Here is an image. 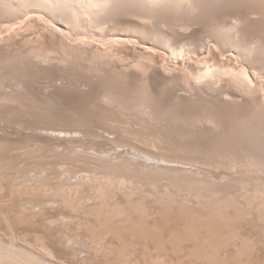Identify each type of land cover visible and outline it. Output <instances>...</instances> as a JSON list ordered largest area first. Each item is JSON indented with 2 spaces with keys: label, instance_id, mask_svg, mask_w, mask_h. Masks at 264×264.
<instances>
[{
  "label": "bare ground",
  "instance_id": "1",
  "mask_svg": "<svg viewBox=\"0 0 264 264\" xmlns=\"http://www.w3.org/2000/svg\"><path fill=\"white\" fill-rule=\"evenodd\" d=\"M219 1H223V0H0V8L2 9V11L4 10V12H2L1 10V12L6 16V14H14V18H12L11 20H8L9 22H11L13 19H16V18H18V17H21L20 15V13L22 12V10H24V8H26L27 7V10H29V12L32 14H34V16H33V18L34 17H36L35 16V14H39L40 15V17H43L45 20H46V22H47V20H49V23H53V22H58L59 24H62V26L65 24V28L66 27H68L69 29L67 30V32H69L70 31V27H72V29L73 28H75L77 25L76 24H78V22H79V18H80V16L82 17V15L84 16V14L85 13H87V12H90V11H88V9H90V10H92V12H93V9L94 10H97L95 13L96 14H93V16H94V18H93V16L92 15H90L91 14V12H90V14H85V15H90L91 17L90 18H93L92 20H95V22L93 21V22H91L94 26H95V24H97V28H98V26L100 27V25H104L106 22H107V20L109 21H112V22H114L115 21V23H116V20H115V18H114V12L115 13H117V12H119L118 11V9L117 8H119V7H121L124 11H126L127 12V14H128V18H129V16L130 15H134V16H136V17H131L130 16V18L129 19H127L125 16H126V12H124L125 14V16H122V17H124V18H122L123 20L126 18V20H130L131 18L133 19V18H137V16L139 17V18H141V19H143V20H141V19H139L140 21H138L139 23H137L136 22V20H134L137 24H133V25H130L131 24V22L129 21H127V24L126 25H128V23H129V25L128 26H119V22H118V24L116 23H114V26L112 27V29L110 30V28L108 29V31L110 32V34H111V36H110V39L112 38H114V40H112L111 39V41L113 42V41H121L122 43H125L124 41H130L131 39H130V37L132 36V35H134V34H136L137 33V35H138V33H139V35H140V33H141V35L142 34H144L145 36L142 38L143 39V43H144V46L146 47V50L148 51V49H150V48H155V47H160V48H164V45H165V47L167 46L168 48H169V50H170V53L174 56V55H176V56H182V57H184V56H188V57H191V60L192 59H196V60H200V62L201 61H203L204 63H205V66L202 64V66H203V68L202 69H199V71L197 72L196 71V73H194L193 75V77H195L194 79H193V82L192 83H190V81H191V79L190 80H184V78H182V80L180 79L181 77H184V76H181L180 78H179V76L177 77V76H175V74L173 73V71L171 72V73H173L174 74V76H173V74H171V73H166V71L164 70V72H162V71H159L160 69H158V71L160 72V73H158V77L159 78H157V79H162L161 81H162V88H163V91H164V87H166V88H168V89H173V87H174V90L176 91V90H178V92L179 91H182L183 90V92L185 93V91H186V93L187 94H185L186 96V98H193L194 99V101H195V99L196 98H201L200 100H196V103L198 102V104L199 103H201L202 104V102L201 101H203V99H209V101H210V98H211V102H212V100L214 99V98H217V99H221V100H225V98L228 100V101H230V102H233L234 101V103H232L234 106H235V101H236V103L239 101L241 104H244V105H246L247 107H245V108H248L247 110H248V114L247 115H245L244 113H243V116L245 117H243L244 119H242V116H240V118H241V120L240 121H236V120H238V119H240V118H238L239 116H236V112H231L232 114L233 113H235V117H237L238 119H236L235 121L237 122H235L234 120H233V122H235L236 124H234V126L233 127H235V128H239L240 129V127L243 129L244 128V126H246V128H247V126H249V127H251V129H250V131L248 130V132H249V135L247 136L246 135V129H245V135L246 136H244V137H242L241 135V137L242 138H245V142L242 140V139H239V137H237L236 135H235V132L238 130H236L235 128V130L234 129H232V130H234V132L231 130V132L229 133V132H227L228 133V138H226V139H224V137H223V139L224 140H226V141H224V142H229L233 137H235L236 136V138L235 139H237V140H235L236 141V143L238 142V140L240 141L241 140V144H240V142L239 143H237L236 144V149H235V147H234V149L232 148V146L229 144V143H227V145H229V146H231V148H229V147H227L226 149H225V145H223L222 146V144L224 143H222V140L220 141L222 144H220L219 142L217 143L216 141V143L215 144H217V145H215V146H213V148L212 147H210V148H206V147H203L202 146V143H201V146H188V145H186L187 144V142L186 143H184V144H180V142L183 140L182 138H184L182 135H180V136H182L181 137V139H179V140H177V137L175 136H173L174 138H176V141H180L179 142V144H174L173 146H170L171 148H172V150H170L171 148H169V146H167L169 149L168 150H170V151H175L174 153H173V155L171 154V155H169V154H166V151H160V152H158V151H156V154L154 153V150L153 151H151L150 150V152H148L149 151V149H148V151H145L144 152V150H141L140 148H137V150L138 149H140L142 152H144L143 154H145L148 158H150V159H152L153 158V161H154V158L156 159V161L157 160H159V159H162V160H170V162H172V163H174V162H176V164L177 165H171V166H168V164H165L164 162V164H162L161 163V165H159L158 166V163L161 161H158V163H156V164H154L155 162H150V164L151 165H153V166H151V165H148L147 164V159H146V161H144V162H146V163H144V162H141V161H143V159H145V158H143L142 157V159H139V161H140V163H137V162H139L138 161V158L140 157V154L138 155L137 153H135L136 154V156L138 157V158H134V160H135V162H134V160H133V158L132 157H134V156H132V152H131V156L128 158V157H126V158H124V156L122 155V159H121V156H119L120 157V160L118 161H116V160H114V159H112V160H114V161H112L111 160V158H112V156L113 155H111V157H109L110 158V160H108V162H107V157H106V159H102V157H105V156H100V157H97V154L96 155H94V156H96V157H93V155H91L90 153L91 152H89V151H87L88 153V155L89 156H91V158L93 159H91V158H89V156L88 155H85V158H88V159H91V161H93L94 162V160L95 161H99L100 163L101 162H103L104 163V165H102V168H101V170H104L106 167H103V166H106V165H109V166H111V167H113V168H106V172H107V170L108 169H110V173H111V170H112V173H113V170L115 171V170H118V171H116L117 172V174H116V176L115 175H113V177H115V179L112 177V176H109V171H108V173H106V176L105 175H102V177L99 175V173H96V174H98L99 176H100V179L102 178L103 179V176H104V178H106L105 180L103 179V181H98L97 179H96V181H98L99 183H97L96 184V186H94V187H96V188H94L95 190H93V191H95L96 192V198L93 196L92 198H94V200L93 201H95L94 202V204L92 205L91 203V205L90 206H88V205H86L87 203H84V202H86V201H83L86 197L84 196V192H81V193H83V194H79V192H77L78 194H76L75 193V195H73L74 193V191L76 192V190L78 189V188H76V189H74V191L73 192H71V191H69L68 193H67V191H66V189H67V187L66 188H64L65 186H68V187H70V186H72V187H74L75 188V183H73L72 185L71 184H69L68 182H66L65 181V183L66 184H64V186L63 185H61V183L63 182V180H62V182L61 181H58V180H54V181H57L58 183L59 182H61L60 183V185L61 186H63V189L66 191V193L64 192V194L66 195L67 194V196H68V201H67V204H70L69 206H71V205H73L74 203L76 204V201H77V199L79 198V197H82V198H84V199H82V198H79L78 199V201L80 200V199H82V202H83V204H84V208L83 209H88L89 210V212L88 213H90V211L91 212H93L94 214H91L90 213V215H94V218L96 219V221H97V226L99 225V227H103V228H105V230H109L110 229V226L112 225V227L113 228H115L116 229V227L115 226H117V227H122L121 228V230L119 229V228H117V230L118 231H121V232H119L118 233V231L116 232V233H118V239L120 238V236H121V233H122V236H121V238L122 237H124V235H125V233L128 231V229H129V231L128 232H130L132 235L130 236V234L128 233L126 236H129V237H131L132 238V236H133V238H134V236H135V238L134 239H137L136 238V236H138V234H140V238L141 239H143V236L145 235V237H148V239L146 240L145 239V237H144V239L146 240V242H143V243H145L146 245H148V246H145V244H144V246L145 247H151V246H153V248H159L160 247V245L161 246H163V245H166V246H163V247H169L170 248V250H169V248H167V249H164V251L162 250V248L160 249H158L159 251H157V249H155L157 252H161V251H163L164 253H168V255H167V253H166V255L169 257V252L171 251H177V249H179V247H180V251L178 250V252L179 253H181V251H183L184 252V254H185V250H186V255L185 256H187V257H189V258H191L192 259V261H194L195 259H198V260H201V263H200V261H194V262H197V264H202L203 263V261H204V264L205 263H207V264H215V263H217V264H230V263H236V262H239L240 264H250L251 263V261H252V258H254L253 257V255L255 254L254 253V251H255V249H256V246H257V244H258V242H259V238H257L258 239V242H257V240L255 239V237H254V239H253V236L252 235H250V232H248L247 233V231H246V229H248L246 226H250V229L248 230V231H250V230H252L253 232H254V230L253 229H255V227H258V228H256V230H258L259 228H260V225L258 226V225H256V226H254L253 224H254V221H256L257 223H259V222H261V226H263V231L261 232L260 230V232H261V235L260 234H257V236H259L260 235V237L262 236L263 238H264V39H261V38H263L264 37V35L262 34L261 36L259 35L258 37L261 39H259V42H258V40H256L257 41V43L258 44H256V41L255 40H252L249 36H247V37H249V39L246 37V38H243V39H240V36H242L245 32H244V30H243V34L241 35L240 34V36L238 37L237 35H235L234 34V32H235V30L238 28L239 29V24L237 23V21H240V20H236V22H234V24L230 21V22H227L228 20H225L224 22H225V24H224V22H223V25H221V24H219L218 22H217V20L216 21H213L215 24H216V22H217V25L216 26H213L214 24L213 23H211V22H208V24L209 23H211V25L214 27V28H211V27H206V29L204 28L203 30H201V32H205V34L206 35H202L201 33V35H202V37L200 36H198V34L196 35V36H194V37H196V38H194L192 35V33H191V35L189 34V36H187L186 37V35H185V37L186 38H188L186 41L184 40L183 41V39H184V37L182 36V39H180V40H182L181 42H179L178 40H179V38H178V35L180 36V34H178L179 32L178 31H182V29L183 28H185L186 27V19L188 18V16H193L194 15V17L196 16V14L199 12V5H206V4H208L209 3V5L210 4H215L216 5V7L218 8L219 6H220V8L224 5V3L223 4H221V2H220V4L221 5H217L216 3H218ZM225 1H230V0H225ZM237 1V0H236ZM239 1V0H238ZM243 1H245V0H243ZM251 1V0H250ZM254 1V0H253ZM256 2H257V0H255ZM259 1V0H258ZM231 2V1H230ZM261 2L263 3L264 2V0H261ZM260 2V3H261ZM202 3V4H201ZM225 3H229V2H225ZM243 3V2H242ZM241 3V4H242ZM249 3H251V2H249ZM191 4H196L197 6H199L198 8L199 9H197L195 6L196 5H192L191 7H193L192 8V10L190 9L191 7L189 6V5H191ZM234 4V3H233ZM232 4V2H231V4L230 5H233ZM244 4H248V3H244ZM244 4L242 5L243 6V8L242 9H244ZM254 3H251V4H249L250 5V7H251V5H253ZM264 4V3H263ZM211 5V7H210V9L213 7V8H216L215 6H212ZM240 5V4H239ZM225 6V5H224ZM228 6V5H227ZM256 6V8H257V5H255ZM231 7V6H230ZM237 7V6H236ZM247 7H248V5H247ZM249 7V8H250ZM85 8L87 9V11L85 12L84 10H85ZM201 8H203V6H201ZM205 9H207L208 7L206 6V7H204ZM203 8V9H204ZM217 8H216V10H217ZM219 8V9H220ZM229 8V7H228ZM245 8H246V6H245ZM248 8V9H249ZM252 8H254V6L252 7ZM80 9H84V10H82L83 12H85V13H83L82 15H80L81 13H80ZM195 9H197V10H195ZM202 9V10H203ZM204 9V10H205ZM226 9V8H225ZM230 9V8H229ZM240 9V8H239ZM241 9V10H242ZM115 10H117V11H115ZM197 11V13L196 14H194L195 12L194 11ZM212 10V9H211ZM215 10V9H214ZM215 10V11H216ZM222 10H224V9H222ZM250 10V9H249ZM252 10H254V9H252ZM5 11H6V13H5ZM25 11V10H24ZM81 11V12H82ZM122 11V10H121ZM207 11V10H206ZM235 11V10H234ZM233 11V12H234ZM240 11V10H239ZM243 12V15H244V11L245 10H242ZM251 11V10H250ZM0 12V13H1ZM8 12V13H7ZM28 12V11H27ZM123 12V11H122ZM121 12V13H122ZM203 12V13H202ZM200 11V13H202L203 14V16H204V11ZM208 12H210V10L208 11ZM207 12V13H208ZM218 12V11H217ZM224 12V11H223ZM222 12V13H223ZM228 12H230V10L228 11ZM232 12V11H231ZM237 12V11H236ZM1 13V14H2ZM165 13H169L170 15H173V16H175V17H179L178 18V20L177 21H179V19L181 18L182 19V21L185 19V25H183V26H181L182 24H180L181 23V21H180V23L179 22H176L177 24L179 23L180 25V27L179 26H177L176 28L177 29H175V25L174 26H169V24H170V22H168L169 20H166L169 24H168V26H166L165 25V22H163L162 23V16L164 17H166V18H168L167 16H169V18L168 19H171V20H174V18L175 17H173V16H170L169 14H167V15H165ZM199 13V14H200ZM212 13V12H211ZM214 13V12H213ZM220 13V12H219ZM249 13V12H248ZM251 13V12H250ZM249 13V15L251 16V14L252 13H254V14H252V16L253 17H255L256 15H257V13H260L261 14V19L263 18V11H262V13H261V11H259V9L257 8V10L255 9V11L253 12L252 11V13L250 14ZM10 14V15H11ZM15 14H20L19 16L18 15H16L15 16ZM25 13L24 12H22V18L21 19H24L23 18V15H24ZM28 14V13H27ZM30 14V15H31ZM130 14V15H129ZM199 14H197V15H199ZM221 14V13H220ZM225 14H227V12L225 13ZM231 14V13H230ZM237 14V13H236ZM241 13L239 12V15H240ZM4 15H3V21H4V19H5V21H6V18H4ZM30 15H28V16H30ZM38 15V16H39ZM80 15V16H79ZM117 15H119V13L117 14ZM116 15V16H117ZM205 15H206V12H205ZM208 15V14H207ZM211 15V14H210ZM209 15V17H211ZM215 15V14H214ZM217 15V14H216ZM223 15V14H222ZM228 15H229V13H228ZM238 15V14H237ZM242 15V16H243ZM8 16V15H7ZM25 16V15H24ZM200 16H202V15H199V17ZM202 16V17H203ZM226 16V15H225ZM235 15H233V17H234ZM250 16H248V17H250ZM258 17H260L259 15H257ZM255 17L256 19H254V20H256L257 21V19H258V21L260 20V18H258V17ZM0 17V18H1ZM9 18L10 17H12V16H8ZM7 17V18H8ZM16 17V18H15ZM25 17H27V16H25ZM31 17V16H30ZM30 17H28V19L30 18ZM171 17V18H170ZM173 17V18H172ZM183 17H186V18H183ZM193 17V18H194ZM197 17V16H196ZM195 17V18H196ZM214 17V16H213ZM221 17V16H220ZM236 17V16H235ZM244 17H246V16H244ZM8 18V19H9ZM32 18V17H31ZM30 18V19H31ZM39 18V17H38ZM83 18V17H82ZM82 18H81V22H82ZM87 18V17H86ZM117 18H119V17H117ZM145 18H147L146 20H148L149 18L151 19H153V22H154V24L152 23V22H150L149 20L148 21H146V20H144ZM156 18V22L157 23H159L160 24V22L162 23V26L163 25H165L164 27L166 28H168V27H172V29L171 30H168V29H163V28H161L162 26H161V24L159 25H157L156 23H155V21H154V19ZM165 18V19H166ZM206 18H207V16H206ZM205 17H204V19H206ZM212 18V17H211ZM227 18H231V16H227ZM27 19V20H28ZM35 19V18H34ZM40 20L42 19V18H39ZM122 19H121V21H122ZM131 19V20H132ZM202 18H200V19H197V20H201ZM203 19V21H205ZM234 19V18H233ZM240 19V18H239ZM244 19V18H243ZM253 19V18H252ZM264 19V18H263ZM1 21H2V19H0ZM16 20H19V18L18 19H16ZM16 20H14L13 22H15ZM45 20H44V22H45ZM85 20V19H84ZM88 20V19H87ZM119 20H120V18H119ZM119 20H117V21H119ZM176 20V19H175ZM174 20V21H175ZM189 20H195V19H189ZM188 19H187V21H189ZM197 20H196V22H197ZM214 20H215V17H214ZM222 20V19H221ZM235 20V19H234ZM245 20H248V19H246L245 18ZM251 19H249V21H250ZM0 21V22H1ZM2 21V22H3ZM19 21H21V20H19ZM51 21H53V22H51ZM106 21V22H105ZM109 21V23H112V22H110ZM125 21V20H124ZM152 21V20H151ZM202 21V20H201ZM210 21H212V20H210ZM233 21V20H232ZM242 21V20H241ZM240 21V22H241ZM253 21V20H252ZM257 21V22H258ZM13 22H12V24H13ZM17 22V21H16ZM81 22H79V23H81ZM132 22H133V20H132ZM145 22V23H144ZM167 22H166V24H167ZM193 22V24H194V21H192ZM192 22H191V24H192ZM195 22V23H196ZM200 22V21H199ZM207 22V21H206ZM239 22V23H240ZM246 21H244V23H245ZM255 22V21H254ZM256 22V23H257ZM261 22H263V21H261ZM8 23V22H7ZM95 23V24H94ZM108 23V25H110ZM125 22H121L120 24H124ZM150 24L149 25V27H151V28H149L148 26H147V24ZM151 23L153 24L152 26H151ZM171 23H172V21H171ZM175 23V22H174ZM174 23H172V24H174ZM183 24H184V22H182ZM189 23H190V21H189ZM202 23V22H201ZM201 23H199V24H201ZM244 23L242 22L241 24H243V26H242V28H241V26H240V29L242 30V29H244ZM260 23V22H259ZM3 24V23H2ZM1 24V25H2ZM46 24V23H45ZM91 24V25H92ZM190 24V30H192V27H193V24L191 25ZM204 24H207V23H203V24H201L202 25V27H204ZM238 24V25H237ZM251 24V23H250ZM253 24V23H252ZM251 24V25H252ZM262 24V23H261ZM261 24H259L258 26H261ZM264 24V23H263ZM0 25V26H1ZM5 25H7L6 23H5ZM9 25H10V23H9ZM9 25H7L6 27H8L9 28ZM53 25H54V23H53ZM57 25V24H56ZM56 25H54V27L56 28V30H60V31H64V33L66 32L65 31V29H62V28H60L59 26H57L56 27ZM92 25V26H93ZM108 25H106L105 24V26H107V27H105L106 29L109 27ZM112 25H113V23H112ZM196 25H197V23H196ZM210 25V24H209ZM248 24L246 23V26H247ZM251 25H250V27H251ZM256 25V24H255ZM254 25V26H255ZM21 26V25H20ZM50 26V25H49ZM74 26V27H73ZM79 26H82L81 24L79 25ZM89 26V25H88ZM93 26V27H94ZM161 26V27H160ZM189 26V25H188ZM192 26V27H191ZM199 26V28L201 27L200 25H198ZM236 26H238L237 28H236ZM245 26V27H246ZM253 26V27H254ZM257 26V28H259ZM11 27V26H10ZM64 27V26H63ZM86 27V26H85ZM92 27V28H93ZM96 27H94V29L92 30V28H91V30H92V32L90 31V27H89V29H88V31H89V33L91 32V33H94L96 30H95V28ZM104 27H102L101 26V28H100V31L102 30V28H104ZM125 27V28H124ZM127 27V28H126ZM174 27V28H173ZM179 27V28H178ZM8 28H6V30L8 29ZM52 28H53V26H52ZM181 28V29H180ZM233 28H236L235 30L233 29ZM255 28H256V26H255ZM257 28H256V30H257ZM1 29H2V27H1ZM0 29V30H1ZM3 29H5V27L3 26ZM33 29V28H32ZM71 29V30H72ZM87 29V28H86ZM106 29L104 30V32L106 31ZM188 29V27L186 28V30ZM189 29H188V31H189ZM202 29V28H201ZM232 29H233V31H232ZM246 29H248L247 27H246ZM252 29H254V28H252ZM15 30V29H14ZM37 30V29H36ZM55 30V29H54ZM77 30V29H76ZM81 30V29H80ZM95 30V31H94ZM167 30V31H166ZM185 30V29H184ZM186 30H185V32H186ZM249 30H250V28H249ZM255 30V29H254ZM261 30V29H260ZM263 30H264V28H263ZM25 31V30H24ZM43 31V30H42ZM82 31V30H81ZM94 31V32H93ZM98 31V30H97ZM100 31H98V33H101ZM200 31V30H199ZM239 31L240 30H238V31H236V32H238L239 33ZM246 31V30H245ZM252 31V30H251ZM12 32V31H11ZM16 32V31H15ZM32 32V31H31ZM79 32V31H78ZM82 32H84V30L82 31ZM104 32L102 31V33H101V35L100 36H103L102 34H104ZM107 32V31H106ZM108 32V33H109ZM175 32H177V36L175 35ZM184 32V31H183ZM182 33V34H186V33ZM191 32V31H190ZM242 32V31H241ZM0 33H2V32H0ZM9 33V32H8ZM108 33H106V34H108ZM237 33V34H238ZM253 33V32H252ZM263 33H264V31H263ZM4 34V33H3ZM41 34V33H40ZM43 34V33H42ZM63 34V33H62ZM75 34V33H74ZM88 34V33H87ZM106 34H104V36H105V40H106ZM246 34V33H245ZM257 34V33H256ZM255 34V35H256ZM21 35V34H20ZM79 35V34H78ZM91 35H93V34H91ZM98 35V34H97ZM173 35H175L176 37L174 38L173 37ZM187 35H188V33H187ZM37 36V35H36ZM68 36H70V35H68ZM67 36V37H68ZM75 36H77V35H75ZM93 36H95V35H93ZM107 36H109V34L107 35ZM135 36V35H134ZM197 36L199 37L198 39H197ZM263 36V37H262ZM16 37V36H15ZM26 37V36H25ZM30 37H33V36H30ZM66 37V36H65ZM86 37V36H85ZM91 37V36H90ZM254 37H256V36H254ZM93 38V37H92ZM133 38V37H132ZM176 38L178 39V40H176ZM185 38V39H186ZM191 38H192V40H191ZM242 38V37H241ZM20 39V38H19ZM26 38H24V40H25ZM63 39H64V36H63ZM71 39H74V38H71ZM78 39V38H77ZM82 39V38H81ZM84 39V38H83ZM82 39V40H83ZM98 39H100V38H98ZM103 39V38H102ZM108 39V38H107ZM135 39V38H134ZM195 39V40H194ZM245 39H247V40H245ZM251 39V41H249ZM0 40L2 41V39L0 38ZM27 40L29 41V38L28 39H26V41H25V43L27 42ZM40 40V39H39ZM75 40V39H74ZM87 40V39H86ZM95 40V39H94ZM101 40V39H100ZM104 40V41H105ZM189 40H191V41H189ZM16 41V40H15ZM21 41H23V40H21ZM21 41H19V42H21ZM31 41V40H30ZM30 41H29V43H30ZM35 41H37V40H35ZM69 41V40H68ZM72 41V40H71ZM91 41H93V40H91ZM99 41V40H98ZM110 41V40H109ZM138 41V40H137ZM141 41V40H140ZM207 41H211V44L217 49V51H211V55L212 56H210V58L211 57H213L212 59L215 61H213L214 63H212V62H210V63H212V64H210L209 63V61L207 60V55L205 56L204 54H205V47H206V43H208ZM255 41V42H254ZM17 42V41H16ZM24 42V41H23ZM83 42V41H82ZM84 42H85V40H84ZM95 42V41H94ZM102 42V41H101ZM107 42V41H106ZM131 42V41H130ZM139 42V41H138ZM77 43V42H76ZM86 43H88L87 41H86ZM85 43V44H86ZM119 43V42H118ZM129 43V42H128ZM210 43V42H209ZM3 44V43H2ZM1 44V45H2ZM28 43H26V46L29 48L30 46H28L27 45ZM31 45H32V42L30 43ZM74 44H75V42H74ZM93 44H95V43H93ZM96 44H97V41H96ZM100 44V43H99ZM111 43H109L108 45H110ZM115 44V43H114ZM22 45H25V44H23L22 43ZM21 45V46H22ZM67 45V44H66ZM77 45V44H76ZM211 45V46H212ZM33 46V45H32ZM37 46V45H36ZM79 46V45H78ZM81 46V45H80ZM86 46V45H85ZM115 46V45H114ZM125 46V45H124ZM212 46V47H213ZM3 47V46H2ZM1 46H0V48H2ZM9 47V46H8ZM15 48H16V46H14ZM18 47V46H17ZM34 47H35V45H34ZM38 47V46H37ZM36 47V48H37ZM72 47H73V45H72ZM109 47V46H108ZM145 47H144V49H145ZM213 47V48H214ZM6 48V47H5ZM20 48V47H19ZM26 48V47H25ZM36 48H32L31 49V47H30V49H28V50H26V49H23L22 47H21V49H19L20 51L23 49L24 51L26 50L27 51V53L25 54V53H22V54H24V55H22L21 54V58H23V59H19V61L21 62L20 63V65H18L19 67H23L22 69L24 70V67H25V64L26 65H28L29 63H31L30 61H31V59L33 58V60H34V62L36 63L37 61H39L40 63H42V61L43 62H45L44 60H48V58L51 56L50 55V53H48V52H45L44 50H42V49H40L39 50V48L40 47H38V50L36 49ZM41 48H43V47H41ZM45 48V47H44ZM70 48V47H69ZM74 48V47H73ZM78 48V47H77ZM107 48V47H106ZM168 48L166 49V50H168ZM10 49V48H9ZM18 49V48H17ZM15 50V51H13V54L14 55H19L18 56V58H20V54H15L16 52L17 53H19L18 51L19 50ZM36 49V50H35ZM83 49V48H82ZM97 49H98V47H97ZM100 49V48H99ZM98 49V50H99ZM107 49H109V48H107ZM156 49V48H155ZM3 50H5V53L8 51L7 50V48L6 49H3ZM11 50V49H10ZM23 50H22V52H23ZM151 50V49H150ZM150 50H149V52H150ZM154 50V49H153ZM152 50V52H154ZM159 50V49H158ZM157 49H156V51L155 52H161L160 50L158 51ZM0 51H2V50H0ZM45 53H44V52ZM66 51H69L68 50V48H67V50ZM73 51V50H72ZM75 51V50H74ZM104 51V50H103ZM106 51V50H105ZM108 51V50H107ZM111 51H112V49H111ZM15 52V53H14ZM76 52V51H75ZM74 52V53H75ZM120 52V51H119ZM167 52V51H166ZM214 52V54H212ZM1 53V55H2V58L4 59V58H6L8 55H6V57H4L3 56V54H4V51H3V53L2 52H0ZM10 53V52H9ZM65 53V52H64ZM71 53V52H70ZM102 53V52H101ZM106 53V52H105ZM110 53V52H109ZM112 53V52H111ZM162 53V52H161ZM7 54H8V52H7ZM51 54H52V52H51ZM57 54V53H56ZM55 54V55H56ZM73 54V53H72ZM76 54V53H75ZM78 54V53H77ZM209 54V53H208ZM0 55V56H1ZM50 55V56H49ZM54 55V54H53ZM52 55V56H53ZM68 55H69V53H68ZM84 55V54H83ZM101 55V54H100ZM102 55H104L103 53H102ZM101 55V56H102ZM17 56H15V57H17ZM60 56H61V53H60ZM72 56V55H71ZM81 56V55H80ZM79 56V57H80ZM99 56V55H98ZM161 56V55H160ZM171 56V55H170ZM231 56H236V57H238L237 59H239L238 60V63H237V60H236V62H234V63H237L236 65H234V63H233V65L232 64H230V57ZM57 57V56H56ZM59 57V56H58ZM62 57V56H61ZM75 57V56H74ZM78 57V58H79ZM100 57V56H99ZM104 57V56H103ZM106 58H107V56H105ZM116 57V56H115ZM235 57V58H236ZM1 58V57H0ZM13 58H14V56H13ZM12 58V59H13ZM17 58V59H18ZM31 58V59H30ZM35 58V59H34ZM63 58V57H62ZM98 58V57H97ZM106 58H104V59H106ZM177 58V57H176ZM181 58V57H180ZM234 58V59H235ZM3 59H0V61L1 60H3ZM11 59V60H12ZM50 59V61L52 62V59L51 58H49ZM61 59V58H60ZM65 59V58H64ZM63 59V60H64ZM69 59H71V57L69 58ZM85 59V58H84ZM102 60V59H100L102 62L104 61V63H105V60ZM113 59V58H112ZM172 59V58H171ZM184 59V58H183ZM194 59V60H195ZM8 60H10V59H8ZM8 60H6V61H8ZM14 60V59H13ZM16 60V59H15ZM28 60H29V62H28ZM57 60V59H56ZM77 60V59H76ZM75 60V61H76ZM95 60H97V59H95ZM135 60V59H134ZM140 60V59H139ZM187 60V59H186ZM193 60V61H194ZM5 61V60H4ZM17 61V63H19L18 62V60H16ZM65 61V60H64ZM108 61V60H107ZM143 61V60H142ZM165 61V60H164ZM57 62V61H56ZM59 62V61H58ZM63 61H61V63H62ZM71 62H72V60H71ZM71 62H69V64L71 63ZM81 62V61H80ZM119 62V61H118ZM137 62L138 63H135L134 64V67L138 70V72L140 71V73L142 74V76L143 77H141V75H140V78H142V79H140V82L138 83V86L137 87H135V88H132L133 90L131 91L130 89H131V87H130V93L129 94H127L126 95V93L125 94H123L122 92H117V93H114L115 92V90H114V92L112 91H108V92H102V94H101V91H100V93L96 96V94H94V98H95V101H93L92 99V103L90 102V107H88V108H90L91 110L90 111H92V109L93 108H96L97 107V103H100V104H104L103 106H107V108L110 106V104L111 105H114V106H116V107H114V106H111V107H109V109H112V107H113V110H120V111H118V112H120V113H122V107H123V109L124 108H128L129 110H133L134 112H137L138 110L136 109V108H138L139 109V111H141V114H140V116H139V120L138 121H136L138 118H137V116L139 115V113L137 112V115L136 114H134V115H136V117H135V122L133 123V125L135 124V129H136V127H139V125H138V123L137 122H139V124H141L140 125V127H142V128H144L145 126H149V124L150 123H152V121H153V123L154 122H158V124H156V123H154L155 125H159V123L162 121V123H163V121L165 122V123H161L162 124V127H161V124L156 128L157 130H166V131H164V133L166 132L167 133V131L169 132V131H171V133H172V131H173V129H174V127L176 126V128L175 129H178V127H180L178 130H175L176 132H175V134L176 133H178L179 131L181 132H179V134H182L183 132L185 133L186 131L185 130H187L188 128L190 129H193V131H194V133H199V135H198V137H200V133H203V134H205V136L207 137V134H210V133H215L216 132V130H218V129H221L219 126H220V122H221V118H219V114L217 115L216 113H214V114H208V112H206L207 114H205V113H200V114H197L196 115V113H199V112H196L195 114L192 112L189 116L187 115V114H182V113H177L179 110H180V106H182V104L179 106V105H177L176 107L177 108H179V110L178 111H176L177 109L175 108V105L173 106H170V109H169V111H168V113H167V111L165 112V114H164V108L160 111V106H156L155 107V103L153 102L154 101V98H158V96H156L155 94H156V92L155 93H152V89H151V91H149L148 90V88H149V84H148V82L150 81H148V76L149 75H147V72H149V70L148 69H151V68H149L147 65H145V64H142V62H139L138 60H137ZM181 62H182V60H181ZM188 62V61H187ZM199 62V63H200ZM11 63V62H10ZM10 63H7L8 65L10 64ZM14 63H15V61H14ZM14 63H12V67H13V65H14V67H13V69H11L10 71H16V70H18V66L16 65V64H14ZM25 63V64H24ZM40 63H38V65H40V66H42V68H43V65H45V64H43V65H41ZM45 63H47V62H45ZM60 63V62H59ZM83 63V62H82ZM86 63V62H85ZM94 63H100L99 61L98 62H94ZM112 63V62H111ZM114 63V62H113ZM198 63V62H197ZM5 65V64H3L4 66H3V68H1L0 67V70H2V72L3 73H1V71H0V99L2 100V101H5L6 103H8V102H16V104L18 103V104H20L21 105V102L23 101L24 102V100H22V99H20V98H25V96H26V94H24L26 91H25V89L24 88H22V87H24V84H23V86L21 87L22 88V90L23 91H25V92H23V91H21V89H14L13 87H15V86H11L12 88L11 89H9L10 88V84H8V83H11V84H16V82H19V81H12V80H14V79H11V81H8V78L10 77V74H9V71H7L8 69H6V67H8V65ZM52 64V63H51ZM51 64H49V65H51ZM63 64H64V62H63ZM67 64V63H66ZM69 64H67V66L69 67ZM74 64V63H73ZM89 64V63H88ZM102 64V63H101ZM115 64V63H114ZM122 64V63H121ZM153 64H155V63H153ZM183 64V63H182ZM0 65H2L1 63H0ZM30 65V64H29ZM29 65L27 66V67H29ZM37 65V66H38ZM47 65V64H46ZM84 65V64H83ZM92 65V64H91ZM99 65V67H100V64H98ZM161 65V64H160ZM185 65V64H184ZM188 65V64H187ZM17 66V67H16ZM35 66H36V64H35ZM48 66V65H47ZM54 66H55V64H54ZM54 66H53V68H54ZM56 66H58V65H56ZM64 66H66V65H64ZM67 66H66V69H67ZM81 65H79V67H80ZM159 66V65H158ZM166 66H168V65H166ZM10 67H11V65H10ZM26 67V68H27ZM60 67V66H59ZM73 67H76L75 66V64H74V66ZM72 67V68H73ZM85 67V66H84ZM97 67V66H96ZM103 67H105L104 65H103ZM113 67V66H112ZM36 68V67H35ZM40 68V67H39ZM56 68V67H55ZM62 68H63V65H62ZM87 68V67H86ZM90 68V67H89ZM89 68H87V69H89ZM108 68V67H107ZM121 68V67H120ZM167 68V67H166ZM171 68V67H170ZM186 68V67H185ZM21 69V68H20ZM36 69H38V68H36ZM35 69V70H36ZM51 69H52V67H51ZM64 69V68H63ZM82 69V68H81ZM83 69H85V68H83ZM97 69H99L98 67H97ZM96 69V70H97ZM155 69V68H154ZM172 69V68H171ZM34 70V72H37V71H35ZM47 70V69H46ZM62 70V69H61ZM79 70V69H78ZM86 70V69H85ZM96 70L94 69L93 70V68L91 69L90 68V70H88V71H95L96 72ZM100 73H102V72H104V70L103 69H101L100 68ZM103 70V71H102ZM115 70V69H114ZM114 70H112L111 69V71H114ZM163 70V69H162ZM180 70V69H179ZM27 71V70H26ZM30 71V70H29ZM32 71V70H31ZM42 71V70H41ZM67 71H69V70H67ZM70 71H72L71 70V68H70ZM75 71V70H74ZM82 71V70H81ZM87 71V70H86ZM156 71H157V69H156ZM157 71V72H158ZM170 71V70H169ZM182 71V70H181ZM186 71V70H185ZM18 72V71H17ZM38 72H40V71H38ZM37 72V73H38ZM45 72V71H44ZM59 72V71H58ZM77 72V71H76ZM83 72V71H82ZM85 72V71H84ZM107 72V71H106ZM116 72H117V70H116ZM115 72V73H116ZM137 72V71H136ZM137 72V73H138ZM152 72H153V70H152ZM189 72V71H188ZM191 72V71H190ZM25 73V72H24ZM47 73V72H46ZM53 73V72H52ZM119 73V75L120 76H122L123 77V80H124V77H126V76H123V75H121V71L120 72H117V74ZM125 73V72H124ZM13 74H14V72H13ZM16 74V73H15ZM20 74V73H19ZM34 74H36V73H34ZM41 73H39V75H40ZM68 74V73H67ZM69 74H71V73H69ZM82 74V73H81ZM86 74V73H85ZM90 74H91V72H90ZM110 74V73H109ZM149 74V73H148ZM151 74H153V73H151ZM177 74V73H176ZM190 74L192 75V73H189V75H185V78L187 77V76H190ZM49 75H50V73H49ZM84 75V74H83ZM92 75V74H91ZM104 74H101V76H103ZM126 75V74H125ZM135 75V74H134ZM137 75V74H136ZM135 75V76H136ZM139 75V74H138ZM146 75H147V77H146ZM157 75V74H156ZM155 75V76H156ZM179 75V74H178ZM15 76V75H14ZM23 76H24V74H23ZM22 76V77H23ZM63 76V75H62ZM74 76V75H73ZM85 76V75H84ZM94 76H95V74H94ZM93 76V77H94ZM100 76V74H99V78L101 77ZM105 76H107L106 74H105ZM18 77V76H17ZM20 78H21V76H19ZM25 77V76H24ZM30 77H31V75H30ZM42 77H43V75H42ZM64 77H65V75H64ZM82 77V76H81ZM97 77H98V75H97ZM121 77V78H122ZM15 78V77H14ZM33 78V77H32ZM44 78V77H43ZM56 78H58V77H56ZM77 78V77H76ZM88 78V77H87ZM86 78V79H87ZM102 78V77H101ZM106 79H107V77H105ZM133 78V77H132ZM136 78V77H135ZM150 78V77H149ZM152 78H153V76H152ZM189 78V77H188ZM192 78V77H191ZM10 79V78H9ZM24 79V78H23ZM34 79V78H33ZM42 79V78H41ZM75 79V78H74ZM73 79V80H74ZM85 79V80H86ZM89 79V78H88ZM92 79V78H91ZM126 79V78H125ZM137 79V78H136ZM154 79V78H153ZM16 80V79H15ZM17 80H19V79H17ZM27 80V79H26ZM30 80V79H29ZM38 80V79H37ZM65 80V79H64ZM67 80V79H66ZM65 80V81H66ZM71 80V79H70ZM77 80H78V78H77ZM80 80V79H79ZM97 80V79H96ZM101 80H103V79H101ZM120 80H122V79H120ZM123 80H122V82H120V83H122V84H127L126 86L128 87L129 86V84H128V82H126L125 80H124V82H123ZM127 80V79H126ZM131 80V79H130ZM138 80V79H137ZM33 81V80H32ZM40 81V80H39ZM47 81H48V79H47ZM51 81V80H50ZM53 81H55V80H53ZM57 81V80H56ZM65 81H63V82H65ZM94 81H95V78H94ZM98 81V80H97ZM128 81H129V78H128ZM132 81H134V80H132ZM148 81V82H147ZM182 81H185V82H187V83H189V86H188V84H187V86H183L184 84H183V82ZM189 81V82H188ZM28 82V81H27ZM30 82V81H29ZM34 82V81H33ZM44 82V81H43ZM52 82V81H51ZM63 82L61 83V84H63ZM67 82V81H66ZM78 82V81H77ZM104 82H106V80L104 79ZM160 82V81H159ZM184 82V83H185ZM20 83V82H19ZM18 83V84H19ZM36 83V82H35ZM38 83V82H37ZM70 83H71V81H70ZM82 83V82H81ZM88 83V82H87ZM108 83H110V82H108ZM119 83V82H118ZM130 83H131V81H130ZM152 83V82H151ZM150 83V84H151ZM161 83V82H160ZM181 83V84H180ZM33 84V83H32ZM31 84V85H32ZM43 84V83H42ZM54 84V83H53ZM56 84V83H55ZM59 84H60V82H59ZM59 84H57V85H59ZM75 84V83H74ZM80 84V83H79ZM99 84V83H98ZM133 84H135V83H133ZM163 84H165L164 85V87H163ZM191 84V85H190ZM7 85L9 86V88H7V89H9V90H6V87H7ZM21 85H22V83H21ZM28 85H30V84H28ZM28 85H27V87H28ZM50 85V84H49ZM77 85V84H76ZM81 85V84H80ZM79 85V86H80ZM84 85V84H83ZM97 85V84H96ZM115 85V84H114ZM114 85H112L113 87H114ZM183 86V87H180V86ZM186 85V84H185ZM19 86L20 85H18V87L17 88H19ZM26 86V85H25ZM36 86V85H35ZM44 85H42V87H43ZM46 86H48V85H46ZM53 86V85H52ZM59 86H61L62 87V85H59ZM99 86V85H98ZM98 86H95V87H98ZM102 86H104V84H102ZM123 86V85H122ZM156 86V85H155ZM154 86V87H155ZM68 87V86H67ZM70 87V86H69ZM82 87V86H81ZM120 87V86H119ZM124 87H125V85H124ZM127 87H126V90H127ZM152 87V86H151ZM176 87L178 88V89H176ZM185 87H186V90H185ZM188 87V88H187ZM26 88V87H25ZM35 88V87H34ZM45 88V87H44ZM65 88V87H64ZM79 88V87H78ZM122 88V87H121ZM160 88V87H159ZM28 89H32V87L31 88H28ZM27 89V90H28ZM40 89V88H39ZM46 89H47V87H46ZM52 89V88H51ZM55 89V88H54ZM58 89V88H57ZM56 89V90H57ZM70 89V88H69ZM81 89V88H80ZM79 89V90H80ZM84 89H85V87H84ZM87 89V88H86ZM103 89V88H102ZM116 89V88H115ZM120 89V88H119ZM150 89V88H149ZM181 89V90H180ZM48 90H49V88H48ZM53 90V89H52ZM66 90V89H65ZM73 90V89H72ZM78 90V89H77ZM87 90H89V89H87ZM91 90V89H90ZM125 90V91H126ZM157 90H158V88H157ZM41 91H42V89H41ZM46 91V90H45ZM44 91V89H43V92H45ZM50 91V90H49ZM59 91V90H58ZM121 91V90H120ZM156 91V90H155ZM165 91H166V89H165ZM190 93H189V92ZM29 92V91H28ZM42 92V93H43ZM46 92H48V91H46ZM43 93V94H48V93ZM60 92V91H59ZM64 92V91H63ZM73 92V91H72ZM92 92H93V90H92ZM159 92H160V90H159ZM172 92H173V90H172ZM177 92V93H178ZM34 93H35V91H34ZM53 93H55L54 92V90H53ZM80 93H81V91H80ZM85 93V92H84ZM84 93H83V95H84ZM87 93V92H86ZM85 93V94H86ZM98 93V92H97ZM165 94L167 93V91L166 92H164ZM184 93L182 94V93H178V94H176L175 93V95H177V97L176 96H174V93H173V97H176V98H180L181 96V98H184ZM189 93V94H188ZM40 94V93H39ZM61 94L62 93H60V96H61ZM160 94H162V95H164L163 94V92H161ZM169 93H167V95H168ZM31 95V94H30ZM33 95V94H32ZM54 95H56V94H54ZM54 95H53V97H54ZM67 95V94H66ZM76 95V94H75ZM78 95V94H77ZM124 95H126V96H124ZM155 95V96H154ZM162 95H159V98L161 97L162 98ZM171 95H172V93H171ZM180 95V96H179ZM187 95L189 96V97H187ZM35 96L37 97V94L36 95H34V97L33 98H35ZM42 96V95H41ZM44 96V95H43ZM50 96H52V94L50 95ZM46 97V96H45ZM58 97H59V95H58ZM64 97V96H63ZM70 97V96H69ZM126 97V98H125ZM167 97V96H166ZM168 97H169V95H168ZM167 97V98H168ZM172 96H171V98H173ZM30 98H31V96H30ZM61 98V97H60ZM68 98V97H67ZM75 97H73V99H74ZM84 98V97H83ZM82 98V99H83ZM124 98V99H123ZM127 98H129V99H127ZM152 98H153V100H152ZM163 98H165V95H164V97ZM224 98V99H223ZM29 99V98H28ZM38 100H39V98H37ZM80 99H81V97H80ZM90 99V98H89ZM123 99V100H122ZM127 99V100H126ZM240 99V100H239ZM33 100V99H32ZM37 100V101H38ZM46 100V99H45ZM53 100V99H52ZM56 100H59L57 97H56ZM56 100H55V102H56ZM69 100H71V99H69ZM126 100V101H125ZM226 100V101H227ZM2 101H0V103L2 102ZM41 101V100H40ZM60 101V100H59ZM73 101V100H72ZM124 101L125 102H127V103H124ZM176 101V100H175ZM184 101H186L185 99H184ZM189 101V100H188ZM193 101V100H192ZM193 101V102H194ZM208 101V102H209ZM11 102V103H12ZM31 102V101H30ZM33 102V101H32ZM34 102H36V100H34ZM49 102H51L50 100H49ZM55 102H54V105H56L55 104ZM58 102V101H57ZM56 102V103H57ZM65 102H68V101H65ZM84 102V101H83ZM157 102V101H156ZM171 102V101H170ZM177 102V101H176ZM180 102H183V100H180ZM205 102H206V100H205ZM213 102H214V100H213ZM216 102V101H215ZM220 102H222V101H220ZM4 103V102H3ZM48 103V102H47ZM53 103V102H52ZM59 103V102H58ZM57 103V104H58ZM78 103V102H77ZM81 103V102H80ZM153 103L155 104V105H153ZM177 103H179V102H177ZM190 103H191V101H190ZM195 102L193 103L194 104V106H195V104H196ZM207 103V102H206ZM217 103V102H216ZM13 104V103H12ZM34 104V103H33ZM39 104V103H38ZM37 104V102H36V105H38ZM45 104V103H44ZM61 104L62 103H59L58 105H56L57 107L59 106V107H61ZM85 104V103H84ZM92 104V105H91ZM159 104H160V102H159ZM185 104H186V102H185ZM192 104V103H191ZM192 104V105H193ZM203 104H204V102H203ZM223 104V106H226L227 104H229V105H231V106H233L232 104H230L229 102H227V104L226 105H224V102L222 103ZM6 105V104H5ZM14 105V104H13ZM29 105H30V103H29ZM31 105H32V103H31ZM30 105V106H31ZM40 105V104H39ZM46 106L47 105H49V104H45ZM68 105H70V103L68 104ZM72 105H73V103H72ZM82 105V104H81ZM88 105V104H87ZM86 104H85V106H87ZM150 105H152V106H154L155 108H153V107H151ZM168 105V104H167ZM183 105H184V102H183ZM186 105H188V103L186 104ZM200 105V104H199ZM198 105V106H199ZM207 105H208V103H207ZM207 105H205L204 104V106H207ZM216 105H218V103L216 104ZM219 105H220V103H219ZM244 105H242L241 107H244ZM3 105L1 104V107H2ZM9 106V105H8ZM18 106V105H17ZM30 106H29V108H30ZM55 106V107H56ZM96 106V107H95ZM102 106V107H103ZM151 107L150 109H149V111H147L146 109H144V111H143V108H147V107ZM179 106V107H178ZM197 106V105H196ZM200 106H203V105H200ZM203 106V107H204ZM208 106H211V104H209ZM215 106V105H214ZM220 106H222V105H220ZM219 106V107H220ZM233 106V107H234ZM236 106H237V104H236ZM240 106V105H239ZM239 106H237V107H239ZM20 107H22V106H20ZM32 107H34L33 105H32ZM37 107H39V106H36L35 108H37ZM40 107H41V105H40ZM50 107H51V105H50ZM54 107V108H55ZM65 107V106H64ZM70 107V106H69ZM72 107V106H71ZM75 106H73V108H74ZM119 107V108H118ZM202 107V108H203ZM232 107V109H234ZM25 108V107H24ZM27 108H28V106H27ZM34 108V109H35ZM45 108H47V107H45ZM53 108V109H54ZM115 108V109H114ZM117 108V109H116ZM121 108V109H120ZM182 108V107H181ZM188 108V107H187ZM190 108V109H189ZM188 109L189 110H191L192 109V107H189ZM198 108H200V110H201V107H198ZM208 108H210V107H208ZM225 108H228V107H225ZM231 108V107H230ZM244 108V109H245ZM11 109V108H10ZM20 109V108H19ZM48 109V108H47ZM58 109V108H57ZM62 109V108H61ZM82 109V108H81ZM86 109V108H85ZM102 109V108H101ZM109 109H108V111H109ZM140 109H142V110H140ZM148 109V108H147ZM171 109H173V111L171 110ZM204 109V108H203ZM216 109V108H215ZM214 109V110H215ZM218 109V108H217ZM219 109H222L223 110V108H219ZM239 109V108H238ZM22 110H23V108H22ZM31 110H33V109H31ZM65 110V109H64ZM71 110H72V108H71ZM80 110V109H79ZM94 110V109H93ZM103 110L105 111V107L103 108ZM103 110H102V113H103ZM127 110V109H126ZM136 110V111H135ZM170 110H171V112H172V114H171V112H170ZM183 110V109H182ZM189 110H187V111H189ZM193 110V109H192ZM195 110V109H194ZM193 110V111H194ZM209 110V109H208ZM222 110H219V111H222ZM230 110V109H229ZM229 110H227V112L229 111ZM15 111V110H14ZM18 111V110H17ZM24 111H26L27 112V110H24ZM34 111H36V110H34ZM38 111H39V109H38ZM43 111H47V110H43ZM52 110H50V112H51ZM54 111H56V109H54ZM63 111V110H62ZM68 111V110H67ZM67 111H66V113H67ZM70 111V110H69ZM78 111V110H77ZM80 111H84V109L83 110H80ZM79 111V112H80ZM96 111V110H95ZM100 111V110H99ZM131 111H130V113L129 114H131ZM147 111V112H146ZM202 111V110H201ZM218 110L216 111V112H219ZM225 111V110H224ZM231 111V110H230ZM229 111V112H230ZM234 111H237V109L236 110H234ZM245 111H246V109H245ZM23 112V111H22ZM29 112H31V111H29ZM40 112V111H39ZM38 112V113H39ZM76 112V111H75ZM89 112V111H88ZM113 112V111H112ZM116 112V111H115ZM181 112V111H180ZM183 112V111H182ZM190 112V111H189ZM189 112H188V114H189ZM211 112H214V111H211ZM210 112V113H211ZM226 112V113H227ZM5 113V112H4ZM49 113V112H48ZM51 113H53V112H51ZM50 113V114H51ZM64 113V112H63ZM71 113H73V112H71ZM92 113V112H91ZM104 113H106V111L104 112ZM114 113V112H113ZM112 113V114H113ZM220 113V112H219ZM223 113V112H222ZM238 113H239V111H238ZM237 113V114H238ZM241 113V112H240ZM247 113V112H246ZM32 114V113H31ZM75 114V113H74ZM84 114V113H83ZM109 114V113H108ZM108 114H106L107 116H108ZM166 114H168V115H170V116H168V115H166ZM178 114H181V115H178ZM192 114H194V115H192ZM9 115V114H8ZM12 115V114H11ZM45 115V114H44ZM64 115V114H63ZM66 115H68V114H65V116ZM75 115H77V113L75 114ZM75 115H74V117H75ZM79 115H81V113H79ZM97 115H99V114H97ZM105 115V114H104ZM105 115V116H106ZM115 115V114H114ZM122 115H125V114H122ZM133 115V116H134ZM183 115V116H182ZM220 115H221V113H220ZM228 115V114H227ZM230 115V114H229ZM39 116V115H38ZM59 116V115H58ZM89 115L87 114V117H88ZM101 116H103L102 114H101ZM109 116H111V114L109 115ZM116 116V115H115ZM114 116V118H116ZM118 116H120V115H118ZM128 116V115H127ZM126 116V117H127ZM132 116V115H131ZM166 116H168V117H166ZM224 117L226 116V115H223ZM222 116V117H223ZM232 116V115H231ZM0 117H1V115H0ZM77 117H78V115H77ZM84 117V116H83ZM227 117V116H226ZM233 117V116H232ZM29 118V117H28ZM45 118V117H44ZM59 118V117H58ZM68 118H70V117H68ZM82 118V117H81ZM97 118H98V116H97ZM112 118H113V116H112ZM114 118L112 119L113 121H115L114 120ZM129 118V117H128ZM133 118V117H132ZM231 118V117H230ZM234 118V117H233ZM258 118L260 119V120H262V121H257L258 120ZM9 119V118H8ZM23 119V118H22ZM26 119V118H25ZM24 119V120H25ZM34 119V118H33ZM38 119V118H37ZM61 119V118H60ZM79 119H80V117H79ZM104 119V118H103ZM106 119V118H105ZM104 119V120H105ZM119 119H121L120 117L118 118V119H116V120H119ZM125 119V118H124ZM127 119V118H126ZM134 119V118H133ZM225 119H227V118H225ZM23 120V121H24ZM52 120V119H51ZM59 120V119H58ZM76 120V119H75ZM82 120V119H81ZM88 120V119H87ZM86 120V121H87ZM111 120V119H110ZM110 120H109V122H110ZM228 120V119H227ZM16 121V120H15ZM65 121V120H64ZM78 121V120H77ZM83 121V120H82ZM93 121V120H92ZM129 121H131V120H129ZM128 120H127V124H128V122H129ZM220 121V122H219ZM260 122L259 124L257 123V122ZM3 122H5V121H3ZM19 122H21V121H19ZM33 122H34V120H33ZM41 122V121H40ZM43 122V121H42ZM74 122V121H73ZM76 122V121H75ZM95 122V121H94ZM99 122V121H98ZM108 122V121H107ZM121 122H123V121H121ZM125 123H126V121H124ZM132 122H133V120H132ZM224 123H225V121H223ZM227 122V121H226ZM1 123V122H0ZM36 123V122H35ZM39 123V122H38ZM66 123H67V121H66ZM77 123V122H76ZM92 123V122H91ZM111 123V122H110ZM125 123H123L124 125H125ZM231 123H232V121H231ZM257 123V124H256ZM23 124V123H22ZM29 124V123H28ZM55 124V123H54ZM57 124V123H56ZM63 124V123H62ZM72 124V123H71ZM79 124V123H78ZM109 124V123H108ZM113 124H115V123H113ZM121 124V123H120ZM119 124V125H120ZM130 124V123H129ZM229 124V123H228ZM233 124V123H232ZM254 124H256V126L254 125ZM6 125V124H5ZM5 125H3V126H5ZM9 125V124H8ZM11 125V124H10ZM13 125V124H12ZM14 125H16L15 123H14ZM20 125V124H19ZM65 125V124H64ZM67 125V124H66ZM65 125V126H66ZM73 125V124H72ZM132 125V124H131ZM130 125V126H131ZM133 125H132V127H133ZM136 125H138V126H136ZM225 125V124H224ZM251 125H254V127H255V129H253L252 128V126ZM35 126H37V125H35ZM43 126V125H42ZM45 126V125H44ZM64 126V127H65ZM70 126V125H69ZM76 126H77V124H76ZM81 126V125H80ZM122 126V125H121ZM129 126V125H128ZM144 126V127H143ZM227 126V125H226ZM230 126V125H229ZM11 127V126H10ZM27 127V126H26ZM75 127V126H74ZM78 127V126H77ZM83 127V126H82ZM99 127V126H98ZM124 127V126H123ZM125 127H127V125L125 126ZM1 128H2V126H1ZM12 128H14L13 126H12ZM12 128L10 129V130H12ZM19 128V127H18ZM34 128V127H33ZM37 128V127H36ZM53 128V127H52ZM57 128V127H56ZM55 128V129H56ZM70 128V127H69ZM89 128H91V127H89ZM89 128H88V130H89ZM119 128V127H118ZM127 128H130V127H127ZM141 128V129H142ZM149 128V127H148ZM223 128H225V127H223ZM8 129H9V127H8ZM16 129V128H15ZM38 129V128H37ZM44 129V128H43ZM49 129V128H48ZM47 129V130H48ZM61 129V128H60ZM77 129V128H76ZM79 129V128H78ZM78 129H77V131H78ZM114 129V128H113ZM121 129V128H120ZM120 129H117V130H120ZM147 129V128H146ZM155 129V128H154ZM249 129V128H248ZM5 130H7V129H5ZM64 130V129H63ZM67 130H68V127H67ZM110 130H112V129H110ZM109 130V131H110ZM126 130V129H125ZM127 130H129V129H127ZM131 130V129H130ZM129 130V131H130ZM137 130H138V128H137ZM136 130V131H137ZM225 130V129H224ZM228 130V129H227ZM2 132H3V130H1ZM14 132L16 131V130H13ZM12 131V132H13ZM19 131V130H18ZM30 131H33V130H30ZM35 131V130H34ZM39 131V130H38ZM37 131V132H38ZM45 131V130H44ZM65 131V130H64ZM70 131H71V128H70ZM75 131V130H74ZM80 131H82L81 129H80ZM104 131V130H103ZM122 131H124V130H122ZM143 131V130H142ZM153 131H155V130H153ZM163 131L161 132L162 134H163V136H165L164 137V139L166 138V139H169V140H167L168 141V143H166V145L168 144L169 145V142L170 143H172V141H173V139H170V137L172 138V135H169L170 134V132H169V134L168 135H164V133H163ZM178 131V132H177ZM187 131H189V130H187ZM251 131H252V133H251ZM7 132V131H6ZM11 131H10V133H12ZM21 133L23 132V130L22 131H20ZM19 132V133H20ZM27 133H28V130L26 131ZM61 132V131H60ZM67 132V131H66ZM69 132V131H68ZM121 132V131H120ZM127 132V131H126ZM138 132V131H137ZM140 132V134H142L141 133V131H139ZM147 135L150 133V131H148L147 130ZM152 132V131H151ZM159 132V131H158ZM157 132V133H158ZM159 132V133H160ZM174 132V131H173ZM190 132V131H189ZM238 132V131H237ZM240 132V131H239ZM238 132V133H239ZM1 133V132H0ZM18 133V134H19ZM26 133V134H27ZM43 133H47L46 131L45 132H43ZM50 133H51V131H50ZM116 133V132H115ZM118 133V132H117ZM116 133V134H117ZM124 133V132H123ZM129 134H130V132H128ZM145 133V132H144ZM158 133V134H159ZM183 133V134H184ZM193 133V132H192ZM218 132H216V134H217ZM220 133V132H219ZM238 133H236V134H238ZM254 133H256V134H254ZM2 134H5V133H2ZM9 134V133H8ZM7 134V135H8ZM14 134V133H13ZM26 134H24L25 136H26ZM30 134V133H29ZM47 134H49V133H47ZM60 134V133H59ZM74 134V133H73ZM85 134V133H84ZM93 134V133H92ZM90 135L89 134V137L91 138V136L92 137H95V136H93V135ZM111 134H113V132L111 133ZM116 134H114V137H115V135ZM131 134H133V133H131ZM130 134V135H131ZM136 134H138V133H136ZM139 134V135H140ZM178 134V135H179ZM187 134V133H186ZM188 134H191V133H188ZM196 134H194L195 136H196ZM240 134V133H239ZM242 134H243V131H242ZM248 134V133H247ZM15 135H17V134H14L13 136H15ZM38 135V134H37ZM41 135V134H40ZM45 135V134H44ZM53 135V134H52ZM117 135H119V134H117ZM116 135V137H118ZM126 135V134H125ZM155 135V134H154ZM153 134H152V136H154ZM177 135V134H176ZM215 135V134H214ZM227 134H225V136H226ZM235 135V136H234ZM20 136V135H19ZM25 136L24 137H22L21 136V138H25ZM27 136H31V135H27ZM42 136V135H41ZM59 136V135H58ZM80 136H82V134L80 135ZM79 136V137H80ZM123 136V135H122ZM127 136H128V134H127ZM134 136H135V134H134ZM143 136V135H142ZM141 135L140 136H138V137H142ZM157 137H159L158 135H156ZM154 137L153 138V140H152V138L150 137V140H152V141H156V142H158L160 145H158L156 142V146L158 145V146H163L162 144H164L165 142H166V140L162 143V141L164 140L162 137H161V134H160V138H157V137ZM166 136H169L168 138L166 137ZM179 136V137H180ZM211 136V134L209 135V137ZM33 137L34 136H32V139H33ZM36 137V136H35ZM109 137H111V136H109ZM113 137V136H112ZM148 137V138H149ZM178 137V138H179ZM185 137H190V140H192L191 138V136H188V135H186ZM198 137H196L197 139H200V138H198ZM212 137V136H211ZM215 137V136H214ZM218 137V136H217ZM227 137V136H226ZM3 138V137H2ZM2 138H1V143H3V146H4V142H2ZM9 138V137H8ZM14 138V137H13ZM27 138V137H26ZM45 138H47V137H45ZM52 138V137H51ZM73 138H74V136H73ZM81 138V137H80ZM79 138V139H80ZM97 138V137H96ZM162 138V139H161ZM187 138H186V140H184V141H187ZM195 138V137H194ZM195 138V140H194V142L197 140ZM203 138V137H202ZM38 139V138H37ZM36 139V140H37ZM41 139V138H40ZM59 138H57V140H58ZM64 139V138H63ZM68 139H69V137H68ZM70 139H71V137H70ZM69 139V140H70ZM84 139V138H83ZM82 139V140H83ZM89 139V138H88ZM105 139V138H104ZM103 139V140H104ZM108 138H106L105 140H107ZM119 139H122V138H120L119 137ZM159 139H161V140H159ZM185 139V138H184ZM6 140V139H5ZM9 140H12V139H9ZM19 140V139H18ZM21 140V139H20ZM30 140V139H29ZM46 140V139H45ZM66 140H67V138H66ZM66 140H65V142H66ZM72 140V139H71ZM91 141H92V139H90ZM102 140V139H101ZM115 140H117V138L115 139ZM126 140V139H125ZM137 140V139H136ZM144 140V139H143ZM171 140V141H170ZM203 140V139H202ZM215 140H217V139H215ZM232 140H234V139H232ZM8 141V140H7ZM25 141H27L26 139H25ZM39 141V140H38ZM37 141V142H38ZM43 141H44V139H43ZM49 141V140H48ZM109 141V140H108ZM112 141V140H111ZM138 141H140V139L138 140ZM146 141V140H145ZM145 141H144V143H145ZM183 141V142H184ZM200 141V140H199ZM207 141V140H206ZM205 141V142H206ZM9 142V141H8ZM28 142V141H27ZM36 142V141H35ZM40 142H41V140H40ZM59 142V141H58ZM62 142V145H63V143H64V141H61ZM77 142V141H76ZM76 142H74V143H76ZM80 143H82V141H79ZM84 142H86V141H84ZM88 142H90V141H88ZM94 142V141H93ZM92 142V143H93ZM101 142V141H100ZM99 142V143H100ZM105 142V141H104ZM117 142H120V141H118L117 140ZM132 142H135V141H132ZM204 142V141H203ZM210 142V141H209ZM208 142V143H209ZM212 142V141H211ZM232 142H234V141H232ZM231 142V143H232ZM0 143V144H1ZM10 143V145H11V143H12V141L11 142H9ZM23 143H25V142H23ZM32 143H34V140H32ZM43 143H45V142H43ZM50 143H52L51 141H50ZM49 143V144H50ZM54 143H56V142H54ZM53 143V144H54ZM67 143V142H66ZM68 143H70V142H68ZM78 143V142H77ZM76 143V144H77ZM98 143V144H99ZM121 143V142H120ZM127 143V142H126ZM125 143V144H126ZM137 143V142H136ZM135 143V144H136ZM150 143V142H149ZM152 143V142H151ZM149 144L150 146L152 145V144H154V142L152 143V144ZM197 143V142H196ZM199 143V142H198ZM226 143H224V144H226ZM13 144V143H12ZM16 144H18V142L16 143ZM20 144V143H19ZM18 144V145H19ZM39 144V143H38ZM48 144V143H47ZM57 144H59V143H57ZM56 144V145H57ZM61 144V143H60ZM65 144V143H64ZM75 144V145H76ZM79 144V143H78ZM87 144V143H86ZM89 144V143H88ZM97 144V143H96ZM103 144V143H102ZM107 144V143H106ZM128 144V143H127ZM133 144V143H132ZM131 144V145H132ZM192 144H194V143H192ZM218 144H220V145H218ZM233 144H235V143H233ZM232 144V145H233ZM240 144V145H239ZM244 144V145H243ZM6 145H9V144H6ZM5 145V146H6ZM9 145V146H10ZM22 145V144H21ZM32 145V144H31ZM34 145L35 146H38L37 144H35L34 143ZM44 145H46V144H44ZM43 145V146H44ZM55 145V144H54ZM53 145V146H54ZM70 145V144H69ZM71 145H73V143L71 144ZM70 145V146H71ZM74 145V147H73V149H76V146L78 147L79 145H76L75 146ZM80 145H82L83 146V144H80ZM104 146H105V144H103ZM102 145V146H103ZM114 145V144H113ZM118 145V144H117ZM129 145H130V143H129ZM142 145V144H141ZM140 145V146H141ZM144 145V144H143ZM165 145V144H164ZM191 145V144H190ZM194 145H196V144H194ZM198 145V144H197ZM212 145H214V142H213V144ZM211 145V146H212ZM24 146V145H23ZM26 146V145H25ZM28 146H29V142H28ZM40 146V145H39ZM42 146V147H43ZM49 146V145H48ZM50 146H52V145H50ZM58 146V145H57ZM57 146H56V148H57ZM64 146V145H63ZM67 146V145H66ZM103 146V147H104ZM109 146H110V143H109ZM114 146H116V145H114ZM120 146V145H119ZM122 146H123V142H122ZM121 146V147H122ZM128 146V145H127ZM138 146V145H137ZM154 145H152V147H153ZM155 146V147H156ZM157 146V147H158ZM8 147V146H7ZM12 146H10V148H11ZM16 147H19V146H17L16 145ZM16 147H14V148H12V149H17ZM33 147V146H32ZM31 147V148H32ZM42 147L40 146V150H39V148H38V150L37 151H34V154L36 153V152H40V151H42ZM59 147H61V146H58V148ZM65 147V146H64ZM95 147H96V145H95ZM99 147H101V144H100V146ZM102 147V148H103ZM107 147H108V145H107ZM132 147V149H133V147L134 146H130V148ZM164 148H166L165 146H163ZM9 148V147H8ZM10 148L8 149L10 152H11V150H10ZM23 148V147H22ZM34 148V147H33ZM45 148H48L47 147V145H46V147ZM45 148H43V150H45ZM53 148H55V147H53ZM55 148V150H58V149H56ZM70 148H72V147H70ZM94 148V147H93ZM108 148H111V147H108ZM113 149H114V147H112ZM126 148V147H125ZM134 148H136V147H134ZM229 148V150H228V152H229V154H230V152L232 153V154H230L231 156L230 157H227V156H229V155H227L225 152H226V150ZM6 149V148H5ZM24 149L25 148H23V151H24ZM29 150H30V147L28 148ZM27 149V147H26V153L29 151ZM37 148H34V149H32V151L33 150H36ZM50 149H52L51 147H50ZM64 149V148H63ZM67 149V148H66ZM73 149H69V150H72V151H74ZM78 149L79 148H77V152H78ZM92 149V148H91ZM101 149V148H100ZM105 149H107L106 147L104 148V150ZM131 149V150H132ZM155 149V148H154ZM158 149V148H157ZM156 149V150H157ZM234 151H233V150ZM3 150V149H2ZM18 150H20V149H18ZM53 150V149H52ZM59 150H60V148H59ZM58 150V151H59ZM61 150H62V148H61ZM103 149H102V151H104ZM108 150V149H107ZM107 150H106V152H107ZM112 150V149H111ZM115 150V149H114ZM116 150H118V149H116ZM120 150V149H119ZM125 150V149H124ZM130 150V151H131ZM136 150V151H137ZM146 150V149H145ZM231 150V151H230ZM48 151H49V149H48ZM47 151V152H48ZM54 151V150H53ZM58 151H55V152H58ZM66 152H67V150H65ZM76 151V150H75ZM93 152H94V150H92ZM96 151H97V149H96ZM98 151H100V150H98ZM108 151H110V150H108ZM113 151V150H112ZM176 151H178V153L176 152ZM233 151V152H232ZM16 152V151H15ZM21 152H22V150H21ZM31 152V151H30ZM30 152H28L27 154H29ZM43 152H45V151H43ZM42 152V153H43ZM62 152V151H61ZM76 152V153H77ZM92 152V153H93ZM117 152V151H116ZM115 152V153H116ZM119 152V151H118ZM117 152V154L119 155L120 153H118ZM127 152V151H126ZM138 152H139V150H138ZM157 152L159 153V154H157ZM161 152H165V155L163 154V153H161ZM180 152H182V153H180ZM3 153V152H2ZM7 152H4V154H6ZM13 153H14V151H13ZM25 153V151H24V155L26 156L27 154ZM42 153H38V155L40 154H42ZM58 153H60V151L58 152ZM57 153V154H58ZM71 152H67V154L69 155ZM74 153V152H73ZM71 154V157L72 156H74L75 158H76V156L75 155H77L78 156V158H79V154H76L75 153V155L74 154ZM78 153H81L82 154V157L80 158V160L83 158V153L82 152H78ZM100 153V152H99ZM130 153V152H129ZM134 153H133V155H134ZM140 153V152H139ZM169 153V152H168ZM172 153V152H171ZM176 153V154H175ZM180 153V154H179ZM200 153H203V155H202V157H204L205 158V162L204 161H201V160H204V158H200V159H196V158H194L196 155L198 156ZM208 153H209V155H208ZM211 153H214L213 155H215V153H217L216 154V156L218 155V153H219V155L220 156H217L218 157V159H217V157H216V159H217V161L216 160H214L213 158V155H211ZM11 154V153H10ZM10 154H8L9 156H10ZM19 154V153H18ZM31 154H33V152L31 153ZM34 154H33V156H30L31 157V159L32 160H34L35 162H36V160L35 159H38V161L41 159L40 158V156H39V158H32V157H34ZM46 154L47 153H45V155L43 154V156L45 157L46 156ZM50 154V153H49ZM56 154V153H55ZM56 154V155H57ZM62 154H63V152H62ZM66 153H65V155L64 156H68ZM81 154H80V156H81ZM86 154V153H85ZM94 154V153H93ZM106 154V153H105ZM112 154H114V153H112ZM123 154H124V152H123ZM126 154V153H125ZM162 154V155H161ZM175 154V155H174ZM184 154V155H183ZM188 154V156H186ZM205 154V155H204ZM221 154L223 155V154H226V159L223 157V156H221ZM8 155H6V157L8 156ZM22 156V158L23 157H25V156ZM30 155V154H29ZM37 155V154H36ZM35 155V157H37ZM60 155V154H59ZM101 155H103L102 153H101ZM128 154H126V156H127ZM169 155V156H168ZM206 155H208V156H212L213 158H211V156H210V158L211 159H209V161L210 160H214V162H213V160L211 161V163H210V165H212L211 167H213L214 168V166H216V167H218V169L220 168L219 166H221L222 168L223 167H225V168H230V167H235L236 169H237V171L236 172H238V174L239 175H241V172L245 175V177H246V175H249V176H247V177H251V179H248V181H246V179L244 180V181H246L247 182V184H245L246 182H244V181H242V180H240L239 178H238V180L241 182H238V183H240V185L241 186H244L245 185V190H244V188L242 189V191L240 190H235V189H238L239 187H237L236 185V187H235V191H239V192H243V190H244V193H237L238 195L236 196L235 195V197H231V198H228V197H230L231 195L228 193L227 194V192L226 193H224V190L222 189V192H220V188L218 189V183L220 182V181H222V180H218L219 182L218 183H216L217 181V177L215 176L216 174H217V172H215L216 174H214V175H212L213 174V172H211V171H209V172H211L210 174H209V172L206 174V173H204V171H202L203 169H205V168H203L202 170H201V168L202 167H200L199 169H197V168H189V167H187L186 165H193V166H197V165H199L198 163H203V165L202 166H204V163L205 164H207V165H209V161H208V159H206L207 157H206ZM15 156H16V153H15V155H14V158H15ZM47 156H49L48 154H47ZM51 156H53V155H51ZM55 156V155H54ZM58 156V155H57ZM70 156V155H69ZM87 156V157H86ZM99 156V155H98ZM143 156V155H142ZM194 156V157H193ZM4 157V156H3ZM10 157H12L13 158V155L12 156H10ZM18 157H20L19 155H18ZM60 157V156H59ZM59 157H57V158H59ZM146 157V158H147ZM168 157H171V159H169ZM200 157V156H199ZM223 157V158H222ZM2 158V157H1ZM0 158V159H1ZM7 158H9V157H7ZM6 158V159H7ZM16 158H17V156H16ZM47 158V157H46ZM49 158V157H48ZM51 158V157H50ZM50 158L48 159V160H50ZM56 158V157H55ZM54 158V159H55ZM69 158V157H68ZM68 158H66V159H68ZM78 158H76V160L78 161L79 159ZM85 158H83V160H85ZM108 158V159H109ZM117 158V157H116ZM124 158V159H123ZM132 158V159H131ZM174 158V159H173ZM176 158V159H175ZM209 158V157H208ZM222 158V159H221ZM20 159L21 158H18V161H20ZM27 159H29V158H27ZM31 159H29V160H31ZM59 159H61V157L59 158ZM64 159V162H65V158H63ZM11 160V159H10ZM9 160V161H10ZM17 160V159H16ZM16 160H14V162L16 161ZM23 160H24V158H23ZM45 160V159H44ZM71 162H74V158L72 157L71 159ZM73 160V161H72ZM219 160V161H218ZM221 160V161H220ZM28 161V160H27ZM37 161V162H38ZM55 161V160H54ZM86 161H88L87 159H86ZM85 161V163H87ZM91 161H90V163H91ZM116 161V162H115ZM150 161V160H149ZM208 161V162H207ZM2 164L4 163V165L6 164L5 163V161H4V158H3V161H2V159H1V161H0ZM23 161H21V163H22ZM33 162V161H32ZM53 162V161H52ZM52 162H50L51 164H52ZM56 162H58V160L56 159ZM63 162V163H64ZM67 162H68V160H67ZM80 162V161H79ZM89 162V161H88ZM10 163V162H9ZM8 163V164H9ZM15 163H17V161L15 162ZM20 163V164H21ZM29 165H30V163L29 162H27ZM26 163V164H27ZM69 163H70V161H69ZM69 163H67L68 164V167L70 166V164ZM78 163V162H77ZM76 163V164H77ZM99 163V164H100ZM102 163V164H103ZM107 163H109V164H107ZM112 163V164H111ZM7 164V165H8ZM11 164H12V162H11ZM10 164V165H11ZM18 164V163H17ZM17 164H13V165H16L17 166ZM25 164V163H24ZM34 164V163H33ZM37 164H39V163H37ZM40 164H42V163H40ZM39 164V165H40ZM43 164H45V162L43 163ZM42 164V166H44ZM58 165L57 166H59V164H61L62 165V162L60 163V162H58L57 163ZM73 164H75V162L73 163ZM75 164V165H76ZM89 164V163H88ZM92 164V163H91ZM96 164V163H95ZM95 164H94V166H95ZM99 164H98V166H99ZM170 164V163H169ZM217 164V165H216ZM226 164V165H225ZM242 164V166H244L245 165V168H246V170L245 169H243L240 165ZM1 165V164H0ZM4 165H3V167H4ZM6 165V166H7ZM29 165H27V166H29ZM55 165H56V163H55ZM64 165H65V163H64ZM81 165V164H80ZM79 165V166H80ZM90 165V164H89ZM167 165V166H166ZM230 167H229V166ZM15 166V167H16ZM19 166V165H18ZM33 166V165H32ZM45 166H46V164H45ZM50 166V165H49ZM57 166H55L56 168H59V170L60 169H62V167L60 168V167H57ZM78 166V167H79ZM156 166V167H155ZM158 166V167H157ZM206 166V165H205ZM204 166V167H205ZM227 166V167H226ZM0 167H2V166H0ZM2 167V168H3ZM14 167V168H15ZM22 167H23V165H22ZM26 167V166H25ZM48 167V166H47ZM51 167H53V166H51ZM65 167H66V165H65ZM71 167H73V166H71ZM77 167V166H76ZM97 167V166H96ZM108 167V166H107ZM199 167V166H198ZM2 168H0V169H2ZM4 168H8V167H4ZM10 168H13V166L11 165V167ZM13 168V169H14ZM17 168V167H16ZM15 168V169H16ZM19 168H21V167H19ZM30 168V167H29ZM34 169H35V167H33ZM38 168V167H37ZM41 168V167H40ZM39 168V169H40ZM44 168H46V167H44ZM63 168H64V166H63ZM80 168V167H79ZM78 168V169H79ZM84 168H86V166H84ZM88 168L89 169H91V168H93V165H92V167L90 166H88ZM100 168V167H99ZM212 168V169H213ZM224 168V169H225ZM9 169V168H8ZM24 168H21V170H23ZM27 169V168H26ZM38 169V170H39ZM41 169H43V168H41ZM48 169V168H47ZM65 169H67V168H65ZM69 170H70V168H68ZM82 169H83V167H82ZM82 169L81 170H79V171H81V172H83L82 171ZM88 169V170H89ZM94 169V168H93ZM130 170L129 172H126V174H128L129 173V176H130V172H131V174H132V176H134V178H135V175H137L138 173H136V172H142L141 174L142 175H145V177H146V175L149 177V175H148V173L150 172H152L151 173V175L153 174H155L156 176H160L161 178L163 177L164 178V180L166 181L168 178H172V176L174 177V176H177L178 177V181L179 182H183V184L182 185H186L187 186V188H189L188 190H189V192H192L193 193V195H192V193H189L188 192V190H186V192L187 193H189L190 194V196L191 197H189L188 195H187V193L185 194V189L183 188V190L184 191H180V190H182L181 189V187H180V189H179V191L177 190V188L176 189H174L175 187H174V184H173V187H171L172 186V183L169 185V182H168V184H164V183H162L163 185H164V187L162 186V184H161V186L163 187V189L160 187V183H158L159 181L157 180V178L159 177H156L155 179H154V183H158V184H156V185H154V183L152 182V184H151V182H150V184H151V186L150 187H152L153 185L154 186H156V187H158V185H159V187H160V189L159 188H156V187H152V188H156L157 190H153L152 188H150L152 191H156V192H158V193H156V194H158V196H151V195H149V196H151V197H153V198H155V200L154 199H151V198H149V199H151L153 202H151V203H153V206H154V201H156V203H157V206H156V208L159 206V205H161V207H162V204H163V206H166V207H168L169 208V206L170 207H172V204L171 203H175V207L177 206V203H178V205H180V208L182 209L184 206H186V208H184L185 210H183L184 211V214L186 213L187 215L186 216H188V218H186V216H185V219H182V220H180V221H183V220H185V222H186V220H187V222L184 224V226L186 227V229H185V234H182V233H184L183 231L184 230H182V232L180 231V227H179V225H177V228H178V230L180 231H178V230H176L175 229V235H174V233H172V229L170 228V227H167V228H169V229H171V231H170V234H169V236H166L167 234H163L164 232L166 233L167 231H161V232H158V230H157V232L156 233H154L155 232V230L153 231V233H152V231H151V229H153V228H157L156 227V225H155V223H154V226L155 227H150V226H153V224L151 225L150 224V222H149V224H148V222L146 223V224H144L145 222H146V219L145 218H148L149 219V214L152 212V210H154V209H156L155 207H153V206H149V207H153V209L151 210V212L150 211H147L148 210V205L147 204H145V202H144V200H146V198H143L144 197V193H141L140 191L142 190V186L141 187H139V186H137V184H139V183H137L136 184V186H135V184H134V182L135 181H133V182H131L133 179V177H131V179H130V177L128 176L127 178L124 176V175H126L125 174V172H124V174H123V176L122 175H118V172L121 174V170ZM149 169V172L147 171ZM150 169L152 170V171H150ZM209 169H211V168H209ZM216 169V168H215ZM217 169V170H218ZM235 169V170H236ZM5 171H6V169H4ZM11 171H12V169H10ZM9 170V171H10ZM21 170H20V172L19 173H21ZM28 170V169H27ZM30 170H32V172H34L33 171V169H30ZM29 170V171H30ZM37 170V171H38ZM46 170V169H45ZM49 170V169H48ZM51 170V169H50ZM52 170H53V168H52ZM51 170V171H52ZM58 170V171H59ZM63 171H65L64 169H62ZM72 170V169H71ZM74 170H75V168H74ZM98 170H100V169H98ZM121 172H120V171ZM156 171V173H154L155 171ZM222 170V169H221ZM221 170H219V171H221ZM229 170H230V172L232 173V171H231V168L230 169H228L227 171L229 172ZM235 170H233V172L235 171ZM0 171H2V170H0ZM8 170L6 171V173H8L9 172ZM11 171L9 172V174L11 173ZM18 171V170H17ZM24 171V174H25V171L26 170H23ZM29 171H28V173H29ZM41 172V174H42V170H40ZM50 171V172H51ZM56 171V170H55ZM73 171V170H72ZM71 171V172H72ZM85 171H86V169H85ZM84 171V172H85ZM96 171V170H95ZM104 171V172H105ZM132 171H134L135 172V174H133L132 173ZM147 172V173H145V172ZM154 171V172H153ZM207 171V170H206ZM205 171V172H206ZM225 171V170H224ZM226 171V172H227ZM243 171H247L246 173H244ZM2 172H4V171H2ZM15 172V171H14ZM47 172V171H46ZM45 172V173H46ZM62 172V171H61ZM66 172V171H65ZM68 172V171H67ZM86 172H88V173H91L92 171H86ZM97 172H100V171H97ZM103 172V173H104ZM227 172V174H225V176L226 175H229L230 176V172L228 173ZM235 172V173H236ZM6 173H5V175H6ZM26 174V175H29V174ZM31 173V172H30ZM53 173V172H52ZM63 173V172H62ZM69 173V172H68ZM68 173H67V175H68ZM73 173H75L74 175H72V173H71V175L72 176H75V175H77L78 174V172H77V174H76V171H74ZM92 173H94V172H92ZM101 174H102V171L100 172ZM143 173H145V174H143ZM220 173V172H219ZM219 173H218V175H219ZM222 173H224L223 171H222ZM235 173H233V175L235 174ZM11 174H13V171H12V173ZM46 174H48V173H46ZM65 174V173H64ZM87 173H85V175H86ZM107 174H108V176H107ZM113 174H115V172L113 173ZM173 174V175H172ZM237 174V175H238ZM3 175V174H2ZM18 175H20V174H18ZM25 175V176H26ZM33 175V174H32ZM36 175H38V174H36ZM36 175L35 176H31V174L29 175V176H31L32 178L33 177H36ZM43 175V174H42ZM53 175H55L54 173H53ZM53 175H51V181L55 178ZM58 175V174H57ZM61 175H63V174H61ZM66 174L64 175V176H62V178H66V176H67ZM70 175V174H69ZM70 175V176H71ZM82 175L84 176V179H85V175L82 173ZM81 175V176H82ZM93 175H95V174H93ZM110 175H112V174H110ZM154 175V176H155ZM170 175V177H168V178H165V177H167V176H169ZM224 175V174H223ZM9 176V175H8ZM7 176V178H10V176L8 177ZM13 176V175H12ZM17 176V175H16ZM22 176V175H21ZM39 176V175H38ZM69 176V177H70ZM80 176V175H79ZM82 176V177H83ZM88 176V175H87ZM87 176H86V178H87ZM91 176L92 175H90V178H91ZM139 176H141V175H137V179H143V178H145V177H139ZM214 176L216 177L215 179L216 180H214ZM232 176V175H231ZM241 176H243V175H241ZM3 178H4V176H2ZM15 177V176H14ZM26 177H28V176H26ZM43 177H45V176H43ZM42 176H40L39 177V179H42L43 178ZM47 177V176H46ZM46 177H45V180H46ZM48 177H50L49 176V174H48ZM52 177H53V179H52ZM68 177V178H69ZM76 177V176H75ZM74 177V178H75ZM82 177L80 178V177H77V178H80V181H82L81 179H82ZM95 177V176H94ZM151 177H153V176H151ZM151 177H150V181H152L153 179H151ZM159 177V178H160ZM222 177V176H221ZM228 177V176H227ZM232 177H234V176H232ZM19 178H21V177H19ZM19 178H18V176H17V179L19 180ZM32 178H31V180H32ZM60 178V177H59ZM58 178V179H59ZM61 178V179H62ZM72 178V177H71ZM74 178H73V180H74ZM76 178V179H77ZM93 178V177H92ZM96 178V177H95ZM97 178H99L98 176H97ZM163 178L162 179H159V180H163ZM231 178V177H230ZM5 179V178H4ZM4 179H2V181H5ZM16 178H15V180H17ZM25 178H23V180H24ZM44 179V178H43ZM56 179V178H55ZM70 179V178H69ZM68 179V180H69ZM76 179H75V181H76ZM83 179V180H84ZM94 179V178H93ZM112 179H114V181H116L117 183V186H118V188L120 187L121 188V190H122V187L124 188V191H123V193H122V191H120L119 189L117 190V188H116V184H115V186H113L114 184L113 183H115V182H113L112 183ZM136 179V178H135ZM136 179V180H137ZM145 179H147V178H145ZM174 179V178H173ZM172 179V180H173ZM175 179H177V178H175ZM180 179H181V181H180ZM227 180H228V178H226ZM232 179H234V181L236 182L237 180L235 179V178H232ZM0 180H1V176H0ZM29 180H30V178H29ZM28 180V181H29ZM35 180V179H34ZM49 180V179H48ZM65 180V179H64ZM70 180H72V179H70ZM70 180H69V182H70ZM131 180V181H130ZM144 180V179H143ZM148 181H149V179H147ZM155 180H157L156 182H155ZM169 180V179H168ZM171 180V181H172ZM231 180V179H230ZM252 181V183L254 184L255 183V189H251V188H249V189H251L250 191L248 190V191H246V185L247 186H249L251 183H248L249 181ZM6 181H7V179H6ZM14 180L12 179V185H13V182ZM22 180H20V182H21ZM27 181V180H26ZM28 181H27V184H25L26 185V187L28 186ZM36 181V180H35ZM40 181H44V180H40ZM39 180L36 182V183H32L33 182V180H32V182L31 181H29V183H32V185L33 184H37V183H40V185H41V182H40ZM86 181V180H85ZM90 180H89V178L87 179V182H89ZM92 181V180H91ZM96 181H95V183H96ZM170 181V180H169ZM177 180H175V182H176ZM216 181V182H215ZM224 181H225V177H224ZM231 181H233V180H231ZM9 182V181H8ZM25 182V181H24ZM45 183H46V181H44ZM49 182V181H48ZM77 182H78V180H77ZM94 182V181H93ZM92 182V183H93ZM137 182H139V181H137ZM143 182H145V180L143 181ZM174 182V181H173ZM223 182V181H222ZM227 182H229V181H226V184H227ZM243 182H244V185H243ZM21 183H23V182H21ZM20 183V184H21ZM26 183V182H25ZM44 183V184H45ZM53 183V182H52ZM64 183V182H63ZM68 183V184H67ZM82 183H86V182H82ZM91 183V184H92ZM111 183L113 184V185H111ZM136 183V182H135ZM142 183V182H141ZM147 183V182H146ZM177 184H178V186H180L181 185V183H180V185H179V183L178 182H176ZM175 183V184H176ZM216 183V185H218V186H216L215 187V184ZM221 183V182H220ZM219 183V184H220ZM1 184H3V183H1ZM0 184V185H1ZM7 183H5V185H6ZM8 184H10L11 185V182L10 183H8ZM16 184V183H15ZM14 184V185H15ZM19 184V183H18ZM17 184V185H18ZM20 184L18 185V187H17V185H16V187L17 188H19V187H21L20 186ZM24 184V183H23ZM22 184V185H23ZM49 184V183H48ZM77 184V183H76ZM80 184V183H79ZM88 184V183H87ZM94 184V183H93ZM143 184H145V183H142V185ZM150 184H147V186L148 185H150ZM177 184H176V186H177ZM235 184V183H234ZM237 184V183H236ZM249 184V185H248ZM253 184H251V185H253ZM4 185V184H3ZM3 185H1V186H3ZM4 185V186H5ZM25 185H23L24 187H25ZM30 185V184H29ZM56 185H57V183H56ZM78 185V184H77ZM83 185V184H82ZM95 185V184H94ZM221 185V184H220ZM225 185V184H224ZM230 185H232V183L230 184ZM7 187H8V185H6ZM37 186V185H36ZM35 186V187H36ZM42 186H43V183H42ZM52 187V185H49L48 187ZM61 186H59L60 188H59V190L61 189ZM84 186V185H83ZM83 186H81L80 187V189L83 187ZM87 186H90V184H88V185H86V188H87ZM111 186H113V188L111 187ZM122 186V187H121ZM208 186V187H207ZM211 186H213V187H211ZM225 186H227V185H225ZM229 186V185H228ZM240 186V187H241ZM254 186V185H253ZM7 187H5L4 189L6 190V188ZM15 187V186H14ZM25 187V188H26ZM33 187V186H32ZM46 187H47V185H46ZM55 187V186H54ZM53 187V188H54ZM91 187V186H90ZM89 187V188H90ZM114 187L116 188V189H114ZM143 187H146V186H143ZM183 187H185V186H183ZM230 187V186H229ZM232 187V186H231ZM230 187V188H231ZM234 187V186H233ZM3 188V187H2ZM11 189H13V187H10ZM9 188V189H10ZM17 188H16V190H14L15 192L17 191ZM28 188H31V186H29ZM27 188V189H28ZM53 188H49V190L51 189V190H53ZM71 188V187H70ZM92 188V187H91ZM92 188V189H93ZM141 188V189H140ZM172 188L174 189V190H176V191H172ZM186 188V187H185ZM207 189L208 190V188L211 190H208L209 192H210V194L208 195L206 192H205V194L206 195H203L204 194V192H203V190L204 189ZM222 188H224L223 186H222ZM226 188V187H225ZM229 188V189H230ZM247 188V189H248ZM253 188V187H252ZM8 189V188H7ZM35 189V188H34ZM38 189H39V187H38ZM69 189V188H68ZM72 189V188H71ZM70 189V190H71ZM84 189H85V187H84ZM92 189L88 192V197H89V194H91V191H92ZM96 189H97V191H96ZM139 189H140V191H139ZM145 190L147 189V187L146 188H144ZM159 189V190H158ZM205 189V190H206ZM1 190V189H0ZM5 190H3V191H5ZM32 189H30V191H31ZM45 190V189H44ZM47 190H48V188H47ZM54 190H56V189H54ZM53 190V192H55ZM57 190H58V188H57ZM57 190H56V192H57ZM62 190V189H61ZM60 190V191H61ZM63 190V191H64ZM87 190V189H86ZM114 190H116V194H118V196H119V193L121 194H123L125 197H123L122 196V194L120 195L121 196V198H123V200L124 199H126L124 202H123V200H116V198H118L117 197V195H115L114 193ZM145 190H144V192H145ZM147 190H149V187H148V189ZM2 191V190H1ZM21 191H23L22 190V188H20V192L18 191V193H21ZM28 192H29V190H27ZM26 190H25V193L27 192ZM34 191L35 190H33L32 192H31V195L32 194H34ZM46 191V190H45ZM58 192V194H59V196H60V198H67L65 195V197L63 196V194L61 193V192ZM62 191V192H63ZM77 191H79V190H77ZM81 191V190H80ZM120 191V192H119ZM143 191V190H142ZM177 191H178V193L179 192H181L180 194H178L177 193ZM226 191H228V189L226 190ZM232 192H233V190H231ZM6 192V191H5ZM5 192L3 193V194H5ZM8 192V191H7ZM11 192H12V190H11ZM15 192H12V193H15ZM28 192L26 193V195L27 196H29L28 195ZM36 192H37V190H36ZM36 192H35V194H36ZM39 192H41V188L39 189ZM47 192L48 191H46V194L45 195H47ZM51 192V191H50ZM71 192V193H70ZM94 192V193H95ZM98 192V193H97ZM119 192V193H118ZM139 192L141 193L140 195H139ZM184 192V193H183ZM219 192L220 193H222V195H220L219 194ZM246 192V193H245ZM1 194H2V192H0ZM17 193V192H16ZM17 193V194H18ZM23 193V192H22ZM21 193V194H22ZM25 193H23V194H25ZM49 193V192H48ZM73 193V194H72ZM145 193H148L147 191L145 192ZM154 194H155V192H153ZM178 195H180V196H178ZM203 193V194H202ZM37 194H38V192H37ZM43 194H44V191H43ZM53 194V193H52ZM60 194H62V195H60ZM69 194V195H68ZM72 194V196H74V198L76 197L77 199H74L73 198V201H75L73 204H71V201H72V197H69L70 195ZM86 194V193H85ZM93 194V193H92ZM137 194L139 195V196H137ZM143 194V195H142ZM148 194H152V193H148ZM154 194H152V195H154ZM155 194V195H156ZM183 194H185L184 196L186 197V196H188L189 198L188 199H184V201H182L181 199L184 197L183 196ZM223 194H224V197H223ZM229 195L228 197H227V195ZM234 194V193H233ZM232 194V195H233ZM7 195V194H6ZM14 196L16 195V194H13ZM13 195L11 194V196L13 197ZM44 195V196H45ZM49 195H50V193H49ZM49 195H47V196H49ZM57 195V194H56ZM55 194H53V195H50V197H52V196H55L56 197V199H57V196H56ZM80 195H83V196H80ZM115 195V196H114ZM182 195V196H181ZM3 196V195H2ZM10 195H8V197H9ZM22 196V195H21ZM24 196V195H23ZM27 196L25 197V198H27ZM34 197H35V195H33ZM40 196V195H39ZM43 196V195H42ZM58 196V197H59ZM63 196V197H62ZM87 196V195H86ZM134 196V197H133ZM147 196V194L145 195V197ZM176 196L179 198L180 197V200H177L178 198H176ZM204 196H206V197H204ZM227 198H226V197ZM19 197V196H18ZM18 197H16L15 196V198L17 199ZM30 197V196H29ZM33 197V198H34ZM135 197H136V199H135ZM138 197V198H137ZM184 197V198H185ZM7 198V197H6ZM14 198V197H13ZM30 198H32V197H30ZM45 198H46V196H45ZM60 198H58V200H60ZM90 198H91V196H90ZM134 198V199H133ZM187 198V197H186ZM1 199V198H0ZM5 199V198H4ZM11 199V198H10ZM9 199V200H10ZM15 199V200H16ZM35 199V198H34ZM47 199V198H46ZM52 199H55V198H52ZM52 199L50 200V201H52ZM144 199V200H143ZM149 199H147L148 200V202H149ZM2 200V199H1ZM18 201H19V199H17ZM16 200V201H17ZM29 200V199H28ZM63 200V199H62ZM66 200V199H65ZM65 200H63V202L65 201ZM86 200V199H85ZM88 200H90L89 198H88ZM11 201V200H10ZM9 201V202H10ZM14 201V200H13ZM24 201H25V199H24ZM24 201H22V202H24ZM27 201V200H26ZM32 201V200H31ZM34 201V200H33ZM47 201H48V199H47ZM54 201V200H53ZM52 201V202H53ZM81 201V200H80ZM178 201V202H177ZM29 201H27V203H28ZM37 202V201H36ZM44 202V201H43ZM42 202V203H43ZM63 202H60L61 204H60V206L61 205H64L65 207H68V205H65ZM66 202V201H65ZM82 202H81V204H82ZM90 202V201H89ZM89 202H88V204H89ZM191 202H192V205L194 206V204H198V203H200V205H202V206H205V207H202V208H204V209H202L201 208V210H204L205 211V208L207 209V211H208V205H209V209H210V213L208 214V213H206V214H208V215H205L204 213L206 212H202V211H200V207H199V210H197V211H199V212H197V216L196 215H193L194 214V212H193V214H192V212H189V207L187 208V206H190L191 205ZM193 202H195V203H193ZM4 203V202H3ZM2 203V204H3ZM19 203V202H18ZM25 203V202H24ZM33 203V202H32ZM35 203V202H34ZM39 203L40 202H38V206H39ZM48 203H50V202H48ZM48 203H47V205H48ZM56 203H59L58 201L56 202ZM78 203H80V202H77V205H74L76 208H73L72 207V209H74V210H72V211H75L77 208H79V209H81V204H78ZM93 203V202H92ZM6 204V203H5ZM14 204V203H13ZM17 204V203H16ZM15 204V205H16ZM21 204V203H20ZM41 204V203H40ZM53 204V203H52ZM52 204H50L49 206L51 207L52 206ZM168 204V205H167ZM171 204V205H170ZM205 204V205H204ZM208 204V205H207ZM9 205V204H8ZM11 205V204H10ZM9 205V206H10ZM22 205V204H21ZM21 205H19L18 204V206H21ZM27 204H25V208L27 207V206H29V204L26 206ZM33 205H35V204H33ZM37 205H35V206H37ZM44 205H45V203H44ZM44 205L42 206V207H44ZM59 205V204H58ZM86 205V206H85ZM0 206H2L1 205V203H0ZM14 206V205H13ZM12 205H11V207H13ZM54 206V205H53ZM52 206V207H53ZM57 206V205H56ZM63 206V207H64ZM81 206V207H80ZM199 206V205H198ZM207 206V207H206ZM3 207V206H2ZM14 207H16L15 208V210L17 209V206H14ZM13 207V208H14ZM46 207V206H45ZM147 207V208H146ZM165 207V208H166ZM195 207H197V205L195 206ZM195 207H193V210L195 211L196 209H194ZM5 208V207H4ZM7 208V207H6ZM13 208H11V209H13ZM18 208H20V207H18ZM22 208V207H21ZM20 208V209H21ZM28 208V207H27ZM26 208V210L27 211H29L28 209ZM30 208V207H29ZM39 208H41V205L39 206ZM47 208V207H46ZM45 208V209H46ZM70 208V207H69ZM68 208V210L70 211V209ZM128 208V209H127ZM159 208H160V206H159ZM158 208V209H159ZM163 208V207H162ZM162 208H160V210L158 211V210H155V211H157V213L158 212H160L161 210H162ZM176 208H178V206L176 207ZM180 208L178 209V210H180ZM192 208V206H190V209ZM8 209V208H7ZM32 209H33V207H32ZM53 209H55V208H53ZM59 209H60V207H59ZM82 209V210H83ZM85 209V210H86ZM147 209V210H146ZM167 209V208H166ZM165 209V210H166ZM172 208H169V210H171ZM174 209V208H173ZM197 209H198V207H197ZM18 210V209H17ZM25 210V209H24ZM25 210V211H26ZM39 209L37 208H35V211H38ZM42 210V209H41ZM52 210V209H51ZM57 210V209H56ZM55 210V211H56ZM80 211V210H76L75 212H74V214L76 213L77 215H78V213L79 212H82L83 213V211ZM87 210V211H88ZM130 210H133L132 212H134V213H132ZM165 210H163V211H165ZM168 210V209H167ZM166 210V211H167ZM168 210V211H169ZM176 210V209H175ZM192 210V209H191ZM190 210V211H191ZM2 211H3V209H2ZM18 211H20V210H18ZM26 211V212H27ZM33 211V210H32ZM48 211V210H47ZM58 211V210H57ZM87 211H84L85 213H87ZM136 211V212H135ZM154 211V212H155ZM167 211V212H168ZM174 211V210H173ZM177 211V210H176ZM181 211V210H180ZM180 211H178V212H180ZM5 212V211H4ZM7 212H8V210H7ZM6 212V213H7ZM14 212V211H13ZM17 212V211H16ZM22 212H24L23 210L21 211V215H23L22 214ZM26 212H24L25 214L24 215H27L28 216V214H26ZM34 212V211H33ZM40 212V211H39ZM38 212V213H39ZM41 212H43V211H41ZM51 212V211H50ZM64 212V211H63ZM62 212V213H63ZM71 212V211H70ZM148 212H150L148 215H146L145 213H148ZM153 212V213H154ZM170 212V211H169ZM182 212V211H181ZM191 213L190 214V216H192V218L195 220V219H197V224H198V222H200V223H202V225H199V228H201V229H204L205 227V229H204V232L202 233V231H201V229H200V231H201V233H200V231H198V226L196 225V228L195 227H193V225H192V223L194 224V222H192V220H190V222H188L189 221V213ZM201 212H202V214H201ZM18 213V212H17ZM28 213V212H27ZM30 213H31V211H30ZM35 213V212H34ZM47 213V212H46ZM82 213L80 214V215H82ZM87 213V214H88ZM138 213L140 214V219H144V222L142 221V220H140V219H138V220H140V221H142L143 222V224H142V222L140 223V221H139V224H142V225H147V227H150L151 229H148L147 230V228L144 226V227H142L141 225H137L135 222H134V220H132V218L131 217H133L134 215H132L131 216V214H135L136 216H138ZM163 214H164V212H162ZM174 213V212H173ZM172 213V214H173ZM1 214H3V216L2 217H4V219H5V216H4V214L5 213H1ZM14 214V213H13ZM32 214V213H31ZM43 214V213H42ZM41 214V215H42ZM49 214V213H48ZM159 214H161V213H159ZM168 214V213H167ZM169 214H171V213H169ZM182 213H179V214H175V215H178V217L177 218H181L182 217V215H181ZM198 214H201L200 216L198 215ZM10 215H11V213H10ZM16 215V214H15ZM20 215V214H19ZM20 215V216H21ZM30 215V214H29ZM38 215V214H37ZM83 215H86V214H83ZM89 215V214H88ZM90 215H89V217H90ZM146 215V217H144ZM157 215V214H156ZM174 215V214H173ZM174 215V216H175ZM179 215H181V216H179ZM1 216V215H0ZM14 216V215H13ZM26 216V218H28ZM32 216V215H31ZM34 216V215H33ZM44 216H45V214H44ZM62 216V215H61ZM60 216V217H61ZM63 216H65V215H63ZM69 216V215H68ZM67 216V217H68ZM75 216V215H74ZM87 216V215H86ZM150 216H152V215H150ZM153 216H155L154 214H153ZM161 216H162V214H161ZM166 216V215H165ZM169 216H171V215H168V217ZM184 216H183V218H184ZM197 218H196V217ZM22 217V216H21ZM66 217V216H65ZM70 217H71V214H70ZM70 217H68V218H70ZM78 219H79V217H81V216H76ZM85 217V216H84ZM139 217V216H138ZM7 218V217H6ZM20 218V217H19ZM18 218V219H19ZM30 218V217H29ZM32 218V217H31ZM34 218H36V217H34ZM48 218V217H47ZM53 218V217H52ZM57 218H59V217H57ZM61 218H63V220L65 219L64 217H61ZM60 218V220H62ZM72 218H73V216H72ZM71 218V219H72ZM76 218V219H77ZM86 218H88V217H86ZM93 218V217H92ZM123 219L121 222H122V225L121 226H119V224L121 223H115L116 221H117V219ZM153 218V217H152ZM151 217H150V219L149 220H151L152 219ZM155 219H156V217H154ZM37 219V218H36ZM45 219H46V216H45ZM55 219V220H54ZM73 219H75V218H73ZM75 219V220H76ZM81 219V218H80ZM119 219H118V221H119ZM120 219V220H121ZM147 219V220H148ZM171 219V218H170ZM1 220H2V218H1ZM8 220V222L7 221H5L4 223H9V220H11L10 218L9 219H7ZM25 220V219H24ZM40 220V219H39ZM50 220V219H49ZM48 220V221H49ZM60 220H58V219H56V218H53V220H50L49 222H47L46 220H44V223L45 222H47V223H50L49 225H51V224H53V225H55L56 227H57V225H59L60 227H63V223H62V226L58 223H56L57 221H60ZM83 220V219H82ZM85 220V219H84ZM90 220H92V219H90ZM163 221V218L162 219H160V221ZM177 220V219H176ZM15 221V220H14ZM21 221V220H20ZM23 221V220H22ZM27 221H29V220H27ZM38 220H36L35 222H37ZM69 221L70 220H68V223H69ZM73 222V224H75L74 223V220H72ZM78 221V220H77ZM77 221H76V223H77ZM80 221L81 220H79L78 222H79V224H80ZM88 221V220H87ZM86 220L85 221H83V222H87ZM95 221V222H96ZM169 221V220H168ZM172 221V220H171ZM178 221H179V219H178ZM2 222V221H1ZM18 222V221H17ZM55 222V223H54ZM62 222V221H61ZM65 222H67L66 220L64 221V223ZM138 222V221H137ZM151 222H153V221H151ZM157 222H159V221H157ZM164 222H165V220H164ZM164 222H163V224H164ZM251 222V223H250ZM253 222V223H252ZM20 223V222H19ZM31 223H32V220H31ZM43 223V224H44ZM46 223V224H47ZM68 223H67V227H68ZM89 223V222H88ZM168 223V222H167ZM199 223V224H200ZM242 223H244V224H241ZM248 223H249V225H248ZM3 224V223H2ZM9 224H11V225H9V226H12L13 224L11 223V221H10V223ZM45 224V225H46ZM84 224V226H85V223H82V225ZM136 224V225H135ZM158 224V223H157ZM161 225H162V223H160ZM170 224V223H169ZM177 224V223H176ZM175 224V225H176ZM180 225H181V222L179 223ZM196 224V223H195ZM194 224V225H195ZM240 224V225H239ZM245 224H247V225H245ZM250 224H252V226L250 225ZM256 224V223H255ZM23 225V224H22ZM25 225V224H24ZM30 225H32V224H30ZM30 225H29V227H30ZM65 225V224H64ZM77 225H78V223H77ZM94 225L96 226V223H94ZM113 225H115V226H113ZM150 225V226H149ZM168 225V224H167ZM172 225V224H171ZM175 225L174 226H172L173 228L175 227ZM203 225L205 226L204 228H202L203 227ZM3 226V225H2ZM6 226H7V224H6ZM9 226L7 227V229L6 230H8V229H12V227H10L9 228ZM13 226H15V225H13ZM17 226H19V225H17ZM37 226V225H36ZM52 226V225H51ZM50 226V227H51ZM54 226V229L53 230H55V233H56V227ZM58 226V227H59ZM71 227H72V225H70ZM81 225H79V227H80ZM83 226V227H84ZM96 226V227H97ZM166 226V225H165ZM169 226V225H168ZM201 226V227H200ZM214 226V227H213ZM217 226V228H215ZM246 228H245V227ZM4 227V226H3ZM28 227V228H29ZM44 227V226H43ZM43 227H42V229H43ZM59 227V228H60ZM94 227V226H93ZM92 227V228H93ZM96 227H94L95 229H96ZM111 227V229H110V232H106V233H109V235L110 234H112V233H114L115 234V229H113ZM125 227H126V229H127V231L126 230H124V232L122 231V229H125ZM183 227V226H182ZM227 228V229H223V228ZM253 229H252V228ZM20 228V227H19ZM23 228V227H22ZM25 228V227H24ZM31 228H34L33 227V225L31 226ZM40 228V227H39ZM70 228V227H69ZM69 228L67 229V231H69ZM76 228H77V226H76ZM82 228V227H81ZM85 228V227H84ZM86 228H88V227H86ZM100 228V229H101ZM102 228V230L101 231H103L104 229ZM107 228V229H106ZM162 228H164V227H162ZM213 228H215V229H213ZM245 229V232L243 231L244 229ZM30 229V228H29ZM36 229V228H35ZM38 229V228H37ZM36 229V230H37ZM46 229H48V227L46 228ZM51 229V230H52ZM61 229V228H60ZM60 229H58V230H60ZM64 229V228H63ZM73 229V228H72ZM78 229V228H77ZM77 229H76V231H77ZM113 229V230H112ZM132 231H134V232H131V230ZM158 229H160V228H158ZM166 228H164L163 230H165ZM182 229V228H181ZM15 230V229H14ZM13 229H12V231H14ZM19 230V229H18ZM78 230H80V229H78ZM111 230H112V232H111ZM146 230V231H145ZM167 230V229H166ZM216 230V231H215ZM22 231V230H21ZM25 231V230H24ZM39 231H41L40 229H39ZM44 231H45V229H44ZM43 231V232H44ZM72 231V230H71ZM75 231V230H74ZM84 231V230H83ZM87 231H88V229H87ZM91 231V230H90ZM95 231V230H94ZM97 231V230H96ZM100 231V232H101ZM126 231V232H125ZM174 231V230H173ZM178 231V232H177ZM252 231H251V233H252ZM23 232V231H22ZM51 232V231H50ZM49 232V234L50 235H52V233H50ZM63 232V231H62ZM79 232V231H78ZM82 232V231H81ZM98 232V231H97ZM100 232H99V234H100ZM135 232H137V233H135ZM143 232H148V233H146V234H142ZM149 232L151 233L150 235L151 236H153V239H155V238H159L158 240L156 239V240H153V239H151L152 237L149 235ZM14 232H12V234H13ZM70 233H72V232H70ZM86 233V232H85ZM91 233V235L92 234H94V235H96V232H90ZM103 233H105V231L103 232ZM123 233H124V235H123ZM133 233H135V234H133ZM160 233L161 235H162V237H161V235L160 236H158V234ZM168 233V232H167ZM256 233H258V231L256 232ZM36 234V233H35ZM34 234V235H35ZM44 234V233H43ZM57 234H58V232H57ZM52 235L51 236V239L52 238H55L56 236H59V235ZM62 234V233H61ZM88 234H89V232H88ZM87 234V235H88ZM114 234H113V236H114ZM152 234H156V235H152ZM14 235H15V233H14ZM33 235V234H32ZM45 235V234H44ZM49 235V236H50ZM64 235V234H63ZM67 235V234H66ZM65 235V236H66ZM80 234H78L77 236H79ZM83 235V234H82ZM85 235V234H84ZM94 235H93V237H94ZM104 235V234H103ZM141 235H142V237H141ZM146 235H149L150 236V238H149V236H146ZM177 235H179V236H177ZM181 235V236H180ZM183 235V236H182ZM5 236V235H4ZM19 236H20V234H19ZM22 236H24V235H22ZM27 236V235H26ZM30 236V235H29ZM40 236V235H39ZM38 236V237H39ZM42 236V235H41ZM68 236V235H67ZM70 236V235H69ZM77 236H73L74 238L75 237H77ZM106 236H107V234H106ZM115 236H116V234H115ZM157 236V237H156ZM179 237V239H177V241H175L176 240V238L175 237ZM252 236V237H251ZM256 236V235H255ZM16 237V236H15ZM18 237V236H17ZM16 237V238H17ZM25 237V236H24ZM37 237V235H36V238L33 236V237H31V238H35V239H37L38 238ZM48 237V236H47ZM61 238L60 239H62L63 240V238H62V235L60 236ZM80 237V236H79ZM83 237V236H82ZM90 237H92V236H90ZM96 237V236H95ZM99 237V236H98ZM103 237V236H102ZM105 237V236H104ZM104 237H103V239H101V240H103V242L105 241L106 242V238L104 239ZM117 237V236H116ZM129 237H127V239L129 238ZM138 237V238H139ZM160 237H161V239H160ZM166 237V238H168L169 240H167L168 242H170L171 244H174L173 246L172 245H169L170 243H168V242H165V239L164 238ZM180 237L181 238H183L182 240H189V242L191 243V241L193 242V244L191 243L190 245H189V243L187 242V241H185V243L187 242V244L189 245V246H183L182 244H184V245H187V244H185L184 242H182V240H180ZM260 238V240L261 239H263V238ZM16 238H15V240H12V239H10L9 241L10 242H6V241H4V239L0 236V264H57L58 263V261H57V259H59V255L57 256V254H56V250H58V249H56V248H52V247H55L56 245H55V243H57L56 241H58V242H60V239L59 238H57V239H59V240H57L56 238V241H54V242H51V243H53L51 246L48 244V245H43V244H40L41 246H42V248L43 249H41L40 251L41 252H36L35 250H33L34 248H36L37 247V245H38V243H37V245H36V247H35V245H34V248L32 249V248H29L30 246L29 245H16V244H14V242L13 241H15V242H17L16 241ZM25 238H27V237H25ZM44 238H46V237H44ZM68 238V237H67ZM66 237H64V239L66 240L67 239ZM109 238V237H108ZM120 238V239H121ZM125 238V237H124ZM124 238H122V239H124ZM133 238H132V240H133ZM139 238V239H140ZM41 240V243H45L43 240H45V239H43L42 240V238H40ZM54 239V240H55ZM69 239V238H68ZM77 239V238H76ZM87 239V242H88V237L86 238ZM93 239V238H92ZM127 239L125 238V240L124 241H126L127 242ZM130 239V238H129ZM149 239H151V241L149 240ZM192 239V240H191ZM11 240H12V242H11ZM30 240V239H29ZM39 240V239H38ZM50 240V239H49ZM61 240V241H62ZM65 240L63 241V243L65 242ZM83 240V239H82ZM81 240V241H82ZM85 240V239H84ZM111 240V239H110ZM117 240V239H116ZM131 240V241H132ZM144 240V241H145ZM148 240H149V242H148ZM179 240V241H178ZM23 241H24V238H23ZM26 241V240H25ZM52 241H53V239H52ZM69 241H71V238H70V240ZM75 241V240H74ZM77 241H78V239H77ZM90 241V240H89ZM91 241H93V240H91ZM123 241V242H124ZM129 241V240H128ZM131 241H129L128 243H130ZM136 241V240H135ZM134 241V243H136ZM141 241H143V240H141ZM153 241H155V242H153ZM156 241H158L157 243H156ZM181 241V242H180ZM264 241V240H263ZM31 242V241H30ZM38 242V241H37ZM50 242V241H49ZM100 242L101 241H99L98 243L100 244ZM120 240H119V244H120ZM123 242H122V245H123ZM140 242V241H139ZM32 243V242H31ZM31 243H29V244H31ZM62 243V242H61ZM61 243H58V244H61ZM62 243V244H63ZM66 243V242H65ZM76 243V242H75ZM93 243V242H92ZM95 243V245H97L96 244V242H94ZM94 243H93V245H94ZM108 245H110V247L112 246L111 244H109L108 243V241L106 242ZM128 243H127V247L124 245V250L126 249V250H128L129 248L131 249L132 247V245H135V244H133V241H132V243H130L129 244V248H128ZM148 243V244H147ZM151 243H154V244H152L151 245ZM168 245H167V244ZM61 244V245H62ZM83 244H84V242H83ZM87 244V243H86ZM86 244L85 245H83L84 246V248L86 247ZM99 244L96 246V252L98 251H100L99 249H97L98 247H100V246H102V245H105V244H102V242H101V244L102 245H100L99 246ZM113 244H115V243H113ZM126 244V243H125ZM150 244V245H149ZM159 246V247H156L157 245ZM261 244H263V242H262V240H261ZM261 244H260V246H261ZM66 245H68L67 243H66ZM66 245H65V247H66ZM69 245H71V243L69 244ZM68 245V246H69ZM75 245H77L78 246V244H75ZM91 245V244H90ZM89 245V246H90ZM155 245V246H154ZM176 245V250H174V246ZM259 245V244H258ZM264 245V244H263ZM81 246H82V244H81ZM89 246H87V247H89ZM92 246V245H91ZM106 246V245H105ZM114 246V245H113ZM170 246H172L173 248H171ZM39 247V246H38ZM75 247V246H74ZM94 247V246H93ZM126 247V248H125ZM136 247H138V245L136 246ZM259 247V246H258ZM60 248V247H59ZM62 248V247H61ZM71 248V247H70ZM76 248V247H75ZM92 248V247H91ZM101 248H103V247H100V249ZM116 248V247H115ZM122 248V249H121ZM144 248V247H143ZM152 248V249H153ZM263 248H264V246H263ZM56 249V250H55ZM85 249H87V248H85ZM104 249V248H103ZM135 249V248H134ZM149 249V248H148ZM172 249V250H171ZM260 249V248H259ZM39 250V249H38ZM69 250V249H68ZM83 250V249H82ZM88 250V249H87ZM90 250V249H89ZM122 250V251H121ZM126 250H125V252H126ZM145 250V249H144ZM154 249H153V252L155 251ZM257 250H258V248H257ZM262 250H264V249H262ZM90 251H93L92 249L90 250ZM95 251H94V253H95ZM102 251H104V250H102ZM105 251H107V250H105ZM104 251V252H105ZM109 251V250H108ZM117 252L119 251V252H121V253H118V255L120 254V256H118V257H121V255H122V257L121 258H118L119 260H123V257L124 256H126V255H124V251H123V246L122 247H117V250H116ZM130 251V250H129ZM129 251H127L125 254H128V255H134V253H132V250L130 251L131 252V254L130 253H128ZM136 251H138V250H136ZM148 251V250H147ZM78 252V251H77ZM81 252V251H80ZM97 252V253H98ZM103 252V253H104ZM111 252H113V250H111ZM124 252V253H123ZM144 252V251H143ZM152 252V251H151ZM163 252H161L159 255V257L157 258V255H154L153 254V256H155L156 257V259H155V261L157 262V261H160V263L159 264H163V260L164 261H166V262H164L165 264H167V263H170V262H172L173 263V261L171 260V259H169V258H167V260L169 261H167V260H165L166 259V257L167 256H165V259H164V254H163ZM170 252V253H171ZM177 252V253H178ZM100 253V252H99ZM102 253V254H103ZM108 253H110V251L108 252ZM115 253V252H114ZM140 253V252H139ZM142 253V252H141ZM140 253V254H141ZM156 253V252H155ZM174 253V252H173ZM177 254V255H181V254ZM263 253V252H262ZM261 252H260V255L262 254ZM80 254V253H79ZM82 254V253H81ZM80 254V255H81ZM86 254V253H85ZM96 254V253H95ZM101 254V253H100ZM105 254V253H104ZM137 254V253H136ZM163 254V256H161ZM176 253H174V255H175ZM184 254H182V255H184ZM91 255V254H90ZM96 255H98V254H96ZM95 255V256H96ZM108 255V254H107ZM110 255V254H109ZM115 254H113V256H114ZM127 255V256H128ZM131 255V257L133 258V256ZM142 255V254H141ZM150 255H152L151 253H150ZM176 255V256H177ZM257 255V254H256ZM83 256H84V254H83ZM99 256V255H98ZM106 256V255H105ZM126 256V258L129 260V257H127ZM136 256V255H135ZM148 256V255H147ZM184 256V257H185ZM56 257V258H55ZM58 257V258H57ZM61 257V256H60ZM79 257H81V256H79ZM89 257V256H88ZM103 257V256H102ZM144 257H146V256H144ZM151 257V256H150ZM163 257V258H162ZM179 257L180 256H178L177 257V260H179V262H181L182 261V258H183V261H184V257L183 256H181L182 258H180L179 259ZM186 257V258H187ZM62 258V257H61ZM65 258V257H64ZM72 258V257H71ZM86 258V257H85ZM84 258V259H85ZM105 258V257H104ZM111 258V257H110ZM126 258H124V262L127 260ZM132 258H130L131 259V263H133L134 264V262H135V264H139L140 262H138V263H136L137 261L136 260H138V258L136 259V260H132ZM153 258L154 257H151V259H150V261H152L151 262V264L152 263H154L155 261H153ZM160 258V259H159ZM161 258L163 259L162 261H161ZM188 258V259H189ZM194 258V259H193ZM200 258V259H199ZM258 258V257H257ZM262 258V257H261ZM56 259V260H55ZM74 259H75V257H74ZM83 259V260H84ZM91 259V258H90ZM112 259V258H111ZM116 259V258H115ZM134 259H135V257H134ZM140 259H142V258H140ZM174 259V258H173ZM202 259H203V261H202ZM260 259V258H259ZM263 259H264V257H263ZM60 260V259H59ZM66 260H67V258H66ZM65 260V261H66ZM89 260V259H88ZM107 260H109L108 258H107ZM118 260V261H119ZM122 260L121 261H119V263H121L122 262ZM143 260V259H142ZM175 260H176V257H175ZM174 260V261H175ZM176 260V261H177ZM186 260V263H188V260L187 259H185ZM190 260V259H189ZM255 260V258L253 259V261ZM258 260V259H257ZM257 260H255V261H257ZM70 261V260H69ZM71 261H72V259H71ZM75 261H76V259H75ZM87 261V260H86ZM86 261H83V262H86ZM91 261V260H90ZM94 261V260H93ZM99 261V260H98ZM139 261V260H138ZM145 261V260H144ZM175 261V262H176ZM191 261V260H190ZM189 261V264H191V262ZM207 261V262H206ZM253 261H252V263H253ZM261 262V263H264V261L261 259V260H258L257 261V263L258 262ZM57 262V263H56ZM73 262V261H72ZM89 262V261H88ZM127 262V261H126ZM155 262V263H156ZM173 263V264H179V262H176V263ZM185 262V261H184ZM194 262H192V263H194ZM199 262V263H198ZM246 262V263H245ZM259 262V263H260ZM62 263H64V262H62ZM76 262H74V264H75ZM80 263V262H79ZM90 263V262H89ZM104 263V262H103ZM123 263V262H122ZM128 263H130L129 261H128ZM130 263V264H131ZM146 263V262H145ZM144 263V264H145ZM154 263V264H155ZM171 263V264H172ZM256 263V262H255ZM258 263V264H259ZM59 264V263H58ZM65 264V263H64ZM67 264V263H66ZM69 264H71V263H69ZM77 264V263H76ZM88 264V263H87ZM91 264V263H90ZM98 264V263H97ZM107 264H109V263H107ZM113 264V263H112ZM118 264V263H117ZM123 264H125V263H123ZM180 264H182V263H180ZM196 264V263H195ZM238 264V263H237ZM254 264V263H253Z\"/></svg>",
  "mask_w": 264,
  "mask_h": 264
},
{
  "label": "rangeland",
  "instance_id": "2",
  "mask_svg": "<svg viewBox=\"0 0 264 264\" xmlns=\"http://www.w3.org/2000/svg\"><path fill=\"white\" fill-rule=\"evenodd\" d=\"M232 2V4L233 5H230L231 4V2ZM230 1H225V0H223L222 2L221 1H219L218 3H216L217 5L219 4V5H221V4H223L224 3V5L220 8V6L217 8L216 7V5L215 4H210L209 5V3L208 4H202V5H199V6H197L196 4H191V5H189L190 7L192 6V5H196L195 7L197 8V9H199V12L197 13V9H195V10H197V11H194L195 13L194 14H199L200 13V11L202 12V11H204V16H203V12L202 13H200L199 15H202V16H200L199 17V15H197L196 14V18L194 17V15L192 16H188V20L189 19H195V20H192V21H194V24H193V22L191 21V20H189L190 21V23H189V21H187V19H186V23H185V19L182 21V19L180 18L179 19V21H177L178 20V18L177 17H175V16H173V15H170L169 13H165V15H167V14H169L170 16H173V17H175L174 18V20H171V19H168L169 18V16H167L168 18H166L165 16L163 17H161L163 20H162V23L163 22H165L166 20H169L168 22H170V24L167 22V24H166V22H165V25L166 26H168V24H169V26H174L175 25V29H177L176 27L177 26H179L180 24H182L181 26H183V25H185L186 24V27L185 28H183L182 29V31H178L179 33L178 34H180V36L178 35V38H179V40L176 38V40H178L179 42H181L182 40H180V39H182V36L184 37V39H183V41L185 40H187L188 38H186L187 36H189V34L191 35V33L193 34L192 36L194 37V36H196L198 33V36L200 35L201 37H202V35H206L205 34V32H201V30H203L204 28L206 29V27H211L212 25H211V23H213L214 25L213 26H216L217 25V22L219 23V24H221V25H223V22L225 21V20H228L227 22H232L233 24H234V22H236V20H242L241 22L240 21H237V23L239 24H237L238 26H239V29L237 28L238 26H236V28H233L234 30H235V32L233 31V29H232V31L234 32V34L235 35H237L238 37L240 36V34L242 35L244 32L246 33H244L242 36H240V39H243V38H246L247 36H249L252 40H258V42H259V39L261 38H259L258 36L260 35H264V33H263V28H264V2L262 3L261 2V0H257V2L254 0H245V1H243V0H230ZM220 2H221V4H220ZM225 2H229L228 4L227 3H225ZM243 2V3H242ZM249 2H251V3H254L253 5H251V7H250V5L249 4H251V3H249ZM261 2V3H260ZM242 3V4H241ZM244 3H248V4H244ZM240 4V5H239ZM244 4V9H242L243 8V5ZM211 5L212 6H215L216 8H217V10H216V8H211L210 9V7H211ZM228 5V6H227ZM247 5H248V7H247ZM255 5H257V8L259 9V11H261V13H262V11H263V18L261 19V14L260 13H257V15H259L260 17H258L257 15V17L258 18H260V20L258 21V19H257V21L256 20H254V19H256L255 17H253L252 16V14H254V13H252V11L254 12L255 11V9L257 10V8H256V6ZM201 6H203V8L204 7H208L207 9H203V8H201ZM231 6V7H230ZM237 6V7H236ZM245 6H246V8H245ZM254 6V8H252ZM199 7V8H198ZM230 9H229V8ZM250 7V8H249ZM192 8L193 7H191L190 9L192 10ZM220 8V9H219ZM226 8V9H225ZM240 8V9H239ZM251 10H249V9ZM118 9V11L119 12H117V13H115L114 12V18H115V20L117 19V20H119V18H120V20L119 21H117L116 20V23L118 24V22H119V26H128L129 25V23H128V25H126L127 24V21L129 22H131V24L130 25H133V24H137V23H139L138 21H140L139 19H141V18H139L138 16H137V18L135 19V18H131L132 20H133V22H132V20L130 19V20H126V18L127 19H129L130 18V16L131 17H136V16H134V15H130L129 16V18L127 17L128 16V14H127V12L126 11H124L121 7H119V8H117ZM194 9V8H193ZM203 9V10H202ZM216 11H215V10ZM222 9H224V10H222ZM245 10L244 11V15H243V11L242 10ZM252 9H254V10H252ZM0 10L2 11V9L0 8ZM25 10V11H24ZM24 10H22V12H24L25 14V16H27V17H25L24 15H23V18L24 19H21L22 18V12L19 14L21 17H18L19 18V20H21V21H19V20H16V19H18V18H16L17 16L16 15H18V14H15V18L16 19H13L11 22H9L8 20H11L12 18H14V14H9L8 12V14H6V16L2 13V12H4V10L0 13V17L2 16L3 17V15H4V18H6V21H5V19H4V21H3V18L1 17L0 19H2V21L0 22V29H1V27H2V29L0 30V32H2V33H0V38L2 39V41L0 40V46L2 47V48H0V50H2V51H0V52H2L3 53V51H4V54H3V56L4 57H6V55H8L6 58H2V55H1V53H0V59H3V60H1L0 61V63L2 64V65H0V67L1 68H3V64H7V63H10L9 65H8V67H6V69H8L7 71H9V74H10V79L8 78V81H11V79H14V80H12V81H19V82H16V84L14 85V84H11V83H8V84H10L9 86H10V88H9V86L7 85V87H6V90H9V89H11L13 86H15V87H13L14 89L16 88V89H21V91H23L24 89H25V91H23V92H25L24 94H26V96H25V98H20V99H22V100H24V102L22 101L21 102V105L20 104H16V102H8V103H6L5 101H2L1 99H0V101H2L1 103H0V115H1V117H0V141H1V138H2V142H4V146H3V143H1L0 144V158L2 159V161H3V158H4V161H5V165H4V163L2 164L1 162H0V166H2L3 167V165H4V167H8V168H2V167H0V168H2V169H0V170H2V171H4V172H2V171H0V176H1V180H0V184L1 183H3L4 185H5V183H7L6 185H8V187L5 185H3V184H1V185H3V186H1L0 185V189L2 190H0V192H2V194L0 193V198L2 199H0V203H1V205L3 206H0V236L4 239V241H6L7 243L8 242H10L9 240L10 239H12V240H15V238H16V241L17 242H15V241H13L14 242V244H18V245H29L30 247L29 248H34V245H35V247H36V245H37V243H38V245H37V247L36 248H32L33 250H35L36 252H41L40 250L41 249H43L42 248V246L40 245V244H45V245H52L53 243H51V242H54V241H56V239L57 238H61L60 236L62 235V238H63V240L62 239H60V242H58V241H56L57 243H55V247H52V248H56V249H58V250H56V254H57V256L59 257V259H57V261H58V263L59 264H69V263H71V264H74V262H76L77 264H107V263H109V264H123V263H125V264H130L131 263V259L130 258H132L131 257V250H132V253H134V255H132L133 256V258H132V260L134 261V260H136L137 258H138V260H136L137 262L136 263H138V262H140L139 264H144L145 262V264H151V262L152 261H150V259H151V257H154L153 258V261H155V259H156V257L155 256H153V254L154 255H157V258L160 256L159 254L161 253V252H163L164 251V249H167V248H169V247H163V246H166V245H163V246H161L160 245V247L162 248V250L163 251H161L160 253L159 252H157V251H159L158 249L160 248L157 244V246L156 247H159L158 249L157 248H153V246H149L148 248L147 247H145V246H148V245H146L145 243H143V242H146V240L148 239V237H145V235L144 234H146V233H148V232H143L142 234L144 235L143 236V239H141L139 236H140V234H138V236H136V238L137 239H134L135 238V236H134V238H133V236H132V238H133V240H132V238L131 237H129V236H126L128 233L130 234V236L132 235L130 232H128L129 231V229H128V231H127V229H126V227H125V229H122V231L124 232V230H126L125 232V235H124V233H123V235H124V237L127 239V237H129L128 239H127V242L126 241H124L125 240V238L124 237H122V238H124V239H122L121 238V236H122V233H121V236H120V238L118 239V236L120 235H118V233L119 232H121V231H118L119 229L121 230V228L123 227H117V226H115V225H113V226H115L116 227V229L115 228H113L112 227V225L110 226V229H111V227L113 228V229H115L114 231H115V234H116V236H115V234L114 233H112V234H110L109 235V233H106L107 231L108 232H110V229L109 230H105V228H103L104 230L103 231H101L102 230V228L101 227H99V225L97 226V221H96V219L94 218V213L93 212H91L90 211V213L91 214H94V215H90V213H88L89 212V210L88 209H83L84 208V204H83V202H82V199H84L85 197V199L83 200V201H86V202H84V203H87L86 205H88V206H90L91 204L93 205L94 204V202L96 201H93L94 200V198H92L93 196L96 198V192L95 191H93V190H95L94 188H96V187H94V186H96V184L97 183H99L98 181H103V179L105 180L106 178H104V176H103V179L101 178L100 179V176L102 177V175H105L106 176V173H108V171H109V173H110V169L111 168H113V167H111V166H109L110 164L109 163H107V164H109V165H106V166H103V167H106V168H110V169H108L107 170V172L105 171L106 170V168L104 169V170H101V168H102V165H104V163L103 162H99V161H95L94 160V162L93 161H91V156H89L88 154V152L87 151H89V152H91L90 154L91 155H93V157H96V156H94V155H96L97 154V157H100V156H105V157H102V159H106V157H107V162H108V160H110V158L109 157H111V155H113L112 156V158H111V160L112 159H114V160H120V157L119 156H121V159H122V155L124 156V158H126V157H130L131 156V152H132V156H134V157H132L133 158V160H134V158L136 157V158H138L137 156H136V154L135 153H137L138 155L140 154V157L138 158V161H139V159H142V157L143 158H145V159H143V161H141V162H144V161H146V159H147V164L148 165H151L150 164V162L152 163V162H155L154 164H156V163H158V161H160L159 163H158V166L159 165H161V163L162 164H168V166H175V165H177L176 164V162H174V163H172V162H170V160H162V159H159V160H157L156 161V159L154 158V161H153V158L152 159H150V158H148L145 154H143L145 151H148V149H149V151L148 152H150V150L151 151H153L154 150V153L156 154V151H158V152H160V151H162L163 149V151H166V154H169V155H173V153L175 152H173V151H170V150H172V148L170 147V146H173L174 144L176 145V144H179V142H180V144H184V143H186L187 142V144L186 145H188V146H201V143H202V146L203 147H206V148H210V147H212L213 148V146H215V145H217V144H215L216 142L218 143H220V144H222L224 141H226V140H224V139H226V138H228V133L227 132H231V130L232 129H234L235 127H233L234 126V124H236L237 122L236 121H240L241 120V118H240V116H242V119H244L246 116L245 115H247L248 114V108H245V107H247L246 105H244V104H241L239 101L236 103V101H235V106L232 104V103H234V101L233 102H230V101H228L226 98H225V100H221V99H217V98H214L213 100H214V102H213V100H212V102H211V98H210V101H209V99L207 98H205V99H203V101H201L202 102V104L201 103H199L200 105H203L204 106V104L205 105H207V103H208V105L209 104H211V106H200L199 104H198V102L196 103V100L198 99V98H196L195 99V101H194V99L193 98H186L185 96V94H187L186 93V91H185V93L183 92V90L182 91H179L178 92V90H174V87H173V89H168V88H166V87H164V85L165 84H163V87H164V91H163V88H162V79L160 78V79H157V78H159L158 76V73H160L159 71H162V72H164V70L166 71V73L168 74V73H171L172 71H173V73L175 74V76H179V78L181 77V76H184V77H181L180 79L182 80V78H184V80L186 79V80H190L191 79V81H190V83H192L193 82V79L195 78V77H193L194 75V73H196V71L198 72L199 71V69H202L203 68V66H202V64L205 66V63L203 62V61H201L200 62V60H196L195 58V60L194 59H192L191 60V57H188V56H184V57H182V56H176V55H172L171 53H170V50H169V48L166 46L165 47V45H164V48H158V47H155L157 50L159 49L161 52H155L156 51V49L155 48H150V49H148V51L146 50V47L144 46V43H143V37L145 36L144 34H142L141 35V33H140V35H139V33H138V35H137V33L136 34H134V35H132L131 37H130V41H124L125 43H122L121 41H111V39H110V36H111V34H110V30L112 29V27L114 26V23H115V21L114 22H112V21H110V22H112L113 23V25H112V23H109V21L107 20V22L105 23L106 25H108V23L110 24V25H108L109 27L106 29L105 27H107V26H105V24L104 25H100V27L98 26V28L96 27L97 26V24H95V26L91 23V22H95V20H92L93 18H94V16H93V14H96L95 12L97 11V10H94L93 9V12H92V10H90V9H88V11H90L91 12V14H90V12H87V13H85L86 11H87V9L85 8V10L84 9H80V15H82L83 13H85V14H90V15H92L93 16V18H90L91 16L89 15H85L84 14V16L82 15V17L80 16V18H79V22H81L80 20H81V18H82V22L81 23H79L78 22V24H76L77 26L75 27V28H73L72 29V27H70V31L69 32H67V30L69 29L68 27H66L65 28V24L62 26V24H59L58 22H53V21H51V22H53L54 23V25H56V27L57 26H59L60 28H62V29H65V33H64V31H60V30H56V28L54 27V25H53V23L51 24V23H49V20H47V22H46V20L43 18V17H40V15L39 14H35V16L36 17H34L33 18V16H34V14L32 13H30L29 12V10H27V7L26 8H24ZM82 10H84L85 12H83ZM123 12H122V11ZM207 10V11H206ZM210 10V12H208ZM230 10V12H228ZM235 10V11H234ZM240 10V11H239ZM28 11V12H27ZM82 11V12H81ZM115 11H117V10H115ZM218 11V12H217ZM224 11V12H223ZM232 11V12H231ZM234 11V12H233ZM237 11V12H236ZM122 12V13H121ZM124 12H126V16L124 15L125 13ZM205 12H206V15H205ZM208 12V13H207ZM212 12V13H211ZM214 12V13H213ZM221 14H220V13ZM223 12V13H222ZM227 12V14H225ZM239 12L241 13L240 15H239ZM251 14V16L249 15V13ZM5 13H6V11H5ZM28 13V14H27ZM119 13V15H117ZM228 13H229V15H228ZM231 13V14H230ZM238 15H237V14ZM31 14V15H30ZM208 14V15H207ZM211 14V15H210ZM215 14V15H214ZM217 14V15H216ZM223 14V15H222ZM12 16V17H8V16ZM18 15V16H19ZM28 15H30V16H28ZM39 15V16H38ZM117 15V16H116ZM209 15L212 17H209ZM226 15V16H225ZM233 15H235L234 17H233ZM243 15V16H242ZM122 16H125L126 18L123 20L122 18H124V17H122ZM206 16H207V18H206ZM215 17V20H214V17ZM221 16V17H220ZM227 16L229 17V16H231V18L229 19V18H227ZM244 16H246V17H244ZM248 16H250V17H248ZM9 19H8V18ZM28 17H30L29 19H28ZM42 18L41 20L39 19V18ZM87 17V18H86ZM117 17H119V18H117ZM172 17V18H173ZM194 17V18H193ZM204 17L206 18V19H204ZM166 18V19H165ZM171 18V17H170ZM183 18H186V17H183ZM200 18H202L201 20H197V19H200ZM235 20H234V19ZM240 18V19H239ZM244 18V19H243ZM245 18L246 19H248V20H245ZM253 18V19H252ZM28 19V20H27ZM85 19V20H84ZM88 19V20H87ZM121 19H122V21L123 22H125L124 24H120L122 21H121ZM147 18H145L144 20H146ZM150 19V18H149ZM148 19V20H149ZM203 19L205 20V21H203ZM222 19V20H221ZM249 19H251L250 21H249ZM14 20H16L15 22H13ZM44 20H45V22H44ZM134 20H136V22L134 21ZM141 20H143V19H141ZM148 20H146V21H148ZM152 20V21H151ZM165 20V21H164ZM196 20H197V22H196ZM210 20H212V21H210ZM217 20V22H216V24L213 22V21H216ZM233 20V21H232ZM253 20V21H252ZM150 22H152L153 24H154V22H153V19L151 18L150 20H149ZM154 21H155V23L158 25L159 23H157L156 22V18L154 19ZM171 21H172V23H174V24H172L171 23ZM180 21H181V23H180ZM200 21V22H199ZM207 21V22H206ZM244 21H246L245 23H244ZM255 21V22H254ZM261 21H263V22H261ZM8 22V23H7ZM12 22H13V24H12ZM176 22H179L178 24L176 23ZM182 22H184V24L182 23ZM191 22H192V24H193V27H192V30H190L191 28H190V24H191ZM197 23V25H196V23ZM202 22V23H201ZM208 22H211V23H209L208 24ZM226 22V21H225ZM225 22H224V24H225ZM226 22V23H227ZM240 22V23H239ZM244 23V29H240V26L242 25L243 26V24H241V23ZM257 22V23H256ZM260 22V23H259ZM5 23L7 24V25H9V23H10V25H9V28L8 27H6L7 25H5ZM46 23V24H45ZM115 23V24H116ZM133 23V24H132ZM145 23V22H144ZM151 23V26L153 25ZM162 23L160 22V24H161V26H162ZM199 23H201V24H203V23H207V24H204V27H202V25L201 24H199ZM246 23L248 24L247 26H246ZM252 25H251V24ZM262 23V24H261ZM82 25V26H79V25ZM94 26V27H96L95 28V30L97 29L98 31H100V28H101V26L102 27H104V28H102V30L100 31L101 33H102V31L104 32V30L106 29V31L104 32V34H106V33H108L109 31V36H107L108 34H106V40H105V36H104V34H102L103 36H100L101 35V33H98V31L96 30H94L93 32L94 33H91L92 32V30L94 29V27L92 26V25ZM147 24V23H146ZM159 24V25H160ZM191 24V25H192ZM256 24V25H255ZM259 24H261V26H258ZM21 25V26H20ZM50 25V26H49ZM89 25V26H88ZM149 25L150 24H147V26L149 27ZM155 25V24H154ZM165 25H163L161 28H163V29H168V30H171L172 29V27H164ZM189 25V26H188ZM198 25H200L201 27L199 28V26ZM250 25H251V27H250ZM256 26V28H257V26L259 27V28H257V30H256V28H255V26ZM3 26L5 27V29H3ZM11 26V27H10ZM52 26H53V28H52ZM86 26V27H85ZM211 27V28H214V27ZM242 26H241V28H242ZM248 28V29H246V27ZM254 26V27H253ZM74 27V26H73ZM89 27H90V33H89V31H88V29H89ZM93 27V28H92ZM180 27V26H179ZM178 27V28H179ZM188 27V29H189V31H188V29L186 30V28ZM208 27V28H209ZM6 28H8L7 30H6ZM33 28V29H32ZM87 28V29H86ZM91 28H92V30H91ZM110 28V30L108 31V29ZM125 28V27H124ZM127 28V27H126ZM149 28H151V27H149ZM174 28V27H173ZM202 28V29H201ZM249 28H250V30H249ZM252 28H254V29H252ZM15 29V30H14ZM37 29V30H36ZM55 29V30H54ZM72 29V30H71ZM77 29V30H76ZM83 31L84 30V32H82L81 30ZM181 29V28H180ZM186 30V32H185V30ZM210 29V28H209ZM261 29V30H260ZM25 30V31H24ZM43 30V31H42ZM200 30V31H199ZM238 30H240L239 31V33L238 32H236V31H238ZM243 30H244V32H243ZM246 30V31H245ZM252 30V31H251ZM12 31V32H11ZM16 31V32H15ZM32 31V32H31ZM79 31V32H78ZM167 31V30H166ZM186 33V34H182V33H184V32ZM191 31V32H190ZM204 31V30H203ZM242 31V32H241ZM9 32V33H8ZM253 32V33H252ZM4 33V34H3ZM41 33V34H40ZM43 33V34H42ZM63 33V34H62ZM75 33V34H74ZM88 33V34H87ZM112 33V32H111ZM187 33H188V35H187ZM202 35H201V34ZM238 33V34H237ZM257 33V34H256ZM262 33V34H261ZM21 34V35H20ZM79 34V35H78ZM91 34H93V35H95V36H93V35H91ZM98 34V35H97ZM100 34V35H99ZM177 34V32H175V35ZM248 34V35H247ZM256 34V35H255ZM37 35V36H36ZM68 35H70V36H68ZM75 35H77V36H75ZM175 35H173V37L175 38L176 36ZM185 35H186V37H185ZM247 35V36H246ZM16 36V37H15ZM26 36V37H25ZM30 36H33V37H30ZM63 36H64V39H63ZM66 36V37H65ZM68 36V37H67ZM86 36V37H85ZM91 36V37H90ZM197 36V39L200 37H198ZM246 36V37H245ZM254 36H256V37H254ZM93 37V38H92ZM133 37V38H132ZM242 37V38H241ZM249 37H247L248 39H249ZM263 37V36H262ZM20 38V39H19ZM24 38H26V39H28L29 38V41H30V43L32 42V45L29 43V41L27 40V42L26 43H28L27 45L28 46H30L31 47V49L32 48H36L37 46L38 47H40L39 48V50L40 49H42V50H44L45 52H48V53H50V57L49 58H51L52 59V62L50 61V59L48 58V60H44L45 62H47V63H45V62H43L42 61V63L43 64H45V65H43L42 63H40L39 61H37L36 63L34 62V60H33V58L31 59V63H29L28 65H29V67H27L28 65H26L25 63V67H24V70L22 69L23 67H19L18 65H20V61H19V59H23V58H21V54L22 53H27V51L26 50H28V49H30V47L28 48L27 46H26V43H25V41H26V39L24 40ZM71 38H74V39H71ZM78 38V39H77ZM83 40H82V39ZM98 38H100V39H98ZM103 38V39H102ZM108 38V39H107ZM135 38V39H134ZM186 38V39H185ZM194 38H196V37H194ZM259 38V39H258ZM40 39V40H39ZM87 39V40H86ZM95 39V40H94ZM251 39L249 40V41H251ZM261 39H264V37L263 38H261ZM260 39V40H261ZM17 42H16V41ZM21 40H23V41H21ZM35 40H37V41H35ZM69 40V41H68ZM72 40V41H71ZM84 40H85V42H84ZM91 40H93V41H91ZM99 40V41H98ZM105 40V41H104ZM110 40V41H109ZM112 40H114V38L112 39ZM139 42H138V41ZM141 40V41H140ZM191 40H192V38H191ZM191 40H189V41H191ZM195 40V39H194ZM245 40H247V39H245ZM19 41H21V42H19ZM83 41V42H82ZM86 41L88 42V43H86ZM95 41V42H94ZM96 41H97V44H96ZM102 41V42H101ZM107 41V42H106ZM182 41V42H183ZM254 41V42H255ZM74 42H75V44H74ZM77 42V43H76ZM119 42V43H118ZM129 42V43H128ZM208 43H206L207 45H206V47H205V56L207 57V60L209 61V63L210 62H212V63H214L215 61L212 59L213 57H211L210 58V56H212L211 55V51L213 50L214 52L215 51H217V49L211 44V41H207ZM210 42V43H209ZM3 43V44H2ZM22 43L23 44H25V45H22ZM86 43V44H85ZM93 43H95V44H93ZM100 43V44H99ZM109 43H111L110 45H108ZM115 43V44H114ZM2 44V45H1ZM67 44V45H66ZM77 44V45H76ZM256 44H258L257 43V41H256ZM22 45V46H21ZM34 45H35V47H34ZM37 45V46H36ZM72 45H73V47H72ZM79 45V46H78ZM81 45V46H80ZM86 45V46H85ZM115 45V46H114ZM125 45V46H124ZM214 47H212V46ZM9 46V47H8ZM14 46H16V48L14 47ZM18 46V47H17ZM109 46V47H108ZM7 48V52H8V54H7V52L5 53V50H3V49H6ZM20 47V48H19ZM21 47L23 48V49H26L25 51L23 50V52H22V50L20 51L19 49H21ZM26 47V48H25ZM38 47L36 48L37 50H38ZM41 47H43V48H41ZM45 47V48H44ZM70 47V48H69ZM78 47V48H77ZM97 47H98V49H97ZM109 48V49H107V48ZM144 47H145V49H144ZM11 50H10V49ZM18 48V49H17ZM67 48H68V50L69 51H66L67 50ZM83 48V49H82ZM168 48V50H166V49ZM19 50L18 52L19 53H15V54H20V58H18V56L17 55H14L13 54V51H15V50ZM35 49V50H36ZM111 49H112V51H111ZM154 49V50H153ZM73 50V51H72ZM76 52H75V51ZM104 50V51H103ZM106 50V51H105ZM108 50V51H107ZM149 50H150V52H149ZM152 50L154 51V52H152ZM158 50V51H159ZM219 50V49H218ZM41 51V50H40ZM43 51V52H44ZM120 51V52H119ZM167 51V52H166ZM10 52V53H9ZM44 52V53H45ZM51 52H52V54H51ZM65 52V53H64ZM71 52V53H70ZM76 54H75V53ZM104 54V55H102V53ZM106 52V53H105ZM110 52V53H109ZM112 52V53H111ZM214 52L212 53V54H214ZM57 53V54H56ZM60 53H61V56L63 57H61L60 56ZM68 53H69V55H68ZM73 53V54H72ZM78 53V54H77ZM209 53V54H208ZM54 54V55H53ZM56 54V55H55ZM84 54V55H83ZM102 56H101V55ZM22 55H24V54H22ZM53 55V56H52ZM72 55V56H71ZM81 55V56H80ZM100 57H99V56ZM161 55V56H160ZM171 55V56H170ZM13 56H14V58H13ZM15 56H17V57H15ZM25 56V55H24ZM57 56V57H56ZM59 56V57H58ZM75 56V57H74ZM80 56V57H79ZM104 56V57H103ZM105 56H107V58L105 57ZM116 56V57H115ZM71 57V59H69ZM79 57V58H78ZM98 57V58H97ZM177 57V58H176ZM181 57V58H180ZM236 57V56H235ZM234 56H231L230 58V64H232L233 65V63L234 62H236V60H237V63H238V60L239 59H237L238 57H236L235 58ZM14 60H13V59ZM18 58V59H17ZM61 58V59H60ZM65 58V59H64ZM85 58V59H84ZM104 58H106V59H104ZM113 58V59H112ZM172 58V59H171ZM184 58V59H183ZM235 58V59H234ZM8 59H10V60H8ZM12 59V60H11ZM18 60V62L19 63H17V61L16 60ZM35 59V58H34ZM57 59V60H56ZM65 61H64V60ZM77 59V60H76ZM95 59H97V60H95ZM100 59H104L105 60V63H104V61L102 62ZM135 59V60H134ZM140 59V60H139ZM187 59V60H186ZM5 60V61H4ZM6 60H8V61H6ZM71 60H72V62H71ZM76 60V61H75ZM108 60V61H107ZM137 60L139 61V62H142V64H145V65H147L149 68H151V69H148L149 70V72H147V75H149L148 77H147V75H146V77L148 78V86H149V88H148V90L149 91H151V89H152V93H155L156 92V96H158V98H154V103L156 104H154L153 103V105H155V107L158 105V106H160L159 108H160V111L164 108V114H165V112L167 111V113H168V111H169V109H170V106H174L175 105V108L177 109L176 111H178L179 110V108H177L176 106L177 105H181L182 104V106H180V110L177 112V113H184V114H187L188 116L193 112L194 114L196 113V112H199V113H196V115L197 114H200V113H205V114H207L206 112H208V114H214V113H216L217 115L219 114V118H221V122H220V128L221 129H218V130H216V132H218L217 134H216V132L215 133H210L211 134V136L209 137V135L210 134H207V137L205 136V134H203V133H200L201 135H200V137H198V135H199V133H194V131H193V129H187V130H189V131H187V130H185L186 132L183 134H179V132L178 133H176L175 134V130H178L180 127H178V129H175L176 128V126L174 127V129H173V131H172V133H171V131H169L170 132V134H169V132L167 131V133L165 132L164 133V131H166V130H157L158 128V126L162 123V121L159 123V125L157 126V125H155L154 123H156V122H154L153 123V121H152V123H150L149 124V126H143L144 128H142V127H140V125L141 124H139V122H137L138 123V125H139V127H136V129H135V124L133 125V123L135 122V117H136V115H137V112L139 111V109L138 108H136L138 111L137 112H134L133 110L131 111V110H129L128 108H124L123 109V107H122V113H120V112H118V111H120V110H118L117 108V110H113V107H112V109H109V107H111V106H114V105H111L110 104V106L107 108V106H103L102 104H100V103H97V107L96 108H93L92 109V111H90L91 109V107H90V102L93 100V101H95V96H94V94H96V96L100 93V91H101V94H102V92L104 93V92H108V91H113L114 92V90H115V92L114 93H117V92H122L123 94H125L126 92V95L127 94H129L130 93V90L132 91L133 89L132 88H135V87H137L138 86V83L140 82V79H142V78H140V75H141V77H143L142 76V74L140 73V71L138 72V70L134 67V64L135 63H138L137 62ZM143 60V61H142ZM165 60V61H164ZM181 60H182V62H181ZM194 60V61H193ZM14 61H15V63H14ZM57 61V62H56ZM60 63H59V62ZM61 61H63L64 62V64H63V62L61 63ZM81 61V62H80ZM100 62V63H94V62ZM119 61V62H118ZM188 61V62H187ZM214 61V62H213ZM28 62H29V60H28ZM69 62H71L70 64H69ZM83 62V63H82ZM86 62V63H85ZM112 62V63H111ZM115 64H114V63ZM198 62V63H197ZM200 62V63H199ZM203 62V63H202ZM12 63H14V64H18L17 66H18V70H16V71H10L11 69H13V67H14V65H13V67H12ZM38 63H40L41 65H43V68H42V66H40V65H38ZM52 63V64H51ZM69 64V67L67 66V64ZM75 64V66L76 67H73L74 66V64ZM89 63V64H88ZM102 63V64H101ZM122 63V64H121ZM153 63H155V64H153ZM183 63V64H182ZM202 63V64H201ZM212 63H210V64H212ZM237 63H234V65H236ZM35 64H36V66H35ZM48 66H47V65ZM49 64H51V65H49ZM54 64H55V66H54ZM84 64V65H83ZM92 64V65H91ZM98 64H100V67H99V65ZM161 64V65H160ZM185 64V65H184ZM188 64V65H187ZM10 65H11V67H10ZM38 65V66H37ZM56 65H58V66H56ZM62 65H63V68H62ZM64 65H66L67 66V69H66V66H64ZM79 65H81L80 67H79ZM103 65L105 66V67H103ZM159 65V66H158ZM166 65H168V66H166ZM16 66V67H17ZM53 66H54V68H53ZM60 66V67H59ZM85 66V67H84ZM99 68V69H97V67ZM113 66V67H112ZM27 67V68H26ZM38 68V69H36V68ZM40 67V68H39ZM51 67H52V69H51ZM56 67V68H55ZM73 67V68H72ZM93 68V70L95 69H97L96 70V72L95 71H88V70H90V68L89 69H87V68ZM108 67V68H107ZM121 67V68H120ZM167 67V68H166ZM172 69H171V68ZM186 67V68H185ZM202 67V68H201ZM21 68V69H20ZM70 68H71V70L72 71H70ZM82 68V69H81ZM83 68H85V69H83ZM100 68L101 69H103L104 70V72H102V73H100ZM155 68V69H154ZM36 69V70H35ZM47 69V70H46ZM62 69V70H61ZM79 69V70H78ZM111 69L112 70H114V71H111ZM156 69H157V71H158V69H160L158 72L156 71ZM163 69V70H162ZM180 69V70H179ZM27 70V71H26ZM30 70V71H29ZM32 70V71H31ZM34 70L35 71H40V72H34ZM42 70V71H41ZM67 70H69V71H67ZM75 70V71H74ZM83 72H82V71ZM102 70V71H103ZM116 70H117V72H120L121 71V75H123V76H126V77H124V80L126 81V82H128V84H129V86L127 87L126 85L127 84H122V83H120V82H122V80H123V77L122 76H120L119 75V73L117 74V72H116ZM152 70H153V72H152ZM170 70V71H169ZM182 70V71H181ZM186 70V71H185ZM1 71V73H3L2 72V70H0ZM18 71V72H17ZM45 71V72H44ZM59 71V72H58ZM77 71V72H76ZM85 71V72H84ZM107 71V72H106ZM138 73H137V72ZM189 71V72H188ZM191 71V72H190ZM13 72H14V74H13ZM25 72V73H24ZM47 72V73H46ZM53 72V73H52ZM90 72H91V74H90ZM116 72V73H115ZM125 72V73H124ZM16 73V74H15ZM20 73V74H19ZM34 73H36V74H34ZM39 73H41L40 75H39ZM49 73H50V75H49ZM68 73V74H67ZM69 73H71V74H69ZM82 73V74H81ZM86 73V74H85ZM110 73V74H109ZM149 73V74H148ZM151 73H153V74H151ZM173 73H171V74H173ZM177 73V74H176ZM189 73H192V75L190 74V76H187L186 78H185V75H189ZM23 74H24V76H23ZM85 76H84V75ZM94 74H95V76H94ZM99 74H100V76H101V74H104L103 76H101L100 78H99ZM105 74L107 75V76H105ZM126 74V75H125ZM136 76H135V75ZM139 74V75H138ZM157 74V75H156ZM174 74H173V76H174ZM179 74V75H178ZM15 75V76H14ZM30 75H31V77H30ZM42 75H43V77H42ZM63 75V76H62ZM64 75H65V77H64ZM74 75V76H73ZM97 75H98V77H97ZM156 75V76H155ZM18 76V77H17ZM19 76H21V78L19 77ZM23 76V77H22ZM82 76V77H81ZM94 76V77H93ZM152 76H153V78H152ZM15 77V78H14ZM34 79H33V78ZM56 77H58V78H56ZM78 78V80H77V78ZM89 79H88V78ZM105 77H107V79L105 78ZM122 77V78H121ZM133 77V78H132ZM138 79H136V78ZM150 77V78H149ZM189 77V78H188ZM192 77V78H191ZM24 78V79H23ZM42 78V79H41ZM75 78V79H74ZM87 78V79H86ZM92 78V79H91ZM94 78H95V81H94ZM127 80H126V79ZM128 78H129V81H128ZM16 79V80H15ZM17 79H19V80H17ZM27 79V80H26ZM30 79V80H29ZM38 79V80H37ZM47 79H48V81H47ZM67 81H65V80ZM71 79V80H70ZM74 79V80H73ZM80 79V80H79ZM86 79V80H85ZM98 81H97V80ZM101 79H103V80H101ZM104 79L106 80V82H104ZM120 79H122V80H120ZM131 79V80H130ZM34 82H33V81ZM40 80V81H39ZM52 82H51V81ZM53 80H55V81H53ZM57 80V81H56ZM124 80H123V82H124ZM132 80H134V81H132ZM185 80V81H186ZM28 81V82H27ZM30 81V82H29ZM44 81V82H43ZM63 81H65V82H63ZM70 81H71V83H70ZM78 81V82H77ZM130 81H131V83H130ZM161 83H160V82ZM185 81H182L183 82V86H187V84H188V86H189V83H187V82H185ZM36 82V83H35ZM38 82V83H37ZM59 82H60V84H59ZM63 82V84H61ZM82 82V83H81ZM88 82V83H87ZM108 82H110V83H108ZM119 82V83H118ZM138 82V83H137ZM152 82V83H151ZM185 82V83H184ZM189 82V81H188ZM19 83V84H18ZM21 83H22V85H21ZM33 83V84H32ZM43 83V84H42ZM54 83V84H53ZM56 83V84H55ZM75 83V84H74ZM81 85H80V84ZM99 83V84H98ZM133 83H135V84H133ZM151 83V84H150ZM23 84H24V87H22L23 86ZM28 84H30V85H28ZM32 84V85H31ZM50 84V85H49ZM57 84H59V85H62V87L61 86H59V85H57ZM77 84V85H76ZM84 84V85H83ZM97 84V85H96ZM102 84H104V86H102ZM115 84V85H114ZM181 84V83H180ZM186 84V85H185ZM18 85H20L19 86V88H17L18 87ZM26 85V86H25ZM27 85H28V87H27ZM36 85V86H35ZM42 85H44L43 87H42ZM46 85H48V86H46ZM53 85V86H52ZM80 85V86H79ZM99 85V86H98ZM112 85H114V87L112 86ZM123 85V86H122ZM124 85H125V87H124ZM156 85V86H155ZM191 85V84H190ZM12 86V87H11ZM17 86V87H16ZM68 86V87H67ZM70 86V87H69ZM82 86V87H81ZM95 86H98V87H95ZM120 86V87H119ZM152 86V87H151ZM155 86V87H154ZM182 85L180 86V87H183ZM24 88L23 90H22V88ZM26 87V88H25ZM32 87V89H28V88H31ZM35 87V88H34ZM45 87V88H44ZM46 87H47V89H46ZM65 87V88H64ZM79 87V88H78ZM84 87H85V89H84ZM122 87V88H121ZM126 87H127V90H126ZM130 87H131V89H130ZM160 87V88H159ZM7 88H9V89H7ZM40 88V89H39ZM48 88H49V90H48ZM54 90V92L55 93H53V90ZM55 88V89H54ZM58 88V89H57ZM70 88V89H69ZM81 88V89H80ZM89 89V90H87V89ZM103 88V89H102ZM116 88V89H115ZM120 88V89H119ZM157 88H158V90H157ZM188 88V87H187ZM28 89V90H27ZM41 89H42V91H41ZM43 89H44V91L46 90V91H48V92H46V93H48V94H43V93H45V92H43ZM57 89V90H56ZM66 89V90H65ZM73 89V90H72ZM78 89V90H77ZM80 89V90H79ZM91 89V90H90ZM114 89V90H113ZM130 89V90H129ZM165 89H166V91H167V93H169L168 95H169V97H168V95H167V93L165 94L164 92H166L165 91ZM176 89H178L177 87H176ZM60 92H59V91ZM92 90H93V92H92ZM121 90V91H120ZM126 90V91H125ZM156 90V91H155ZM159 90H160V92H159ZM172 90H173V92H172ZM181 90V89H180ZM185 90H186V87H185ZM29 91V92H28ZM34 91H35V93H34ZM64 91V92H63ZM73 91V92H72ZM80 91H81V93H80ZM43 92V93H42ZM86 94H85V93ZM98 92V93H97ZM161 92H163V94L165 95V98H163L164 97V95H162V94H160ZM180 94V93H184V98H176L177 97V95H175V93L176 94H178V93ZM189 92V91H188ZM40 93V94H39ZM60 93H62L61 94V96H60ZM83 93H84V95H83ZM171 93H172V95H171ZM173 93H174V96H176V97H173ZM190 93V92H189ZM188 93V94H189ZM31 94V95H30ZM33 94V95H32ZM37 94V97L35 96V98H33L34 97V95H36ZM52 94V96H50ZM54 94H56V95H54ZM67 94V95H66ZM76 94V95H75ZM78 94V95H77ZM42 95V96H41ZM44 95V96H43ZM53 95H54V97H53ZM58 95H59V97H58ZM126 95H124V96H126ZM154 95V96H155ZM159 95H162V98L160 97L159 98ZM30 96H31V98H30ZM46 96V97H45ZM64 96V97H63ZM70 96V97H69ZM94 96V97H93ZM168 98H167V97ZM171 96L173 97V98H171ZM180 96V95H179ZM56 97L60 100H56ZM61 97V98H60ZM68 97V98H67ZM73 97H75L74 99H73ZM80 97H81V99H80ZM84 97V98H83ZM187 97H189L188 95H187ZM29 98V99H28ZM37 98H39V100L37 99ZM83 98V99H82ZM90 98V99H89ZM126 98V97H125ZM33 99V100H32ZM46 99V100H45ZM53 99V100H52ZM69 99H71V100H69ZM92 99V100H91ZM124 99V98H123ZM122 99V100H123ZM127 99H129V98H127ZM126 99V100H127ZM184 99L186 100V101H184ZM201 98H199L198 100H200ZM224 99V98H223ZM34 100H36V102H37V104L39 103L40 105H41V107H40V105L38 104V105H36V102H34ZM38 100V101H37ZM41 100V101H40ZM49 100L51 101V102H49ZM55 100H56V102L58 101L59 103H62L61 104V107H57L56 105H58L56 102H55ZM73 100V101H72ZM125 100V101H126ZM152 100H153V98H152ZM177 102H179V103H177ZM180 100H183V102H184V105H183V102H180ZM189 100V101H188ZM196 103L195 104V106H194V102ZM205 100H206V102H205ZM227 100V101H226ZM240 100V99H239ZM31 101V102H30ZM33 101V102H32ZM65 101H68V102H65ZM84 101V102H83ZM124 101V103H127V102H125ZM157 101V102H156ZM171 101V102H170ZM190 101H191V103L193 104H191L190 103ZM209 101V102H208ZM218 103V105H216L217 103ZM220 101H222V102H220ZM4 102V103H3ZM48 102V103H47ZM53 102V103H52ZM54 102H55V104L56 105H54ZM78 102V103H77ZM81 102V103H80ZM159 102H160V104H159ZM185 102H186V104L188 103V105H186L185 104ZM203 102H204V104H203ZM224 102V105H226L227 104V102H229L230 104H232L233 106H231V105H229V104H227L226 106H223V103ZM29 103H30V105H31V103H32V105L34 106V107H32V105L30 106L29 105ZM34 103V104H33ZM49 104V105H45V104ZM70 103V105H68ZM72 103H73V105H72ZM87 105V106H85V104ZM92 103V102H91ZM219 103H220V105H222V106H220L219 105ZM1 104L3 105L2 107H1ZM6 104V105H5ZM82 104V105H81ZM168 104V105H167ZM236 104H237V106H239V107H237L236 106ZM9 105V106H8ZM18 105V106H17ZM50 105H51V107H50ZM92 105V104H91ZM197 105V106H196ZM199 105V106H198ZM215 105V106H214ZM242 105H244V107H241ZM20 106H22V107H20ZM27 106H28V108H27ZM29 106H30V108H29ZM36 106H39V107H37V108H35ZM56 106V107H55ZM65 106V107H64ZM70 106V107H69ZM72 106V107H71ZM73 106H75L74 108H73ZM103 106V107H102ZM151 107H153V108H155L154 106H152V105H150ZM178 106V107H179ZM221 108H223V110L222 109H219L220 107ZM25 107V108H24ZM45 107H47V108H45ZM55 107V108H54ZM88 107H90V108H88ZM105 107V111H106V113H104L105 111L103 110V108ZM114 107H116V106H114ZM147 107V106H146ZM151 107H147V108H143V111H144V109H146L147 111H149V109L151 108ZM182 107V108H181ZM189 107H192V109L194 110H189L188 108ZM198 107H201V110H200V108H198ZM204 109H203V108ZM208 107H210V108H208ZM225 107H228V108H225ZM231 107V108H230ZM232 107L234 108V109H232ZM11 108V109H10ZM20 108V109H19ZM22 108H23V110H22ZM35 108V109H34ZM56 109V111H54V109ZM58 108V109H57ZM62 108V109H61ZM71 108H72V110H71ZM82 108V109H81ZM86 108V109H85ZM102 108V109H101ZM119 108V107H118ZM162 108V109H161ZM216 108V109H215ZM218 108V109H217ZM239 108V109H238ZM246 109V111H245V109ZM31 109H33V110H31ZM38 109H39V111H38ZM65 109V110H64ZM83 110L84 109V111H80V110ZM108 109H109V111H108ZM115 109V108H114ZM121 109V108H120ZM127 109V110H126ZM183 109V110H182ZM209 109V110H208ZM215 109V110H214ZM231 111H230V110ZM237 109V111H234V110H236ZM15 110V111H14ZM18 110V111H17ZM24 110H27V112L26 111H24ZM34 110H36V111H34ZM43 110H47V111H43ZM50 110H52L51 112H53V113H51L50 112ZM63 110V111H62ZM68 110V111H67ZM70 110V111H69ZM78 110V111H77ZM96 110V111H95ZM100 110V111H99ZM102 110H103V113H102ZM140 110H142V109H140ZM172 111H173V109H171ZM171 110H170V112H171ZM187 110H189V111H187ZM219 111V110H222V111H219L220 113H221V115H220V113L219 112H216V111ZM225 110V111H224ZM227 110H229L228 112H227ZM23 111V112H22ZM29 111H31V112H29ZM66 111H67V113H66ZM76 111V112H75ZM80 111V112H79ZM89 111V112H88ZM114 113H113V112ZM116 111V112H115ZM130 111H131V114H129L130 113ZM136 111V110H135ZM146 111V112H147ZM161 111V112H162ZM181 111V112H180ZM183 111V112H182ZM211 111H214V112H211ZM238 111H239V113H238ZM5 112V113H4ZM39 112V113H38ZM49 112V113H48ZM64 112V113H63ZM71 112H73V113H71ZM92 112V113H91ZM129 112V113H128ZM140 112V113H139ZM138 113H139V115L137 116V120L136 121H138L139 120V116H140V114H141V111H139ZM188 112H189V114H188ZM211 112V113H210ZM223 112V113H222ZM227 112V113H226ZM231 112H236V116H239L238 118H240V119H238L237 117H235V113H231ZM241 112V113H240ZM247 112V113H246ZM32 113V114H31ZM51 113V114H50ZM77 113V115H78V117H77V115H75V114ZM79 113H81V115H79ZM84 113V114H83ZM109 113V114H108ZM113 113V114H112ZM136 114V115H134V114ZM238 113V114H237ZM243 113L245 114L244 116H243ZM9 114V115H8ZM12 114V115H11ZM45 114V115H44ZM64 114V115H63ZM65 114H68V115H66L65 116ZM87 114L89 115L88 117H87ZM97 114H99V115H97ZM101 114L103 115V116H101ZM106 114H108V116L105 115ZM111 114V116H109ZM116 116H115V115ZM122 114H125V115H122ZM143 114V113H142ZM141 114V115H142ZM169 114V113H168ZM168 114H166V115H168ZM171 114H172V112H171ZM183 114V115H184ZM194 114H192V115H194ZM228 114V115H227ZM230 114V115H229ZM39 115V116H38ZM59 115V116H58ZM74 115H75V117H74ZM118 115H120V116H118ZM128 115V116H127ZM132 115V116H131ZM134 115V116H133ZM178 115H181V114H178ZM182 115V116H183ZM201 115V114H200ZM223 115H226L225 117L223 116ZM234 117H232V116ZM84 116V117H83ZM97 116H98V118H97ZM112 116H113V118H114V116L116 117V118H114V120L115 121H113L112 119ZM127 116V117H126ZM168 116H170V115H168ZM168 116H166V117H168ZM223 116V117H222ZM29 117V118H28ZM45 117V118H44ZM59 117V118H58ZM68 117H70V118H68ZM79 117H80V119H79ZM82 117V118H81ZM121 118V119H119V120H116V119H118V118ZM129 117V118H128ZM134 119H133V118ZM171 117V116H170ZM231 117V118H230ZM244 117V118H243ZM9 118V119H8ZM23 118V119H22ZM26 118V119H25ZM34 118V119H33ZM38 118V119H37ZM61 118V119H60ZM105 120H104V119ZM125 118V119H124ZM127 118V119H126ZM225 118H227V119H225ZM25 119V120H24ZM52 119V120H51ZM59 119V120H58ZM76 119V120H75ZM83 121H82V120ZM88 119V120H87ZM111 119V120H110ZM236 119H238V120H236ZM16 120V121H15ZM24 120V121H23ZM33 120H34V122H33ZM65 120V121H64ZM78 120V121H77ZM87 120V121H86ZM93 120V121H92ZM109 120H110V122H109ZM127 120L129 121V120H131V121H129L128 122V124H127ZM132 120H133V122H132ZM233 120L236 122H233ZM3 121H5V122H3ZM19 121H21V122H19ZM41 121V122H40ZM43 121V122H42ZM66 121H67V123H66ZM74 121V122H73ZM77 123H76V122ZM95 121V122H94ZM99 121V122H98ZM108 121V122H107ZM121 121H123V122H121ZM124 121H126V123L124 122ZM165 121V120H164ZM163 121V123H165ZM223 121H225V123L223 122ZM227 121V122H226ZM231 121H232V123H231ZM257 121H262V120H260L259 118H258V120ZM256 121V122H257ZM36 122V123H35ZM39 122V123H38ZM92 122V123H91ZM14 123L16 124V125H14ZM23 123V124H22ZM29 123V124H28ZM55 123V124H54ZM57 123V124H56ZM63 123V124H62ZM73 125H72V124ZM79 123V124H78ZM109 123V124H108ZM113 123H115V124H113ZM121 123V124H120ZM123 123H125V125L123 124ZM130 123V124H129ZM136 123V122H135ZM162 123V124H163ZM229 123V124H228ZM258 124L260 123V122H257ZM256 123V124H257ZM6 124V125H5ZM9 124V125H8ZM11 124V125H10ZM13 124V125H12ZM20 124V125H19ZM66 126H65V125ZM76 124H77V126H76ZM120 124V125H119ZM133 125V127H132V125ZM156 124H158V122L156 123ZM162 124H161V127H162ZM225 124V125H224ZM256 124H254L255 126H256ZM3 125H5V126H3ZM35 125H37V126H35ZM43 125V126H42ZM45 125V126H44ZM70 125V126H69ZM81 125V126H80ZM122 125V126H121ZM127 125V127H130V128H127V127H125ZM129 125V126H128ZM131 125V126H130ZM138 125H136V126H138ZM227 125V126H226ZM230 125V126H229ZM254 125H251L252 126V128L254 127ZM1 126H2V128H1ZM11 126V127H10ZM12 126L14 127V128H12ZM27 126V127H26ZM65 126V127H64ZM75 126V127H74ZM83 126V127H82ZM99 126V127H98ZM124 126V127H123ZM8 127H9V129H8ZM19 127V128H18ZM34 127V128H33ZM38 129H37V128ZM53 127V128H52ZM57 127V128H56ZM67 127H68V130H67ZM71 128V131H70V128ZM89 127H91V128H89ZM119 127V128H118ZM149 127V128H148ZM160 127V126H159ZM223 127H225V128H223ZM242 127V126H241ZM240 127V129L237 127V128H235L237 131L235 132V135L237 136V137H239V139H242L243 141L245 140V138H242V137H244V136H248L249 135V132H248V130L250 131V129H251V127H249V126H247V128H246V126H244V128L242 129ZM12 128V130H10ZM16 128V129H15ZM44 128V129H43ZM49 128V129H48ZM56 128V129H55ZM61 128V129H60ZM78 129V131H77V129ZM88 128H89V130H88ZM114 128V129H113ZM121 128V129H120ZM137 128H138V130H137ZM142 128V129H141ZM147 128V129H146ZM155 128V129H154ZM157 128V129H156ZM249 128V129H248ZM5 129H7V130H5ZM48 129V130H47ZM65 131H64V130ZM80 129L82 130V131H80ZM110 129H112V130H110ZM117 129H120V130H117ZM126 129V130H125ZM127 129H131L130 131L129 130H127ZM225 129V130H224ZM228 129V130H227ZM234 129V130H235ZM245 129L247 130L246 131V135H245ZM253 129H255V127L253 128ZM1 130H3V132L1 131ZM13 130H16L15 132L13 131ZM19 130V131H18ZM23 130V132L21 133L20 131H22ZM28 130V133L26 132ZM30 130H33V131H30ZM35 130V131H34ZM39 130V131H38ZM47 132V133H49V134H47V133H43V132H45V131ZM75 130V131H74ZM104 130V131H103ZM110 130V131H109ZM122 130H124V131H122ZM138 132H137V131ZM143 130V131H142ZM147 130L148 131H150V133L147 135ZM153 130H155V131H153ZM234 130H232L233 132H234ZM252 130V129H251ZM7 131V132H6ZM10 131L12 132V133H10ZM38 131V132H37ZM50 131H51V133H50ZM61 131V132H60ZM67 131V132H66ZM69 131V132H68ZM121 131V132H120ZM127 131V132H126ZM139 131H141V133L142 134H140V132ZM152 131V132H151ZM161 131H163V133H164V135H172V138L170 137V139H173L175 136L177 137V140H179V139H181V137L183 136L184 138H182L180 141H176V138H174L173 139V141H172V143H170L169 142V145L167 144L166 145V143H168V141L167 140H169V139H164V137L165 136H163V134L160 132ZM242 131H243V134H242ZM20 132V133H19ZM113 132V134H111ZM117 134H119V135H117ZM124 132V133H123ZM128 132H130V134L131 133H133V134H129ZM145 132V133H144ZM159 134H158V133ZM193 132V133H192ZM220 132V133H219ZM2 133H5V134H2ZM9 133V134H8ZM17 134V135H15V136H13L14 134ZM19 133V134H18ZM27 133V134H26ZM30 133V134H29ZM60 133V134H59ZM74 133V134H73ZM85 133V134H84ZM93 133V134H92ZM136 133H138V134H136ZM181 133V132H180ZM187 133V134H186ZM188 133H191V134H188ZM236 133H238V134H236ZM248 133V134H247ZM251 133H252V131H251ZM8 134V135H7ZM24 134H26V136L24 135ZM38 134V135H37ZM42 136H41V135ZM45 134V135H44ZM53 134V135H52ZM82 134V136H80ZM89 134L91 135H93V136H95V137H92L91 136V138L89 137ZM114 134H116L118 137H116V135H115V137H114ZM126 134V135H125ZM127 134H128V136H127ZM134 134H135V136H134ZM142 136L141 138L140 137H138V136H140V135ZM152 134L154 135V136H152ZM160 134H161V137L164 139L163 141H162V143L166 140V142L164 143V144H162L163 146H165L166 148H164L163 146H158V145H160L158 142H156V141H152L153 140V138L156 136V135H158L159 137H157V138H160ZM179 134V135H178ZM194 134H196V136L194 135ZM215 134V135H214ZM225 134H227L226 136H225ZM254 134H256V133H254ZM20 135V136H19ZM27 135H31V136H27ZM59 135V136H58ZM123 135V136H122ZM180 135H182V136H180ZM186 135H188V136H191L192 138V140H190V137H185ZM234 135V136H235ZM242 137H241V136ZM244 135V136H243ZM21 136L22 137H24L25 136V138H21ZM32 136H34L33 137V139H32ZM36 136V137H35ZM73 136H74V138H73ZM81 138H80V137ZM109 136H111V137H109ZM113 136V137H112ZM152 138V140H150V137ZM174 136V137H173ZM180 136V137H179ZM215 136V137H214ZM218 136V137H217ZM224 137V139H223V137ZM236 136L235 137H233L232 139H234V140H230L229 142H227V143H229L231 146H232V148L234 149V147L236 146V144L237 143H239L240 142V144L243 142H241V140L239 141L238 140V142L236 143V141L235 140H237V139H235L236 138ZM9 137V138H8ZM14 137V138H13ZM27 137V138H26ZM45 137H47V138H45ZM52 137V138H51ZM68 137H69V139H70V137H71V139L69 140L68 139ZM97 137V138H96ZM119 137L120 138H122V139H119ZM149 137V138H148ZM167 138L169 137V136H166ZM179 137V138H178ZM196 137H198V138H200V139H197L195 142H194V140H195V138ZM203 137V138H202ZM38 138V139H37ZM41 138V139H40ZM57 138H59L58 140H57ZM64 138V139H63ZM66 138H67V140H66ZM80 138V139H79ZM84 138V139H83ZM89 138V139H88ZM106 138H108L107 140H105ZM117 138V140L118 141H120V142H117V140H115ZM161 138V139H162ZM186 138H187V141H184V140H186ZM6 139V140H5ZM9 139H12V140H9ZM19 139V140H18ZM21 139V140H20ZM25 139L29 142V146H28V142L27 141H25ZM30 139V140H29ZM37 139V140H36ZM43 139H44V141H43ZM46 139V140H45ZM83 139V140H82ZM90 139H92V141L90 140ZM102 139V140H101ZM104 139V140H103ZM126 139V140H125ZM137 139V140H136ZM140 139V141H138ZM144 139V140H143ZM161 139H159V140H161ZM194 139V140H193ZM203 139V140H202ZM215 139H217V140H215ZM11 142L12 141V143H11V145H10V143L8 142ZM32 140H34V143L35 144H37L38 146H35L34 145V143H32ZM39 140V141H38ZM40 140H41V142H40ZM49 140V141H48ZM65 140H66V142H65ZM109 140V141H108ZM112 140V141H111ZM146 140V141H145ZM200 140V141H199ZM207 140V141H206ZM222 140V143L220 142ZM224 140V141H223ZM36 141V142H35ZM38 141V142H37ZM50 141L52 142V143H50ZM59 141V142H58ZM61 141H64V143H63V145L65 146H63L62 145V142ZM79 143H77V142ZM79 141H82V143H80ZM84 141H86V142H84ZM88 141H90V142H88ZM94 141V142H93ZM101 141V142H100ZM105 141V142H104ZM132 141H135V142H132ZM144 141H145V143H144ZM171 141V140H170ZM184 141V142H183ZM204 141V142H203ZM206 141V142H205ZM210 141V142H209ZM212 141V142H211ZM216 141V142H215ZM232 141H234V142H232ZM18 142V144H16ZM23 142H25V143H23ZM43 142H45V143H43ZM54 142H56V143H54ZM68 142H70V143H68ZM74 142H76V143H74ZM93 142V143H92ZM100 142V143H99ZM122 142H123V146H122ZM128 144H127V143ZM137 142V143H136ZM152 142H154V144H152V145H154L153 147H152V145L150 146L149 144ZM158 144L157 146L155 145L156 143ZM197 142V143H196ZM199 142V143H198ZM209 142V143H208ZM213 142H214V145H212L213 144ZM232 142V143H231ZM245 142V141H244ZM243 142V143H244ZM39 143V144H38ZM48 143V144H47ZM50 143V144H49ZM55 145H54V144ZM57 143H59V144H57ZM61 143V144H60ZM73 143V145H71ZM87 143V144H86ZM89 143V144H88ZM97 143V144H96ZM99 143V144H98ZM105 144V146L103 145V144ZM107 143V144H106ZM109 143H110V146H109ZM126 143V144H125ZM129 143H130V145H129ZM133 143V144H132ZM136 143V144H135ZM174 143V144H173ZM192 143H194V144H196V145H194V144H192ZM224 143H226V142H224ZM222 144V146L223 145H225L224 147H225V149L227 148V147H229V148H231V146H229V145H227V143L226 144ZM233 143H235V144H233ZM6 144H9L10 146H12L11 148H10V146L9 145H6ZM22 144V145H21ZM32 144V145H31ZM44 144H46L47 145V147L48 148H45L46 147V145H44ZM61 146V147H59L60 148V150H59V148H58V146ZM71 146H70V145ZM79 145L78 147L76 146V145ZM80 144H83V146L82 145H80ZM100 144H101V147H99L100 146ZM116 145V146H114V145ZM118 144V145H117ZM132 144V145H131ZM142 144V145H141ZM144 144V145H143ZM179 144V145H180ZM191 144V145H190ZM198 144V145H197ZM220 144H218V145H220ZM233 144V145H232ZM239 144V145H240ZM245 144V143H244ZM243 144V145H244ZM6 145V146H5ZM16 145L17 146H19V147H16ZM24 145V146H23ZM26 145V146H25ZM42 147L43 145V147H42V151H40V152H36L35 154H34V151H37L38 150V148H39V150L41 149L40 148V146ZM49 145V146H48ZM50 145H52V146H50ZM54 145V146H53ZM67 145V146H66ZM74 145L76 146V149H73V147H74ZM95 145H96V147H95ZM104 147H103V146ZM107 145H108V147H111V148H108L107 147ZM120 145V146H119ZM128 145V146H127ZM138 145V146H137ZM141 145V146H140ZM212 145V146H211ZM235 145V146H234ZM10 148V150H11V152L8 150L9 148ZM34 148H37L36 150H33L32 151V149H34ZM56 146H57V148H56ZM122 146V147H121ZM130 146H134V147H136V148H134L133 147V149H132V147L130 148ZM156 146V147H155ZM167 146H169V148H171L170 150H168L169 148L167 147ZM201 146V147H202ZM14 147H16L17 149L15 150V149H12V148H14ZM25 148L24 149V151H25V153H26V147H27V149L30 147V150L28 151V152H30L29 154H27L26 156L24 155V151H23V148ZM32 147V148H31ZM50 147L54 150H52V149H50ZM53 147H55L56 149H58L59 151H60V153H58L59 151L58 150H55V148H53ZM70 147H72V148H70ZM94 147V148H93ZM103 147V148H102ZM107 148L108 150H110V151H108L107 149H105L104 150V148ZM112 147H114V149L112 148ZM126 147V148H125ZM6 148V149H5ZM43 148H45V150H43ZM61 148H62V150H61ZM64 148V149H63ZM67 148V149H66ZM75 148V147H74ZM77 148H79L78 149V152L80 151V152H82L83 153V158H85V155H88L89 156V158H91V159H88V158H85V160H83V158L80 160V158L82 157V154L81 153H78L77 152ZM92 148V149H91ZM101 148V149H100ZM137 148H140L141 150H144V152H142L140 149H138L139 150V152H138V150H137ZM155 148V149H154ZM158 148V149H157ZM163 148V149H162ZM229 148L226 150V154L227 155H229V156H227V157H230L231 155L230 154H232L231 152H230V154H229V152H228V150H229ZM3 149V150H2ZM18 149H20V150H18ZM48 149H49V151H48ZM69 149H73L74 151H72V150H69ZM96 149H97V151H96ZM102 149L104 150V151H102ZM113 151H112V150ZM116 149H118V150H116ZM120 149V150H119ZM125 149V150H124ZM132 149V150H131ZM146 149V150H145ZM157 149V150H156ZM232 149V150H233ZM235 149H236V147H235ZM21 150H22V152H21ZM65 150H67V152L69 153V152H71L69 155L67 154V152L65 151ZM76 150V151H75ZM92 150H94V152L92 151ZM98 150H100V151H98ZM106 150H107V152H106ZM131 150V151H130ZM137 150V151H136ZM13 151H14V153H13ZM16 151V152H15ZM43 151H45V152H43ZM48 151V152H47ZM55 151H58V152H55ZM63 152V154L65 155V153L68 155V156H64L63 154H62V152ZM118 153H120L119 155L117 154V152ZM127 151V152H126ZM231 151V150H230ZM234 151V150H233ZM232 151V152H233ZM3 152V153H2ZM4 152H7L6 154H4ZM33 152V154H34V157H32V158H39V156H40V160L38 161V159H35L36 160V162L34 161V160H32L31 159V157L30 156H33V154H31ZM43 152V153H42ZM74 152V153H73ZM77 152V153H76ZM94 154H93V153ZM100 152V153H99ZM116 152V153H115ZM123 152H124V154H123ZM130 152V153H129ZM135 152V153H134ZM157 152V154H159ZM169 152V153H168ZM172 152V153H171ZM177 153H178V151H176ZM11 153V154H10ZM15 153H16V156H17V158H16V156H15V158H14V155H15ZM19 153V154H18ZM38 153H42L41 155L39 154L38 155ZM45 153H47L49 156H47V154H46V156L44 157L43 156V154L45 155ZM50 153V154H49ZM58 155H56V154ZM74 154L75 155V153L76 154H79V158H78V156L77 155H75L76 156V158H78L79 160L77 161L76 160V158L74 157V156H72L73 158H74V162H75V164H73L74 162H71V154ZM86 153V154H85ZM88 153V154H87ZM101 153L103 154V155H101ZM106 153V154H105ZM112 153H114V154H112ZM128 154L127 156H126V154ZM133 153H134V155H133ZM161 153H163L164 155H165V152H161ZM180 153H182V152H180ZM179 153V154H180ZM8 154H10V156H12L13 155V158L12 157H10ZM37 154V155H36ZM60 154V155H59ZM80 154H81V156H80ZM176 154V153H175ZM174 154V155H175ZM214 153H211V155H213ZM216 154L217 153H215V155H213V157L211 156V158H213L214 160H216L217 161V159H218V157L217 156H220L219 155V153H218V155L216 156ZM226 154H221V156H225L226 157ZM6 155H8L7 157H9V158H7L6 157ZM18 155L20 156V157H18ZM25 156V157H23L24 158V160H23V158H22V156ZM35 155L37 156V157H35ZM51 155H53V156H51ZM55 155V156H54ZM99 155V156H98ZM143 155V156H142ZM162 155V154H161ZM168 155V156H169ZM184 155V154H183ZM202 155H203V153H200L198 156L196 155L194 158H196V159H202V158H204V157H202ZM205 155V154H204ZM208 155H209V153H208ZM208 155H206V159H208V161H209V159H211L210 158V156H208ZM4 156V157H3ZM61 157V159H59L60 157ZM186 156H188V154L186 155ZM200 156V157H199ZM217 157V159H216V157ZM47 157V158H46ZM50 158V160H48L49 158ZM56 157V158H55ZM57 157H59V158H57ZM69 157V158H68ZM87 157V156H86ZM117 157V158H116ZM147 157V158H146ZM209 157V158H208ZM222 157V158H223ZM224 157V158H225ZM7 158V159H6ZM18 158H21L20 159V161H18ZM27 158H29V159H31V160H29V159H27ZM55 158V159H54ZM63 158H65V162H64V159ZM66 158H68V159H66ZM109 158V159H108ZM123 158V159H124ZM131 158V159H132ZM135 158V159H136ZM169 159H171V157H168ZM221 158V159H222ZM1 159H0V161H1ZM11 159V160H10ZM17 159V160H16ZM45 159V160H44ZM56 159L58 160V162H62V165L61 164H59V166H57L58 164V162H56ZM86 159L89 161H86ZM174 159V158H173ZM176 159V158H175ZM200 159V160H201ZM212 159V160H213ZM226 159V158H225ZM10 160V161H9ZM14 160H16L17 161V163H15L14 162ZM28 160V161H27ZM55 160V161H54ZM67 160H68V162H67ZM93 160V159H92ZM114 160H112V161H114ZM137 160V159H136ZM150 160V161H149ZM212 160H210L208 163H209V165H207V164H205L204 163V166H202L203 165V163H198L199 165H195V166H193V165H186L187 167H189V168H197V169H199L200 167H202L201 168V170L203 169V168H205V169H203L202 171H204V173H208L209 171H211V172H213V174L211 173V172H209V174L211 173L212 175H214V174H216L215 172H217V174L214 176V180H216L215 182L216 183H218L220 180H222V181H220L219 183L221 184H219L218 183V185H216V183L214 184L215 185V187L216 186H218V189L220 188V192H222V189L224 190V193H226L227 192V194L229 193L231 196L230 197H228L229 195H227V197L228 198H231L232 196L233 197H235V195L237 196L239 193L241 194V193H244V190H245V185H244V182H246V181H248V179H251V177H247V176H249V175H246V177H245V175L241 172V175H243V176H241V175H239L238 174V172H236L237 171V169L235 168V167H230L229 165V167L231 168V171H232V173L230 172V170H229V172H230V176L229 175H226L225 176V174H227V170L228 169H230V168H225V167H221V166H219L220 168L218 169V167H216V166H214V168L213 167H211L212 165H210V163H211V161ZM214 160H213V162H214ZM21 161H23L22 163H21ZM33 161V162H32ZM38 161V162H37ZM53 161V162H52ZM69 161H70V163H69ZM73 161V160H72ZM80 161V162H79ZM85 161L87 162V163H85ZM90 161H91V163H90ZM115 161V162H116ZM121 161V160H120ZM201 161H204L205 162V158H204V160H201ZM219 161V160H218ZM221 161V160H220ZM10 162V163H9ZM11 162H12V164H11ZM27 162H29L30 163V165L27 163ZM45 162V164H46V166H45V164H43ZM50 162H52V164L50 163ZM65 163V165H66V167H65V165H64V163ZM134 162H135V160H134ZM164 162V163H163ZM9 163V164H8ZM21 163V164H20ZM25 163V164H24ZM27 163V164H26ZM34 163V164H33ZM37 163H42L44 166H42V164H37ZM55 163H56V165H55ZM67 163H69L70 164V166L68 167V164ZM90 165H89V164ZM96 163V164H95ZM100 163V164H99ZM103 163V164H102ZM137 163H140V161L139 162H137ZM144 163H146V162H144ZM170 163V164H169ZM8 164V165H7ZM13 166V168L16 166V165H13V164H17V168L15 169H13V168H10L11 167V165ZM81 164V165H80ZM94 164H95V166H94ZM98 164H99V166H98ZM112 164V163H111ZM153 164V165H154ZM7 165V166H6ZM19 165V166H18ZM22 165H23V167H22ZM27 165H29V166H27ZM33 165V166H32ZM50 165V166H49ZM80 165V166H79ZM92 165H93V168H91V169H89L88 168V166L90 167H92ZM153 165H151V166H153ZM157 165V164H156ZM217 165V164H216ZM226 165V164H225ZM26 166V167H25ZM48 166V167H47ZM51 166H53V167H51ZM55 166H57V167H62V169H64L65 171H63L62 169H60L59 170V168H56ZM63 166H64V168H63ZM71 166H73V167H71ZM77 166V167H76ZM80 168H79V167ZM84 166H86V168H84ZM97 166V167H96ZM108 166V167H107ZM157 166V167H158ZM167 166V165H166ZM199 166V167H198ZM243 169H245L246 170V168H245V165L244 166H242V164L240 165ZM19 167H21V168H24L23 170H26L25 171V174H24V171L23 170H21V168H19ZM30 167V168H29ZM33 167H35V169L33 168ZM38 167V168H37ZM43 168V169H41V168ZM44 167H46V168H44ZM82 167H83V169H82ZM100 167V168H99ZM154 167V166H153ZM156 167V166H155ZM227 167V166H226ZM28 170H27V169ZM40 168V169H39ZM49 170H48V169ZM52 168H53V170H52ZM65 168H67V169H65ZM68 168H70V170L68 169ZM74 168H75V170H74ZM79 168V169H78ZM209 168H211V169H209ZM213 168V169H212ZM216 168V169H215ZM225 168V169H224ZM4 169H6V171L8 170H10V169H12V171H13V174H11L12 173V171H11V173L9 174V172L8 173H6V171L4 170ZM30 169H33V171L34 172H32V170H30ZM39 169V170H38ZM46 169V170H45ZM52 171H51V170ZM73 171H72V170ZM82 169V171L83 172H81V171H79V170H81ZM85 169H86V171H92V172H94V173H88V172H86L85 171ZM89 169V170H88ZM98 169H100V170H98ZM218 169V170H217ZM222 169V170H221ZM236 169V170H235ZM18 170V171H17ZM20 170H21V173H19L20 172ZM30 170V171H29ZM38 170V171H37ZM40 170H42V174L40 173L41 171ZM56 170V171H55ZM59 170V171H58ZM96 170V171H95ZM207 170V171H206ZM219 170H221V171H219ZM225 170V171H224ZM233 170H235L234 172H233ZM15 171V172H14ZM28 171H29V173H28ZM47 171V172H46ZM51 171V172H50ZM63 173H62V172ZM69 173H68V172ZM72 171V172H71ZM74 171H76V174H77V172H78V174L77 175H75V176H72V175H74L75 173H73ZM85 171V172H84ZM97 171H102V174L100 173V172H97ZM105 171V172H104ZM116 171H118V170H113V173L115 172V174H113L112 173V170H111V173L110 174H112V175H110L109 173V176H112L113 177V175H115L116 176V174H117V172ZM120 171V170H119ZM122 171V172H121ZM120 172H121V174L118 172V175H122L123 176V174H124V172L126 171V172H129L130 170H121ZM148 172H149V169L147 170ZM150 171H152L151 169H150ZM155 171V170H154ZM153 171V172H154ZM206 171V172H205ZM222 171L224 172V173H222ZM227 171V172H226ZM31 172V173H30ZM48 173L49 174V176L50 177H48V174H46V173ZM55 174V175H53V173ZM99 173V175L98 174H96V173ZM104 172V173H103ZM126 172H125V174H126ZM145 172V171H144ZM220 172V173H219ZM228 172V173H229ZM236 172V173H235ZM244 173H246L245 171H243ZM5 173H6V175H5ZM31 174V176H35L36 174H38V175H36V177H31V176H29V175H26V174ZM67 175V173H68V175L66 176V178H62V176H64L65 174ZM71 173H72V175H71ZM82 173L85 175V173H87L86 175H85V179H84V176L82 175ZM123 173V174H122ZM132 173L133 174H135V172L134 171H132ZM136 173H138L137 175H141V176H139V177H145V175H142L141 173L142 172H136ZM145 173H147V172H145ZM145 173H143V174H145ZM152 173V172H151ZM151 173L149 172L148 173V175H149V177L146 175V177L145 178H147V179H149V181L147 180V179H145V178H143L144 180H145V182H143L144 180L143 179H137V175H135V178L137 179H135L134 178V176H132V174H131V172H130V176H129V173L128 174H126V175H124L126 178L129 176L130 177V179H131V177H133L130 181L131 182H133V181H135L134 182V184H135V186H136V184L137 183H139V184H137V186H139V187H141L142 188V190L140 191V189H139V191L141 192V193H144V197L143 198H146V200H144V202H145V204H147L148 206V210L147 211H150L151 212V210L153 209V207H155L156 208V206H157V203H156V201H154V206H153V203H151V202H153L151 199H154L155 200V198H153L154 196L156 197V196H158V194H156V193H158V192H156V191H152L150 188H152L154 185H156V184H158V183H160L159 185H160V187L163 189V187H164V185L162 184V183H164V184H168V182H169V185L172 183V186L171 187H173V184H174V189H176L177 188V190L179 191V189H180V187H181V189L182 190H180V191H184L183 190V188L185 189V194L187 193L186 192V190H188L189 188H187V186L186 185H182L183 184V182H179L178 180V177L177 176H172V178H168V177H170V175L169 176H167V177H165V178H168L166 181L164 180V178H163V180H159V179H162L159 175V177L158 176H156L155 174V176L152 174L151 175ZM154 173H156V171L154 172ZM218 173H219V175H218ZM233 173H235L234 175H233ZM3 174V175H2ZM18 174H20V175H18ZM33 174V175H32ZM58 174V175H57ZM61 174H63V175H61ZM71 176H70V175ZM93 174H95V175H93ZM108 174H107V176H108ZM157 174V173H156ZM210 174V175H211ZM224 174V175H223ZM238 174V175H237ZM10 176V178H7V176ZM13 175V176H12ZM18 176V178L19 177H21V178H19V180L17 179V176ZM22 175V176H21ZM28 176V177H26V176ZM51 175H53L55 178L53 179V177H52V181H51ZM80 175V176H79ZM83 177H82V176ZM88 175V176H87ZM90 175H92L91 176V178H90ZM128 175V176H127ZM173 175V174H172ZM234 176V177H232V176ZM2 176H4V178L2 177ZM8 176V177H9ZM15 176V177H14ZM40 176H47L46 177V180H45V177H43L42 179H39V177ZM70 176V177H69ZM86 176H87V178H86ZM96 178H95V177ZM97 176L99 177V178H97ZM108 176V177H109ZM151 176H153V177H151ZM222 176V177H221ZM228 176V177H227ZM60 177V178H59ZM65 177V176H64ZM70 179H72V180H70ZM72 177V178H71ZM75 177V178H74ZM77 177H82V181H80V178H77ZM94 179H93V178ZM150 177H151V179H153L152 181H150ZM156 177H158L157 178V180L159 181L158 183L156 182L157 180H155V182L156 183H154V179L156 178ZM224 177H225V181H224ZM231 177V178H230ZM15 178L17 179V180H15ZM23 178H25L24 180H23ZM29 178H30V180H29ZM31 178H32V180H33V182H32V180H31ZM59 178V179H58ZM62 178V179H61ZM73 178H74V180H73ZM77 178V179H76ZM89 178V182H87V179ZM114 179H115V177H113ZM174 178V179H173ZM175 178H177V179H175ZM216 178V179H215ZM226 178H228V180L226 179ZM232 178H235L237 181L235 182L234 181V179H232ZM238 178L240 179V180H242V181H244L245 179H246V181H244L243 182V185L244 186H241L240 185V183L242 182H240L239 180H238ZM2 179H4L5 181H2ZM6 179H7V181H6ZM12 179L14 180L13 182V185H12ZM36 181H35V180ZM49 179V180H48ZM65 179V180H64ZM70 180V182H69V180ZM75 179H76V181H75ZM84 179V180H83ZM96 179L98 180V181H96ZM114 179H112L113 181H112V183L113 182H115V183H111V185H113V186H115V184L117 183L116 181H114ZM173 179V180H172ZM233 180V181H231V180ZM20 180H22L21 182H23V183H21L20 182ZM29 180V181H31L32 183H36L38 180L40 181V180H44V181H46V183L44 182V181H40L41 182V185H40V183H37L36 185L35 184H33L32 185V183H29V181H28V186L26 187V185L25 184H27V181ZM54 180H58V181H61L62 182V180H63V182L61 183V182H57V181H54ZM77 180H78V182H77ZM86 180V181H85ZM92 180V181H91ZM116 180V179H115ZM172 180V181H171ZM175 180H177L176 182H178L179 183V185H180V183H181V185L180 186H178V184L175 182ZM219 180V181H218ZM9 181V182H8ZM26 183H25V182ZM49 181V182H48ZM65 181L66 182H68L69 184H73V183H75V188L74 187H72V186H70V187H68V186H65L64 188H66L67 187V189H66V191H67V193L69 192V191H71V192H73L74 191V189H76V188H78L77 190H79V191H77L76 190V192L74 191L72 194L73 195H75V193L76 194H78L77 192H79V194H83V193H81V192H84V196L83 195H80V196H83L84 198H82V197H79V198H82V199H80L79 201H78V199L75 197L74 198V196H72V194L69 196V197H72V201H71V204H73L75 201H73V198L74 199H77V201H76V204L74 203L73 205H71V206H69L70 204H67V201H68V196H67V194L65 195L64 194V192L66 193V191L63 189V186H64V184H66L65 183ZM86 182V183H82V182ZM94 181V182H93ZM95 181H96V183H95ZM137 181H139V182H137ZM174 181V182H173ZM180 181H181V179H180ZM226 181H229V182H227V184H226ZM11 182V185L10 184H8V183H10ZM53 182V183H52ZM95 184H93V183ZM145 183V184H143L142 185V183ZM147 182V183H146ZM150 182H151V184H152V182L154 183V185L152 186V187H150L151 186V184H150ZM171 182V183H170ZM238 182H240V183H238ZM16 183V184H15ZM20 184V186L21 187H19V188H17L18 187V185ZM42 183H43V186H42ZM45 183V184H44ZM49 183V184H48ZM56 183H57V185H56ZM60 183H61V185H63V186H61L60 185ZM67 183V184H68ZM78 185H77V184ZM80 183V184H79ZM90 184V186L93 188H91L90 186H87V188H86V185H88V184ZM92 183V184H91ZM177 184V186H176V184ZM232 183V185H230ZM235 183V184H234ZM237 183V184H236ZM248 183H251V184H253L252 183V181L250 180ZM15 184V185H14ZM18 184V185H17ZM25 185V187L23 186V185ZM30 184V185H29ZM84 186H83V185ZM147 184H150V185H148L147 186ZM161 184H162V186H161ZM227 185V186H225V185ZM245 184H247V182L245 183ZM249 185V186H247L246 185V191H250L251 189L253 190V189H255L256 187H255V183L253 184V185ZM16 185H17V187H16ZM46 185H47V187H46ZM49 185H52V187L50 186V187H48ZM141 185V186H140ZM159 185H158V187H156V186H154V187H156V188H159L160 189V187H159ZM231 187H229V186ZM237 187H239L238 189H235V187L236 186ZM15 186V187H14ZM29 186H31V188H28ZM33 186V187H32ZM36 186V187H35ZM55 186V187H54ZM59 186H61V191L59 190ZM81 186H83L81 189H80V187ZM113 186H111L112 188H113ZM119 186V185H118ZM118 186H117V184H116V188H117V190L119 189L120 191H124V188L122 187V190H121V188L119 187L118 188ZM143 186H146L147 187V189H148V187H149V190H145L144 188H146V187H143ZM183 186H185V187H183ZM222 186L224 187V188H222ZM234 186V187H233ZM241 186V187H240ZM3 187V188H2ZM5 187H7L6 188V190L4 189ZM10 187H13V189H11ZM38 187H39V189L41 188V192H39V189H38ZM54 187V188H53ZM84 187H85V189H84ZM90 187V188H89ZM208 187V186H207ZM211 187H213V186H211ZM226 187V188H225ZM236 187V188H237ZM244 188V190H243V192H239L240 190L242 191V189ZM251 188V189H249V188ZM253 187V188H252ZM10 188V189H9ZM16 188H17V193H18V191L20 192V188H22V190L23 191H21V193L23 192V193H25V190L27 191V190H29V192H28V195L30 196V197H32V198H30L29 196H27L26 195V193L25 194H21V193H16L14 190H16ZM28 188V189H27ZM35 188V189H34ZM47 188H48V190H47ZM49 188H53V190L54 189H56L57 190V188H58V190H57V192H56V190H54L55 192H53V190H49ZM69 188V189H68ZM115 187H114V189H116ZM154 189V188H152L153 190H157V189ZM172 188V191H176V190H174ZM230 188V189H229ZM248 188V189H247ZM30 189H32L31 191H30ZM48 191L49 193H50V195H53V194H57L56 196H57V199H56V197L55 196H52V197H50V195H49V193L47 192V195H49V196H47V195H45L46 194V191ZM71 189V190H70ZM87 189V190H86ZM92 189V191H91V194H89V197H88V192L90 191ZM158 189V190H159ZM206 189V188H205ZM203 190V192H204V194L203 195H206L205 194V192L209 195L210 194V192L208 191V190H210L209 188H208V190L206 189V190ZM228 189V191H226ZM239 190V191H235V190ZM3 190H5V191H3ZM11 190H12V192H15V193H12L11 192ZM33 190H35L34 191V194H32L31 195V192L33 191ZM36 190H37V192H38V194H37V192H36ZM64 190V191H63ZM73 190V191H72ZM81 190V191H80ZM144 190H145V192L147 191L148 193L150 192V193H152V194H154L153 192H155V194L154 195H152V194H148V193H145L144 192ZM231 190H233V192L231 191ZM251 190V191H252ZM8 191V192H7ZM43 191H44V194H43ZM51 191V192H50ZM61 192L62 194H63V196L65 195L67 198H60V196H59V194H58V192ZM63 191V192H62ZM96 191H97V189H96ZM119 191V192H120ZM123 191H122V193H123ZM178 191H177V193H178ZM211 191V190H210ZM5 192V194H3ZM35 192H36V194H35ZM70 192V193H71ZM95 192V193H94ZM114 194L115 195H117V197L118 198H116V200H123V198H121V194L119 193V196H118V194H116V190H114ZM139 192V195L141 194ZM183 192V193H184ZM188 192H189V190H188ZM219 192V194L220 195H222V193H220ZM238 194H237V193ZM53 193V194H52ZM86 193V194H85ZM90 193V192H89ZM93 193V194H92ZM98 193V192H97ZM176 193V194H177ZM181 192H179L178 194H180ZM189 193H192V192H189ZM189 193H187V195L189 196V197H191L190 196V194ZM234 193V194H233ZM246 193V192H245ZM7 194V195H6ZM11 194L13 195V194H16L15 196L16 197H18L17 199H19V201L15 198V196L13 195V197L11 196ZM62 194H60V195H62ZM96 194V195H95ZM124 194V193H123ZM122 194V196L123 197H125L124 195ZM147 194V196L145 197V195ZM177 194V195H178ZM185 194H183V196L185 195ZM233 194V195H232ZM3 195V196H2ZM8 195H10L9 197H8ZM22 195V196H21ZM24 195V196H23ZM33 195H35V197L33 196ZM40 195V196H39ZM43 195V196H42ZM46 196V198L48 199V201H47V199L45 198V196ZM69 195V194H68ZM87 195V196H86ZM114 195V196H115ZM138 194H137V196H139ZM143 195V194H142ZM149 195H151V196H153V197H151V196H149ZM192 195H193V193H192ZM27 196V198H25ZM59 196V197H58ZM62 196V197H63ZM64 196V197H65ZM90 196H91V198H90ZM178 196H180V195H178ZM182 196V195H181ZM188 196H184L181 200L182 201H184V199L186 200V199H188L189 197ZM7 197V198H6ZM35 199H34V198ZM134 197V196H133ZM204 197H206V196H204ZM223 197H224V194H223ZM226 197V196H225ZM226 197V198H227ZM5 198V199H4ZM11 198V199H10ZM52 198H55V199H52ZM58 198H60V200H58ZM88 198L90 199V200H88ZM126 198V197H125ZM138 198V197H137ZM149 198H151V199H149ZM176 198H178L177 196H176ZM11 201H10V200ZM17 201H16V200ZM24 199H25V201H24ZM29 199V200H28ZM52 199V201H50ZM65 200L64 202H63V200ZM127 199V198H126ZM126 199H124L123 200V202L126 200ZM134 199V198H133ZM135 199H136V197H135ZM147 199H149V202H148V200ZM190 199V198H189ZM14 200V201H13ZM29 201L28 203H27V201ZM32 200V201H31ZM34 200V201H33ZM177 200H180V197L177 199ZM10 201V202H9ZM22 201H24V202H22ZM37 201V202H36ZM44 201V202H43ZM59 202V203H56V202ZM90 201V202H89ZM4 202V203H3ZM19 202V203H18ZM33 202V203H32ZM35 202V203H34ZM38 202H40L39 203V206L41 205V208H39V206L37 205L38 204ZM43 202V203H42ZM48 202H50V203H48ZM60 202H63L65 205H68V207H65L64 205H61L60 206ZM69 202V201H68ZM73 202V203H72ZM77 202H80V203H78V204H81V202H82V204H81V209H79V208H77L78 210H84V211H87V213L90 215V217H89V215L87 214V213H85L83 210V213L82 212H79L80 214L82 213V215H80L79 213H78V215L79 216H81V217H79V219L76 217V216H78L76 213L74 214V212L77 210H75V211H72V210H74V209H72V207L74 206V205H77ZM88 202H89V204H88ZM93 202V203H92ZM126 202V201H125ZM178 202V201H177ZM3 203V204H2ZM6 203V204H5ZM14 203V204H13ZM17 203V204H16ZM22 205H21V204ZM44 203H45V205H44ZM47 203H48V205H47ZM53 203V204H52ZM91 203V204H90ZM179 203V202H178ZM178 203H177V206H178V208H176L175 207V203H171L172 204V207H170L169 206V208H172L171 210H169V208L168 207H166V206H163V204H162V207H161V205H159L160 206V208H162V210L160 211V212H158L157 213V211H155V210H160V208H159V206L156 208V209H154V210H152V212L150 213V212H148V213H145L146 215H148L149 213V219H150V217L152 218L151 220H149L148 218H145L146 219V222L144 223V224H146L147 222H148V224H149V222H150V224L152 225L153 224V226H150L151 228L152 227H155L154 226V223H155V225H156V227L157 228H153V229H151L150 227H147V225L145 226V225H142L143 224V222H144V219H140L141 217H140V214L138 213V216H136L135 214H131V216L132 215H134L133 217H131L132 218V220H134V222L138 225L139 224V221L140 220H142V221H140V223L142 222V224H139V225H141L142 227H146L147 228V230L148 229H151V231L153 230H155V232L154 233H156L157 232V230H158V232H161V231H167L166 233L164 232L163 234L165 235V234H167L166 236H169V234H170V231H171V229H172V233H174V235L176 234L175 232V229L176 230H178V228L180 227V231L182 232V230H184L183 232L184 233H182V234H185V229H186V225L184 226V224L187 222V220H186V222H185V220H183V221H180V220H182V219H185V216L187 215L186 213L184 214V211L183 210H185L184 208H186V206H184L182 209L180 208V205H178ZM193 203H195V202H193ZM11 204L12 206L14 205V206H17V209L18 210H20V211H18L17 209L15 210V208L16 207H11V205L9 206V205ZM16 204V205H15ZM18 204L19 205H21V206H18ZM25 204H29V206H27L26 208L29 210V211H27L26 210V208H25ZM33 204H35V205H37V206H35V205H33ZM50 204H52V206L50 207L49 205ZM59 204V205H58ZM170 204V205H171ZM44 205V207H42ZM57 205V206H56ZM85 205V206H86ZM91 205V206H92ZM153 206V207H149V206ZM168 205V204H167ZM197 205V207H198V209H197V207H195ZM199 205V206H198ZM203 205V204H202ZM202 205H200V203H196V204H194V206L192 205V202H191V205L190 206H192V210L190 209V206H187V208L189 209V212H194V214H193V212H192V214L193 215H196L197 216V212H199V211H197V210H199V207H200V211H202L205 215H208L209 213H210V209H209V205H208V211H207V209L205 208V211L204 210H201V208L202 207H205V206H202ZM205 205V204H204ZM47 208H46V207ZM64 206V207H63ZM78 206V205H77ZM202 206V207H201ZM5 207V208H4ZM8 209H7V208ZM18 207H22L21 209L20 208H18ZM30 207V208H29ZM32 207H33V209H32ZM59 207H60V209H59ZM71 209H70V208ZM146 207V208H147ZM170 211H168L166 208ZM193 207H195L194 209H196L195 211L193 210ZM11 208H13V209H11ZM35 208L37 209H39L38 211H35ZM46 208V209H45ZM53 208H55V209H53ZM68 208L70 209V211L68 210ZM73 208H76L75 206L73 207ZM152 208V209H151ZM159 208V209H158ZM174 208V209H173ZM180 208V210L182 211H180V210H178ZM2 209H3V211H2ZM28 212H26L25 210ZM42 209V210H41ZM52 209V210H51ZM58 211H57V210ZM128 209V208H127ZM168 211H166V210ZM177 211H176V210ZM202 209H204V208H202ZM7 210H8V212H7ZM24 211V212H26V214H28V216L27 215H24L25 213L24 212H22V214L23 215H21V211ZM35 212H33V211ZM48 210V211H47ZM56 210V211H55ZM163 210H165V211H163ZM174 210V211H173ZM187 210V209H186ZM185 210V211H186ZM191 210V211H190ZM5 211V212H4ZM14 211V212H13ZM18 213H17V212ZM30 211H31V213H30ZM40 211V212H39ZM41 211H43V212H41ZM51 211V212H50ZM64 211V212H63ZM131 212L133 211V210H130ZM155 211V212H154ZM178 211H180V212H178ZM7 212V213H6ZM39 212V213H38ZM47 212V213H46ZM63 212V213H62ZM77 212V211H76ZM136 212V211H135ZM154 212V213H153ZM162 212H164V214L162 213ZM174 212V213H173ZM188 212V213H189ZM202 212H201V214H202ZM1 213H5L4 214V216H5V219H4V217H2L3 216V214H1ZM10 213H11V215H10ZM14 213V214H13ZM43 213V214H42ZM49 213V214H48ZM132 213H134V212H132ZM159 213H161L162 214V216H161V214H159ZM168 213V214H167ZM169 213H171V214H169ZM175 215V214H179V213H182L181 215H182V217L181 218H177L178 217V215H173V214ZM206 213H208V214H206ZM16 214V215H15ZM22 216H20V215ZM30 214V215H29ZM38 214V215H37ZM42 214V215H41ZM44 214H45V216H46V219H45V216H44ZM70 214H71V217H70ZM83 214H86V215H83ZM153 214L155 215V216H153ZM157 214V215H156ZM190 214L191 213H189V221L188 222H190V220H192V222H194V224L192 223V225H193V227H195L196 228V225L198 226V231H200V229L201 228H199V225H202V223H200V222H198V224H197V219H193L192 218V216H190ZM201 214H198L199 216L201 215ZM14 215V216H13ZM32 215V216H31ZM34 215V216H33ZM62 215V216H61ZM63 215H65V216H63ZM69 215V216H68ZM75 215V216H74ZM146 215L144 216V217H146ZM150 215H152V216H150ZM166 215V216H165ZM168 215H171V216H169L168 217ZM181 215H179V216H181ZM185 215V216H184ZM26 216L28 217V218H26ZM64 217L65 219L63 220V218H61V217ZM70 217V218H68V217ZM72 216H73V218H77L76 220L75 219H73L72 218ZM85 216V217H84ZM183 216H184V218H183ZM195 216V217H196ZM7 217V218H6ZM20 217V218H19ZM30 217V218H29ZM32 217V218H31ZM34 217H36V218H34ZM48 217V218H47ZM56 218V219H58V220H60V218L62 219V220H60V221H57L56 223L58 224L59 222V224L62 226V223H63V227H60L59 225H57V227L55 226V225H53V224H51V225H49L50 223H47V222H49L50 220H53V218ZM57 217H59V218H57ZM86 217H88V218H86ZM93 217V218H92ZM154 217H156V219L154 218ZM1 218H2V220H1ZM11 219V220H9V223H10V221H11V223L13 224V225H15V226H9V225H11V224H9V223H7L8 222V220L7 219ZM19 218V219H18ZM72 218V219H71ZM81 218V219H80ZM163 218V221L161 220L160 221V219H162ZM171 218V219H170ZM186 218H188V216H186ZM197 218V217H196ZM25 219V220H24ZM40 219V220H39ZM50 219V220H49ZM83 219V220H82ZM87 221V222H83V221H85V220ZM90 219H92V220H90ZM119 219V218H118ZM118 219H117V221L115 222L116 224L119 222H121L123 219H119V221H118ZM138 219H140V220H138ZM148 219V220H147ZM177 219V220H176ZM178 219H179V221H178ZM7 221L6 223H4L5 221ZM15 220V221H14ZM21 220V221H20ZM23 220V221H22ZM27 220H29V221H27ZM31 220H32V223H31ZM36 220H38L37 222H35ZM44 220H46L47 222H45L44 223ZM49 220V221H48ZM55 220V219H54ZM67 221V222H65L64 223V221ZM68 220H70L69 221V223H68ZM72 220H74V223L75 224H73L72 222ZM79 220H81L80 221V224H79V222L78 221ZM164 220H165V222H164ZM169 220V221H168ZM172 220V221H171ZM2 221V222H1ZM18 221V222H17ZM62 221V222H61ZM76 221H77V223H78V225H77V223H76ZM96 221V222H95ZM138 221V222H137ZM151 221H153V222H151ZM157 221H159V222H157ZM20 222V223H19ZM89 222V223H88ZM163 222H164V224H163ZM168 222V223H167ZM181 222V225L179 224ZM3 223V224H2ZM44 223V224H43ZM47 223V224H46ZM55 223V222H54ZM67 223H68V227H67ZM82 223H85V226H84V224L82 225ZM94 223H96V226L94 225ZM118 223V224H119ZM158 223V224H157ZM160 223H162V225L160 224ZM170 223V224H169ZM177 223V224H176ZM200 223V224H199ZM251 223V222H250ZM253 223V222H252ZM256 223V224H255ZM6 224H7V226H6ZM23 224V225H22ZM25 224V225H24ZM30 224H32L33 225V227L34 228H31V226L32 225H30ZM46 224V225H45ZM65 224V225H64ZM135 224V225H136ZM169 226H168V225ZM172 224V225H171ZM176 224V225H175ZM241 224V223H240ZM239 224V225H240ZM242 224H244V223H242ZM241 224V225H242ZM4 227H3V226ZM17 225H19V226H17ZM29 225H30V227H29ZM37 225V226H36ZM70 225H72V227L70 226ZM79 225H81L80 227H79ZM122 225V222L119 224V226H121ZM166 225V226H165ZM175 225V227L173 228L172 226H174ZM177 225H179V227L177 228ZM245 225H247V224H245ZM248 225H249V223H248ZM251 226H252V224H250ZM254 226H256V225H260V228L258 229V230H256V228H258V227H255V229H253L252 227V229L254 230V232L252 231V230H250V231H248L249 229H250V226H246L248 229H246V231H247V233L248 232H250V235H252L253 236V239H254V237H255V239L257 240V242H258V239L257 238H259V242H258V244H257V246H256V249H255V251H254V255H253V257L255 258V260H263L264 261V259H263V257H264V250H262V249H264L263 248V244H264V238L263 239H261L262 240V242H263V244H261V240H260V235H261V232L263 231V226H261L262 224H261V222H259V223H257L256 221H254V224H253ZM9 226V228L10 227H12V229L14 230V231H12V229L10 228V229H8V230H6L7 229V227ZM44 226V227H43ZM51 226V227H50ZM54 226L56 227L55 229H56V233H55V230H53L54 229ZM61 228H59V227ZM76 226H77V228L78 229H80V230H78L77 228H76ZM85 228H84V227ZM96 227V229L94 228V227ZM183 226V227H182ZM20 227V228H19ZM23 227V228H22ZM25 227V228H24ZM30 229H29V228ZM40 227V228H39ZM42 227H43V229H42ZM48 227V229H46ZM70 227V228H69ZM82 227V228H81ZM86 227H88V228H86ZM93 227V228H92ZM162 227H164V228H166L165 230H163L164 228H162ZM167 227H170L171 229H169V228H167ZM201 227V226H200ZM205 226L203 225V227L202 228H204ZM214 227V226H213ZM245 227V226H244ZM245 227V228H246ZM262 227V228H261ZM37 230H36V229ZM53 228V229H52ZM64 228V229H63ZM69 228V231H67V229ZM73 228V229H72ZM101 228V229H100ZM117 228H119L118 230H117ZM158 228H160V229H158ZM182 228V229H181ZM206 228V227H205ZM204 228V229H205ZM215 228H217V226L215 227ZM215 228H213V229H215ZM19 229V230H18ZM39 229L41 230V231H39ZM44 229H45V231H44ZM52 229V230H51ZM58 229H60V230H58ZM76 229H77V231H76ZM87 229H88V231H87ZM107 229V228H106ZM112 229V230H113ZM197 229V228H196ZM204 229H201V231H202V233L204 232ZM223 229H227L226 227L225 228H223ZM244 229V228H243ZM23 232H22V231ZM25 230V231H24ZM72 230V231H71ZM75 230V231H74ZM84 230V231H83ZM91 230V231H90ZM95 230V231H94ZM98 232H97V231ZM112 230H111V232H112ZM118 231V233H116L117 231ZM131 230V229H130ZM174 230V231H173ZM261 232H260V231ZM44 231V232H43ZM51 231V232H50ZM63 231V232H62ZM79 231V232H78ZM82 231V232H81ZM96 232V235H94V234H92L91 235V233L90 232ZM101 231V232H100ZM105 231V233H103ZM146 231V230H145ZM153 231H152V233H153ZM179 231V230H178ZM177 231V232H178ZM179 231V232H180ZM201 231H200V233H201ZM216 231V230H215ZM244 232H245V229L243 230ZM251 231H252V233H251ZM258 231V233H256ZM12 232H14L15 233V235H14V233L12 234ZM49 232L50 233H52V235L54 236V235H56L57 234V232H58V234L57 235H59V236H56L55 238H52L53 239V241H52V239H51V236L52 235H50L49 234ZM70 232H72V233H70ZM86 232V233H85ZM88 232H89V234H88ZM99 232H100V234H99ZM131 232H134V231H132L131 230ZM36 233V234H35ZM45 235H44V234ZM62 233V234H61ZM135 233H137V232H135ZM135 233H133V234H135ZM162 233V232H161ZM246 233V232H245ZM19 234H20V236H19ZM33 234V235H32ZM35 234V235H34ZM64 234V235H63ZM68 236H67V235ZM78 234H80L79 236H77ZM83 234V235H82ZM85 234V235H84ZM88 234V235H87ZM104 234V235H103ZM106 234H107V236H106ZM113 234H114V236H113ZM151 233L149 232V235H150ZM158 234V233H157ZM257 234H260L259 236H257ZM5 235V236H4ZM22 235H24L25 237H27V238H25L24 236H22ZM27 235V236H26ZM30 235V236H29ZM36 235H37V239H35L36 238ZM42 235V236H41ZM50 235V236H49ZM66 235V236H65ZM70 235V236H69ZM93 235H94V237H93ZM149 235H146V236H149ZM152 235H156V234H152ZM161 234L159 233L158 234V236H160ZM256 235V236H255ZM16 236V237H15ZM35 237V238H31V237ZM48 236V237H47ZM73 236H77V237H73ZM83 236V237H82ZM90 236H92V237H90ZM96 236V237H95ZM99 236V237H98ZM104 237V239L106 238V242L108 241V243L109 244H111L112 246L110 247V245H108L105 241L103 242V240H101V239H103V237ZM151 236V235H150ZM150 236H149V238H150ZM176 236V235H175ZM174 236V237H175ZM177 236H179V235H177ZM181 236V235H180ZM183 236V235H182ZM251 236V237H252ZM44 237H46V238H44ZM64 237H68L66 240L64 239ZM88 237V242H87V238ZM109 237V238H108ZM140 239H139V238ZM141 237H142V235H141ZM144 237H145V239H144ZM152 238L151 239H153V236H151ZM157 237V236H156ZM161 237H162V235H161ZM161 237H160V239H161ZM10 238V239H9ZM23 238H24V241H23ZM40 238H42V240L43 239H45V240H43L45 243H41V239ZM70 238H71V241H69L70 240ZM78 239V241H77V239ZM93 238V239H92ZM164 238V237H163ZM176 238V240L175 241H177V239H179V237L177 238V237H175ZM30 239V240H29ZM39 239V240H38ZM50 239V240H49ZM55 239V240H54ZM59 239H57V240H59ZM83 239V240H82ZM85 239V240H84ZM111 239V240H110ZM117 239V240H116ZM151 239H149L150 241H151ZM157 238H155V239H153V240H156ZM159 239V238H158ZM157 239V240H158ZM165 239V242H168L167 240H169L168 238H164ZM183 238H181L180 237V240H182ZM12 240H11V242H12ZM26 240V241H25ZM62 240V241H61ZM65 240V242L69 245L70 243H71V245H66V243L64 242L63 243V241ZM75 240V241H74ZM82 240V241H81ZM90 240V241H89ZM91 240H93V241H91ZM119 240L121 241L120 242V244L118 243L119 242ZM133 241V244H135V245H130L132 248L130 249L129 247V244L130 243H132V241L130 242V243H128L129 241ZM136 240V241H135ZM141 240H143V241H141ZM145 240V241H144ZM149 240H148V242H149ZM192 240V239H191ZM32 243H31V242ZM38 241V242H37ZM50 241V242H49ZM99 241H101L102 242V244H105V245H102L101 244V242H100V244L98 243ZM124 241V242H123ZM134 241L136 242V243H134ZM140 241V242H139ZM170 241V240H169ZM179 241V240H178ZM185 241H187V240H185ZM185 241L184 240H182V242H184L185 243ZM12 242V243H13ZM63 244H62V243ZM76 242V243H75ZM83 242H84V244H83ZM94 242H96V244L98 245L99 244V246L100 245H102V246H100V247H103V248H101L100 249V247H98L97 249H99L100 251V253L98 252H96L95 250V248H96V246L97 245H95V243H94V245H93V243ZM122 242H123V245H122ZM153 242H155V241H153ZM158 241H156V243H157ZM171 242V241H170ZM170 242H168V243H170ZM181 242V241H180ZM188 243H189V245L192 243L193 244V242L191 241V243L189 242V240L187 241ZM187 242L185 243V244H187ZM29 243H31V244H29ZM58 243H61V244H58ZM87 243V244H86ZM113 243H115V244H113ZM126 243V244H125ZM127 243H128V250H126V252L127 251H129L128 253H130L131 255H128V254H125L126 252H125V250H124V245L126 246L127 245ZM172 243V242H171ZM169 244V245H174V244ZM34 244V245H33ZM75 244H78V246L77 245H75ZM81 244H82V246H81ZM86 244V247L85 248H87V249H85L84 248V246L83 245H85ZM92 246H91V245ZM144 244H145V246H144ZM148 244V243H147ZM152 244H154V243H151V245ZM167 244V243H166ZM260 244H261V246H260ZM65 245H66V247H65ZM90 245V246H89ZM114 245V246H113ZM138 245V247H136ZM150 245V244H149ZM168 245V244H167ZM183 246H189L188 244L187 245H184V244H182ZM39 246V247H38ZM76 248H75V247ZM87 246H89V247H87ZM94 246V247H93ZM123 246V251L125 252H123L124 253V255H128L127 257H129V260L126 258V256H124L123 257V260H122V262L121 263H119V261H121V260H119L118 258H121L122 257V255H121V257H118V256H120V254L118 255V253H121V252H117L116 250H117V247H122ZM155 246V245H154ZM172 246H170L171 248H173ZM259 246V247H258ZM28 247V246H27ZM60 247V248H59ZM62 247V248H61ZM71 247V248H70ZM92 247V248H91ZM116 247V248H115ZM127 247V246H126ZM125 247V248H126ZM144 247V248H143ZM135 248V249H134ZM155 250V249H157V251L155 250L154 252H153V249ZM160 248V249H161ZM257 248H258V250H257ZM260 248V249H259ZM39 249V250H38ZM69 249V250H68ZM83 249V250H82ZM92 249L93 251H90V250ZM95 249V250H94ZM122 249V248H121ZM145 249V250H144ZM179 249H180V247H179ZM179 249H177V251L175 252V251H170L169 252V257L167 256L168 255V253H167V255H166V253H164L163 252V254H164V259H165V256H167L166 257V259L165 260H167V258H169V259H171L172 261H173V263L177 260V257L178 256H180L179 257V259L180 258H182L181 256H185L186 255V250H185V254H184V250L183 251H181V253H179L178 252V250ZM102 250H107V251H102ZM110 251V253H108L109 251ZM111 250H113V252H111ZM136 250H138V251H136ZM148 250V251H147ZM168 250V249H167ZM169 250H170V248H169ZM172 250V249H171ZM174 250H176V245L174 246ZM181 250V249H180ZM179 250V251H180ZM78 251V252H77ZM81 251V252H80ZM94 251H95V253L96 254H98V255H96L95 253H94ZM122 251V250H121ZM144 251V252H143ZM152 251V252H151ZM105 254H104V253ZM115 252V253H114ZM142 254H140V253ZM156 252V253H155ZM176 253L175 255H174V253ZM179 254H181V255H177L178 253ZM260 252L262 253L261 255H260ZM81 255H80V254ZM86 253V254H85ZM103 253V254H102ZM137 253V254H136ZM150 253L152 254V255H150ZM159 253V254H158ZM83 254H84V256H83ZM91 254V255H90ZM108 254V255H107ZM110 254V255H109ZM113 254H115L114 256H113ZM163 254L161 255V256H163ZM182 254H184V255H182ZM257 254V255H256ZM96 255V256H95ZM106 255V256H105ZM136 255V256H135ZM148 255V256H147ZM177 255V256H176ZM62 258H61V257ZM79 256H81V257H79ZM89 256V257H88ZM103 256V257H102ZM144 256H146V257H144ZM151 256V257H150ZM57 257V258H58ZM65 257V258H64ZM72 257V258H71ZM74 257H75V259H76V261H75V259H74ZM86 257V258H85ZM105 257V258H104ZM112 259H111V258ZM118 257V258H117ZM134 257H135V259H134ZM175 257H176V260H175ZM187 256H185L184 258L185 259H187L188 260V263H186V260L184 259V261H183V258H182V261L181 262H179V260H177L176 262H179V264L180 263H182V264H189V261L191 260L192 261V259L191 258H189V257H187ZM258 257V258H257ZM262 257V258H261ZM56 258V257H55ZM66 258H67V260H66ZM85 258V259H84ZM91 258V259H90ZM107 258L109 259V260H107ZM116 258V259H115ZM124 258H126L127 260V262L125 261L124 262ZM140 258H142V259H140ZM163 258V257H162ZM161 258V261L163 260ZM174 258V259H173ZM190 260H189V259ZM254 258H252V261H253V259ZM260 258V259H259ZM71 259H72V261H71ZM84 259V260H83ZM89 259V260H88ZM160 259V258H159ZM194 259V258H193ZM200 259V258H199ZM56 260V259H55ZM66 260V261H65ZM70 260V261H69ZM87 260V261H86ZM91 260V261H90ZM94 260V261H93ZM99 260V261H98ZM119 260V261H118ZM145 260V261H144ZM152 260V259H151ZM175 260V261H174ZM198 259H195L194 261H197ZM253 261V263L254 264H258L257 263V261ZM83 261H86V262H83ZM90 263H89V262ZM128 261L130 262V263H128ZM168 261V260H167ZM190 261V262H191ZM194 261H192V262H194ZM198 261H200V263H201V260H198ZM202 261H203V259H202ZM252 261H251V263L250 264H253L252 263ZM62 262H64V263H62ZM80 262V263H79ZM104 262V263H103ZM156 262V261H155ZM154 262V263H155ZM163 262V264H165L164 262H166V261H162ZM169 262V261H168ZM175 262V263H176ZM191 262V264H197V262H194V263H192ZM207 262V261H206ZM256 262V263H255ZM262 262V261H261ZM259 263V264H264V263ZM57 263V262H56ZM57 263V264H58ZM75 263V264H76ZM154 263H152V264H154ZM160 263V261H157L155 264H159ZM172 262H170V263H167V264H171ZM172 263V264H173ZM199 263V262H198ZM240 264L239 262H232V263H230V264ZM246 263V262H245ZM131 264H133V263H131ZM134 264H135V262H134ZM162 264V263H161ZM177 264V263H176ZM202 264H204V261H203V263ZM205 264H207V263H205ZM215 264H217V263H215Z\"/></svg>",
  "mask_w": 264,
  "mask_h": 264
}]
</instances>
